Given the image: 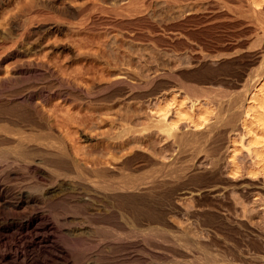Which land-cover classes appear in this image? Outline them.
I'll return each instance as SVG.
<instances>
[{
	"label": "bare ground",
	"instance_id": "obj_1",
	"mask_svg": "<svg viewBox=\"0 0 264 264\" xmlns=\"http://www.w3.org/2000/svg\"><path fill=\"white\" fill-rule=\"evenodd\" d=\"M18 0H0V17H2L1 19L2 20H0V37H2V38H5L6 36L8 37V32L9 33H11V31H13V33H14V31H18L19 30V28H21L22 29V26H24V29H25V27H26V29L22 32V33H24V32H26V34L24 35L25 36V39H24V41H19V42H16V43H14L13 44V41L15 42L16 40L14 39H11L10 41H12V42H10V43H12V44H10V46H8V45H6L5 46V44H6V40H8V38L6 37L5 39H4V42H3V45L1 46L0 45V74H1V72L3 71V70H5V68L3 67V65H2V63H3V61L5 60V59H10L11 57H12V55H15L14 54V51H13V49L14 50H17V49H15V48H19V49H22V50H19L21 53H19V56H21L22 58H20V59H14L15 61L12 63V66L11 67H9V69L11 68V70H12V73H13V77H11L10 76V78H8L9 77V74H7L8 75V77H5V76H0V176L2 175L5 179H6V181L7 182H10L11 184H9V185H6V181H5V186H3V185H1V183H0V207H1V205L2 206H5L6 208L8 207V209H9V211L10 212H13V213H15V214H17V215H19L20 217H19V219L17 220V221H14V222H8V223H4L3 221V224L2 223H0V244L1 243H3L4 244V242L6 241V240H8V242H9V239H12L13 240V243L10 245V249L9 250H12L13 252H12V255H10V257L11 258H13L14 259V261H12L14 264H16V263H18V262H16V260H20V262H21V260H22V262L21 263H23V264H25V263H29V264H37L38 262H37V260H36V257H37V253L38 252H40V251H46V253L48 254V256H49V260H50V262L51 263H55V262H59V263H61V264H67V263H72V264H97V262L95 263V262H92L93 260H94V258L92 259V261H86L87 260V258H86V260L85 261H83L84 259L83 258H85L84 257V255H86V252L87 251H93L92 249L93 248H95V247H98V246H100L101 244H103V242H105L106 244H107V246L108 247H110V248H116L117 246L119 247V246H121V247H124V246H128V245H130L131 243H133L132 241L135 239V238H142V240H144V239H149V238H153V239H160V240H164L165 241V239L167 240V238L170 236V234H168V231L166 230V228H164V227H166V225L168 226L169 224H168V222L167 221H165L164 220V216H162L163 218H160L159 216H157V215H155V212L157 213V211L159 210V208H157V207H155V209L157 208L158 210H156V211H153V209L150 207V201H152V200H150V198H151V196H152V194H151V189H152V187H154L156 184H155V182L157 181V179H153L152 177L154 176H157L158 175V173H156V175L155 174H153V176L151 177L152 178V180H154V181H152V182H154V184L155 185H153L152 186V183H151V185H148V186H145V184L143 185V189H141V190H143L144 191V193H143V191H141V193L140 192H138V191H140V188H141V185L143 184L142 183V181L144 180H141L140 182L142 183H140L139 181H137V179L135 180V178H136V173L135 172H133V173H135L134 175H136V176H134L135 178L134 179H132L133 177L131 176V175H129V173L128 174H125L124 173V171H123V169L125 170V168L123 167V169H122V167H120L119 165H116V166H113L112 165V163L115 161V159L113 158V162H111V165L113 166H109L108 164H107V162L109 163V160H111V158H108V160L107 159H105L104 161H106V163L103 161V159H100L99 158V156H98V154L97 153H95V155L97 154V159H99V160H102L106 165H108L109 167H111L110 169L112 170V171H109L108 170V168H104V167H98V166H93V167H91V165H87V163H89L90 161V159H89V156L92 154V149L90 150L91 151V154L89 153V156H87L88 157V161L89 162H86V160H84L85 162H86V165H84L85 163H84V161H83V163H79L80 161H79V159L77 160V158L70 152V150H69V147H68V145H67V143L64 141V139L63 138H61V136H60V134H59V131L57 130V128L55 127V125H56V122H57V117L59 116L58 114L60 113V112H58V116H56V113H55V111L54 110H44L43 109V106H42V104L41 103H46L49 99H51V98H53L56 94V97L59 95L57 92H60V95L62 96V97H66L65 95H70L71 94V92L73 91V86H74V83H73V85L70 83V81H68V79L70 78V79H72L73 80V78L72 77H69V78H67L68 77V75H64V76H67V77H63V74H62V77L63 78H66L67 79V81L66 80H64L65 82H61V80L59 79V76H57L56 74L58 73V71H57V73H55L54 72V68H52L53 67V65H54V63L56 62V60L57 59H55L54 61H53V57H55V56H52V58L50 59V60H48V59H45V58H43V55L42 56H39V54H38V51H40L39 49H45V53H46V55H51L52 53H54V51L56 50V49H58L59 47H61V46H59L60 45V43L61 44H63L64 42H60L61 40L62 41H65L66 39H62V38H60L61 40L58 42L56 39H57V37L55 36L54 37V40H55V42H58L59 43V45H58V43L56 44H54V41H53V43L52 42H50L49 40H48V37H50L51 35H55V34H60V33H62V31H63V36H65V34H64V30H71V29H77L78 31L77 32H80L79 30H81V29H93L92 31H94V29H96V30H101V28H102V26L106 23H108V26L107 27H110V25H111V27L114 25V27H115V25L117 26V25H121V26H123L122 24V22H119V20L117 21L116 20V18L117 17H119V15L121 16V15H123L122 17H126V15L127 16H130L131 18L132 17H137V19H138V17L139 16H144V15H146V10L147 9H149L148 7H149V4L151 5V2H153V1H147L146 3H142V1L141 0H128L129 2L128 3H130V4H128V8L127 9H125V11L123 10V8H121L122 10L120 11V10H116V9H114V8H112V9H114L113 11L111 10V8H110V10L112 11V13L114 14V15H118L117 17H114L115 18V21H117V22H114L113 20L111 21V18H112V16H111V18H110V20H106L105 21V19H104V21H105V23L102 21V18H98V16H97V18H98V20L100 19L102 22H99L98 20L96 21V19H94L93 20V18H91L92 19V21H88L89 20V18H88V20H87V18L85 19V21H83L81 18L82 17H84L85 15V13L83 14V16H81L82 15V13H81V15H79L78 16V14H76L77 16H75L74 18H76V17H78V19H79V17L81 16V18L79 19V21H78V19H77V21L76 22H72L70 19H72L73 18V10H71V9H69V8H63V9H58V7H57V11H58V13H59V15H57V16H53V15H51V14H49L48 13V10H47V8H46V10L47 11H42L43 9L42 8H40V9H42V10H37L39 7H38V5H40V6H42V5H44V4H46V2H44V0H34L35 2H36V5H37V9H34V7H30L29 6V8H33V10L31 9L30 11H33V12H29V15H27V17H26V21H22L21 23H19L18 22V18H20L19 16V12H20V8H18L19 7V5H18V7L17 8H12V6L13 5H16V2H17ZM21 1V0H20ZM33 0L31 1V3L32 2H34ZM55 1L56 0H51V2H54L55 3ZM62 1V0H61ZM65 1V0H64ZM63 1V2H64ZM68 1V3L70 2L69 0H67ZM72 1V0H71ZM81 1H83V0H81ZM94 2L96 1V0H93ZM103 1L104 0H102L101 1V3L100 4H102L103 3ZM109 1V0H108ZM121 1V0H120ZM124 1V0H123ZM125 1H127V0H125ZM155 1V0H154ZM159 1V0H158ZM166 2L167 1H169V0H165ZM171 1V0H170ZM183 1V0H182ZM182 1L180 2L181 4H183L184 3V1H183V3H182ZM193 2H197V0H192ZM198 1H200V0H198ZM239 1V3L241 2H246V4H247V12L248 11H252V13L254 12V13H256V11L258 10V9H260V7L264 4V0H238ZM238 1H232L231 0V2H233V3H238ZM30 2V1H29ZM34 2V3H35ZM60 2V1H59ZM80 2V1H79ZM85 2V1H84ZM90 2V1H89ZM88 2V4H90ZM94 2H92L93 4H91L93 7H95V4L97 5V4H99V2H96L95 4H94ZM119 2V1H118ZM116 3V6H118L117 4H119V3ZM145 2V1H144ZM17 3H19V1L17 2ZM30 3V5L31 6H34V4L32 5ZM58 3V2H57ZM67 3V2H66ZM72 3V5H73V3H74V7H75V2H71ZM81 3V2H80ZM87 3V2H86ZM106 3V5H107V2H105ZM112 3H113V1H112ZM111 3V6L113 5ZM115 3V2H114ZM124 3V2H123ZM126 3V2H125ZM124 3V4H125ZM160 3V2H159ZM178 3V2H177ZM179 3V4H180ZM186 3H188V2H186ZM201 3V2H200ZM217 3V2H216ZM232 3V4H233ZM13 4V5H12ZM65 4V3H64ZM77 4H79L78 2L76 3V5ZM83 4V3H82ZM82 4H79L78 5V8L75 10V11H77L78 9H79V7L80 8H82L81 6H82ZM104 4V3H103ZM109 4V3H108ZM158 4V3H157ZM202 4V3H201ZM218 4V3H217ZM221 4V3H220ZM229 4V3H228ZM12 5V6H11ZM16 5V6H17ZM36 5H35V7H36ZM47 6L48 5H50L52 8L54 7L53 6V3H48V4H46ZM59 5H60V3H59ZM69 5V4H68ZM67 5V6H68ZM84 5L85 6H87V4H85L84 3ZM83 5V6H84ZM154 5V4H153ZM239 5V4H238ZM50 6H49V9H50ZM55 6H57V5H55ZM63 6V5H62ZM64 6H66V5H64ZM70 6V5H69ZM92 6H90V9H89V11L91 12V11H95V13H96V11H99V10H93L94 8L92 7ZM110 6V5H109ZM109 6H107V10H105V11H108L109 12V9H108V7ZM110 6V7H111ZM115 6V5H114ZM114 6H112V7H114ZM121 5L119 4V7H120ZM125 6H126V4H125ZM162 6H163V4H162ZM173 6V5H172ZM171 6V7H172ZM177 6V5H176ZM182 6V8H180V9H183L184 7H187V5H185V3H184V7H183V5H181ZM202 5H200V7H201ZM205 6V5H204ZM230 6V5H229ZM233 6V5H232ZM241 6V5H240ZM21 7V6H20ZM46 7V6H45ZM45 7H44V9H45ZM72 7V6H71ZM77 7V6H76ZM93 9H92V8ZM97 7H101V6H97ZM96 7V8H97ZM156 7V5L153 7V8H155ZM158 7H160V5L158 6ZM158 7H156V8H158ZM168 7H170V6H168ZM174 7V6H173ZM189 7V6H188ZM187 7V8H188ZM223 7V6H222ZM237 7V8H236ZM22 8V7H21ZM95 8V9H96ZM102 8H104V7H102ZM100 9L101 11L100 12H105L103 9ZM118 8V7H117ZM126 8V7H125ZM205 8V7H204ZM234 8V7H233ZM235 8H236V11L238 12L239 10H240V8L241 7H238V6H236L235 5ZM239 8V10H237ZM74 9V8H73ZM83 9H85V8H83ZM92 9V10H91ZM172 9V8H171ZM177 9H178V7H177ZM180 9H178L179 11H181ZM186 9V8H185ZM185 9H184V11H185ZM223 9V8H222ZM241 9H243V8H241ZM52 10V9H51ZM51 10H49L50 12H52L53 10H54V8H53V10L51 11ZM87 10V12H88V9H86ZM103 10V11H102ZM156 10V9H155ZM160 9H157V11H159ZM161 10H163V8L161 9ZM177 10V11H178ZM189 9H187L186 11H187V13L186 14H188L189 15V11H188ZM199 10H201V8L199 9ZM203 10V9H202ZM246 10H245V13H246ZM55 11V10H54ZM82 11V9L80 10V12ZM84 11V10H83ZM82 11V12H83ZM110 11V12H111ZM169 11V10H168ZM176 11V10H175ZM183 11V12H184ZM205 11V10H204ZM224 11V10H223ZM241 11V13H244V12H242V10H240ZM244 11V10H243ZM259 11V10H258ZM100 12H98V13H100ZM107 12V13H108ZM109 12V13H110ZM126 13V14H124V13ZM146 12V13H145ZM149 12V11H148ZM152 12V11H151ZM156 12V11H155ZM173 12V11H172ZM191 12V11H190ZM196 12V11H195ZM201 12V11H200ZM236 12V13H237ZM260 12V11H259ZM54 13V12H53ZM52 13V14H53ZM78 13H79V10H78ZM92 13V12H91ZM90 13V14H91ZM95 13H93L94 15H95ZM108 13V14H109ZM157 13V12H156ZM161 13H162V11H161ZM175 13V12H174ZM173 13V14H174ZM182 13V12H181ZM231 13V12H230ZM230 13H228V14H230ZM249 13V12H248ZM251 13V14H252ZM55 14H57V13H55ZM54 14V15H55ZM90 14H89V12H88V14L86 13V16L88 17V15L90 16ZM93 14H92V16H93ZM104 15L103 13H100V15ZM113 14H111L110 13V15H113ZM150 14V13H149ZM157 14H159V13H157ZM164 14H167V13H164ZM169 14H171V12L169 13ZM178 14V13H177ZM176 14V15H177ZM184 14V13H183ZM190 14H192V13H190ZM196 14V13H195ZM204 14V13H203ZM257 14H260V13H257ZM3 15V16H2ZM113 15V16H114ZM148 15V14H147ZM151 15H153V13H151ZM160 15V14H159ZM176 15H174V17L176 16ZM182 15V14H181ZM181 15H180V18H183L184 19V16H185V14L181 17ZM194 15V14H193ZM197 15V14H196ZM248 15V14H247ZM246 15V16H247ZM85 16V17H86ZM105 16V15H104ZM106 16H108V15H106ZM156 16H158V15H156ZM172 16L173 15H171V18H172ZM249 16V15H248ZM257 16V15H256ZM91 17V16H90ZM95 17V16H94ZM108 17H110V16H108ZM121 17V18H122ZM152 17V16H151ZM150 16H148L147 18H151ZM155 17V16H154ZM158 17H160V16H158ZM161 17H162V15H161ZM160 17V18H161ZM189 17V16H188ZM120 18V19H121ZM130 18V19H131ZM144 19H147L146 18V16H144L143 17ZM153 18V17H152ZM170 18V19H171ZM176 18V17H175ZM178 18L179 17H177V20H178ZM217 18V17H216ZM215 18V19H216ZM247 18V17H246ZM256 18V17H255ZM21 19V18H20ZM24 19V18H23ZM23 19H21V20H23ZM107 19H109V18H107ZM124 19V18H123ZM128 19V18H127ZM136 19V20H137ZM144 19H143V22H144ZM154 20H155V18H153ZM153 19H151V21L153 20ZM167 19V18H166ZM186 19V18H185ZM188 19H190V18H188ZM214 19V18H213ZM214 19V20H215ZM250 19V18H249ZM257 19H259V16L257 17ZM263 19H264V14H263ZM25 20V19H24ZM80 20H82V21H80ZM89 22H87V21ZM129 20V19H128ZM132 20V19H131ZM148 20V19H147ZM168 21H169V18L167 19ZM172 20V19H171ZM176 20V21H177ZM204 20V19H203ZM207 20V19H206ZM205 20V22H207ZM212 20V19H211ZM217 20H219L218 18H217ZM217 20H215V21H217ZM221 20V19H220ZM228 20V19H227ZM231 20V19H230ZM244 20V19H243ZM108 21H110V22H108ZM141 21V20H140ZM157 21V20H156ZM175 21V19H173V23L174 22H176ZM186 21H187V19H186ZM222 21H223V19H222ZM225 21V20H224ZM229 21V20H228ZM247 21H249L248 19H247ZM253 21V20H252ZM260 21V20H259ZM264 21V20H263ZM146 22V21H145ZM144 22V23H145ZM155 22V21H154ZM171 22V21H170ZM169 22V23H170ZM178 22H179V20H178ZM212 22V21H211ZM211 22L209 21V22H207V23H210L211 24ZM218 22V21H217ZM221 22V21H220ZM220 22H218V23H220ZM234 22V21H233ZM244 22H246V21H244ZM250 22H251V20H250ZM255 22V21H254ZM122 23V24H121ZM149 23V22H148ZM147 23V24H148ZM153 23V22H152ZM152 23L150 22V24H148L149 26L150 25H152ZM180 23H182L181 21H180ZM184 23V22H183ZM213 23V22H212ZM216 23V22H215ZM214 23V24H215ZM227 23V22H226ZM229 23H231V22H229ZM229 23H227V24H229ZM235 23V22H234ZM247 23V22H246ZM257 23H258V20H257V22H256V25H257ZM259 23H261V22H259ZM21 24V25H20ZM106 24H105V28H106ZM110 24V25H109ZM142 24V23H141ZM156 24V23H155ZM179 24V23H178ZM185 24V23H184ZM202 24V23H201ZM200 24V25H201ZM203 24H205V23H203ZM202 24V25H203ZM232 24V23H231ZM263 24V23H262ZM262 24H260V25H262ZM154 25V24H153ZM157 25V24H156ZM168 25V24H167ZM177 25V24H176ZM201 25V26H202ZM209 25V24H208ZM219 25V24H218ZM255 25V27H257ZM119 26L118 27H116V29H118L119 28ZM134 26H135V24H134ZM148 26V27H149ZM173 26H174V24H173ZM204 26V25H203ZM205 26H207V25H205ZM221 27H222V24L220 25ZM219 26V27H220ZM226 26V25H225ZM245 26V25H244ZM111 27H110V29H111ZM159 26H157V28H158ZM209 27H211V26H209ZM213 27V26H212ZM230 27V25L227 27V28H229ZM232 27H233V25L230 27L231 29H232ZM254 27V25H253V28L254 29H256ZM261 27V26H260ZM104 28V27H103ZM147 28V27H146ZM152 28V27H151ZM154 28V27H153ZM155 28H156V26H155ZM193 28V27H192ZM195 28V27H194ZM207 28V27H206ZM205 28V29H206ZM216 28V27H215ZM258 28V27H257ZM112 29H113V27H112ZM111 29V30H112ZM148 29V28H147ZM146 29V30H147ZM175 29V28H174ZM174 29H172V30H174ZM184 29V28H183ZM201 29V28H200ZM204 28L202 29V30H205ZM209 29V28H208ZM211 29V28H210ZM223 29H225V28H223ZM23 30V29H22ZM99 30V31H100ZM105 30V29H104ZM107 30V29H106ZM134 30H135V28H134ZM149 30V29H148ZM154 30V29H153ZM152 30V31H153ZM156 30H159V29H156ZM172 30H171V32H172ZM177 30H180V29H178L177 28ZM187 30V29H186ZM192 30H194V29H192ZM227 30H229V29H227ZM234 30V29H233ZM236 30V29H235ZM259 30V31H258ZM258 33H257V39H254L255 41L256 40H258V42H257V45H256V43H254L253 45L252 44H250V45H252L253 47H251V46H249L250 47V49H254V48H256L257 46H258V43H260L261 45H259L258 46V48H260V46H261V49L258 51V49H257V51H253V53H251V57L249 56V54L247 55V54H244L243 53V49H246V47H245V45L243 44V43H241V44H239V45H237V46H239V48L238 47H235L234 49H235V51H232V52H229V51H231V48H230V45H229V47H227L226 48V52L224 51V52H222L221 54H217V55H215L217 52H215V54H210V53H208L207 52V54L206 55H201V54H198L199 53V51L197 50V52H195V51H193L192 49H194L195 47H193L191 50H192V52H191V59H192V62H194L195 64H199L201 61H203V60H207V59H209L210 60V58H213L214 60H215V56H221V57H223V58H230L231 60H233V61H235V60H241V59H243V58H245V57H247L246 59H248V57H250V58H252V60H254V61H258V60H261V61H259L260 62V64L259 65H261V66H258V68H254V69H256L255 70V78H254V81H256V83L253 85V86H251L250 87V89H248V90H245V86H239V84L237 85V83L235 82V80H229L231 83H229V84H225L224 82H223V80H226V78H231V77H227V75L225 76L226 78L224 79V78H222V77H219L220 75V72L222 71V68H223V65H222V67H221V71L220 70H218L219 71V74H218V71L216 72V69H214L215 68V66H213V69H211V67H210V69H209V67L207 68V67H204V68H202V70H199L198 71V75H202L201 77H200V80L201 81H205L204 82V84H206V86H202V84H203V82H202V84H199V85H201L200 87H202L201 88V90H200V95H201V98H193V99H195L194 101H191V103H190V105H187V103H185L188 107L186 108V107H184L183 108V104H182V102L180 101H178V102H176V98H175V96L173 95V92H172V90H170V88H168V89H166V87L164 86V85H166V84H161V87H162V89H164L163 87H165V89L166 90H164L163 92L161 91V92H158V94L159 95H155L156 97H155V99L157 100V103L156 104H154V107H153V109H151L149 106V108L151 109V112L153 111V113L155 114L154 116H156L157 115V117H158V119L160 118V121L159 122H161L162 124H159V125H157V126H161L162 128H163V130H165L166 132H169V131H171V130H174V128L176 127L177 129H178V127H177V124L178 123H182L183 124V122H186L188 125H189V127L191 126L193 129H202V130H204L205 131V135H206V133H207V139L209 140V142L208 143H210V141L213 143L214 141H216L215 143H217V139L218 138H221V137H223V139H224V141H226L225 140V137H227L228 136V149H229V151H228V154H227V159H225L224 158V160H226V161H228V163H229V165L228 164H226L227 165V168H228V166H229V170H227L226 168V170L232 175L233 174V176H235L236 175V173L240 170V165L238 164V162H237V160H236V158H239L240 159V157H236V152H238L239 150H242L243 151V153H245L246 155H248L249 156V158H251V159H249V160H251V161H249V162H251V164L249 165L248 164V167L245 169V175H247V176H249L250 178H251V180L253 179V178H256V179H258V181H259V178H257V177H253V176H256V175H260L261 177H262V180L264 181V25H262V27L259 29L258 28ZM20 31V30H19ZM84 31V30H83ZM82 31V32H83ZM86 31V30H85ZM84 31V32H85ZM91 31V30H90ZM91 31V32H92ZM102 31V30H101ZM110 30H107L106 32H109ZM118 31L120 32L121 31V28L120 29H118ZM176 31V30H175ZM175 31H173L174 33H176ZM183 31V30H182ZM210 31V30H209ZM208 31V32H209ZM216 33H217V31H216V29L214 30ZM214 31H213V29H212V32H213V34H212V32H211V34H212V36H210V37H213V35H214ZM221 31L223 32V30L221 29L220 30V33H221ZM232 30H229V32H231ZM249 31V30H248ZM255 31V30H254ZM89 32V31H88ZM90 32V33H91ZM97 32V31H96ZM114 32H115V30H114ZM150 32V31H149ZM154 32V31H153ZM157 32V31H156ZM185 32H187V31H185ZM201 32V31H200ZM204 32V31H203ZM208 32H206V33H208ZM239 32V31H238ZM12 33V34H13ZM20 35H21V37H22V34H21V31L20 32H18ZM72 33V32H71ZM76 33V32H75ZM86 33V32H85ZM84 33V34H85ZM94 33H95V31H94ZM103 33V32H102ZM121 33H123V32H121ZM144 33V32H143ZM147 33V32H146ZM177 33H179V32H177ZM191 33H192V31H191ZM193 33H194V31H193ZM197 33H199L198 31H197ZM205 33V34H206ZM225 33V32H224ZM236 33V32H235ZM234 33V35L236 36V34ZM245 33V32H244ZM68 34V33H67ZM79 34H81V33H79ZM78 33H76V35H79ZM87 34V33H86ZM99 34V33H98ZM98 34H95V35H98ZM105 34V33H104ZM110 34L112 35V33L110 32ZM114 34H116L115 36H117L118 37V35H117V33L115 32ZM131 34V33H130ZM145 34V33H144ZM148 34H151V33H147L146 35H148ZM158 34V33H157ZM172 34V33H171ZM190 33H188V35H189ZM201 34V33H200ZM204 34V33H203ZM210 34V35H211ZM218 34V33H217ZM217 34H215V35H217ZM231 34H233V32H231ZM241 34V33H240ZM14 35H15V33H14ZM16 35H17V37H18V34L16 33ZM107 35V34H106ZM109 35V34H108ZM111 35H110V37H111ZM153 35H155L156 36V34H153ZM152 35V36H153ZM175 35V34H174ZM181 35H182V33H181ZM183 35H184V33H183ZM196 34H194V36H195ZM208 35V34H207ZM206 35V37L208 38V36ZM221 35V34H220ZM223 36H224V34H222ZM238 35H239V33H238ZM10 37H9V39L12 37L11 35H9ZM69 35H67L66 37H68ZM80 36V35H79ZM81 36H82V34H81ZM83 36H85V35H83ZM83 36H82V38H79V39H81L80 41H82V39H83ZM91 36H92V34H91ZM113 36V35H112ZM125 36H127L126 34H125ZM142 36L144 37V35L142 34ZM141 36V37H142ZM149 36V35H148ZM152 36H151V38H152ZM186 36V35H185ZM193 36V37H194ZM199 35L197 34V37H198ZM225 36L227 37V35L225 34ZM229 36H231V35H229ZM233 37V38H236V37ZM240 36V35H239ZM243 36H245V35H243ZM14 37V36H13ZM60 37V36H59ZM90 37V36H89ZM89 37H88V39H89ZM98 37V36H97ZM109 37V36H108ZM105 38L106 39V41H107V39H109V38ZM117 37H115L116 39L115 40H117ZM123 37H124V35H123ZM131 37L133 38V35H131ZM130 37V38H131ZM142 37V38H143ZM146 37V36H145ZM150 37V36H149ZM149 37H147L148 39H149ZM161 37V36H160ZM167 37V36H166ZM175 37H177V36H175ZM175 37H174V39H175ZM178 37H180V34L178 35ZM184 37V36H183ZM190 37H192L191 35H190ZM205 37V38H206ZM215 37V36H214ZM213 37V38H214ZM216 37H218V36H216ZM222 36H220L219 38H221ZM232 37V36H231ZM230 37V38H231ZM16 38V37H15ZM56 38V39H55ZM71 38H72V36H71ZM86 37H84V39H85ZM91 38V37H90ZM119 38V37H118ZM136 38V36L134 37V39ZM146 38V39H147ZM150 38V39H151ZM156 38V37H155ZM186 38H187V36H186ZM196 38V37H195ZM201 38H204V37H201ZM223 38V37H222ZM228 38V37H227ZM249 38H251V37H249ZM248 38V39H249ZM1 39V38H0ZM18 39H20V36L18 37ZM49 39H51V38H49ZM52 39H53V37H52ZM52 39H51V41H52ZM69 39V38H68ZM67 39V40H68ZM72 39H75L74 37L72 38ZM72 39H69V40H71L70 42H72L73 40ZM88 39H86V43H87V41H89ZM113 39H114V36H113ZM120 39H122L121 38V36H120ZM144 39V38H143ZM150 39H149V41H150ZM183 39V38H182ZM188 39V38H187ZM199 39V38H198ZM241 39V38H240ZM245 39H247V36H246V38ZM253 39V38H252ZM3 40V39H2ZM22 40V39H21ZM78 40V39H77ZM96 40V39H95ZM94 40V41H95ZM110 40H112V38L110 39ZM131 40V39H130ZM139 40V39H138ZM176 40V39H175ZM191 40H192V38H191ZM189 41V43L190 42H192V41ZM204 40V39H203ZM210 40H211V38H210ZM209 40V41H210ZM212 40H215V38L214 39H212ZM220 40H222V39H220ZM230 41V39H227V43H229V41ZM236 40H239L238 39V36H237V38H236ZM9 41V40H8ZM76 41V40H75ZM80 41L78 40V42L80 43ZM91 41H93V39H91ZM97 41H99L98 40V38H97ZM103 41V40H102ZM109 41V40H108ZM132 41H133V39H132ZM131 41V42H132ZM136 41V40H135ZM140 41V40H139ZM148 41V40H147ZM153 41H155V40H152V42ZM184 41V40H183ZM194 41V40H193ZM202 41V40H201ZM200 41V39H199V43L198 44H200V43H202ZM206 41H207V39H206ZM219 41V40H218ZM241 41V40H240ZM70 42L68 43L69 45H71L70 44ZM85 42V41H84ZM90 42V41H89ZM88 42V44L90 45V43ZM100 42H101V40H100ZM115 41H112V43H114ZM123 42V41H122ZM178 42H180L181 43V41H179L178 40ZM195 42H197V39L195 40ZM211 42L212 41H210L209 43H210V45H211ZM213 42H215V41H213ZM212 42V43H213ZM231 42H233V44H234V40L232 41L231 40ZM254 42V41H253ZM75 43H77V42H75ZM99 43V42H98ZM102 44H97V42L95 43V42H92V46L91 47H93V48H95V50L93 49V52H92V50H91V47L89 46H84L85 48L87 47V48H89L90 50H91V53L89 52L90 50H88L87 51V53L86 54H88L90 57L92 56V57H96L98 60H102V58H107V56H106V54L105 53H103V48L105 49V47L107 46V44L105 45L104 44V42H101ZM136 43V42H135ZM138 43V42H137ZM136 43V44H137ZM189 43H188V45H189ZM194 43V42H193ZM192 43V44H193ZM203 43H205V41H203ZM209 43H207V44H209ZM216 43V42H215ZM214 43V44H215ZM222 43V42H221ZM223 43H224V40H223ZM252 43V42H251ZM27 44L29 45L28 47H27ZM82 44V43H81ZM87 44V45H88ZM109 44H111V43H109ZM109 44H108V46H107V49H108V47H109V49L111 48L110 46H109ZM121 44V43H120ZM138 44H140V43H138ZM142 44V43H141ZM140 44V45H141ZM187 43L185 42V45H186ZM197 44V45H198ZM220 44V43H219ZM232 44V43H231ZM64 45V44H63ZM67 45V44H66ZM76 44H74V46H75ZM85 45V44H84ZM117 45V44H116ZM178 45H179V43H178ZM180 45H184V42H183V44L181 43ZM201 45V44H200ZM199 45V46H200ZM204 45V44H203ZM202 45V47H200V48H203L204 46ZM216 45V44H215ZM218 45V44H217ZM225 45H227V44H225ZM256 45V46H255ZM79 46V45H78ZM111 46H113V44L111 45ZM122 46H124V44L122 45ZM139 46V45H138ZM142 46V45H141ZM140 46V48H142ZM192 46V45H191ZM191 46H189V47H191ZM196 46V45H195ZM198 46V47H199ZM212 46V45H211ZM235 46V45H234ZM12 48L11 49V51H7L8 49L7 48ZM65 47V46H64ZM67 47V46H66ZM73 47V45H71V48ZM76 47H77V45H76ZM81 47L83 48V45H81ZM115 46H113V48H114ZM125 47V46H124ZM185 47H187V46H185ZM188 47V49H190ZM198 47H197V49H198ZM205 47H206V45H205ZM213 47H215V46H213ZM220 47V46H219ZM225 47V46H224ZM4 48V49H3ZM71 48H70V50H71ZM74 48V47H73ZM72 48V49H73ZM79 47H77V49H78ZM117 48V47H116ZM182 48V47H181ZM180 48V49H181ZM183 48H184V46H183ZM183 48H182V50H183ZM199 48V49H200ZM218 48V47H217ZM216 48V49H217ZM237 48V49H236ZM61 49H63V48H61ZM60 49V50H61ZM69 49V48H68ZM108 49V50H109ZM115 49V48H114ZM205 48H203V50H204ZM207 49H209V47L207 48ZM214 49V48H213ZM213 49H211V51H213ZM219 49V48H218ZM222 49V48H221ZM250 49L248 48V50L250 51ZM252 49V50H253ZM74 50H75V48H74ZM73 50V51H74ZM82 49L80 48V51L78 52L79 53V55L81 54V53H85V52H82L81 51ZM87 50V49H86ZM112 50V49H111ZM111 50H109V52H108V58H109V53H110V51ZM116 50V49H115ZM153 50V49H152ZM151 50V51H152ZM165 50H166V48H165ZM185 50H187L186 48H185ZM195 50H196V48H195ZM220 50V49H219ZM233 50V49H232ZM251 50V51H252ZM6 51V52H5ZM72 51V52H73ZM76 51V50H75ZM74 51V52H75ZM83 51H84V49H83ZM106 51V50H105ZM138 51H139V54H140V51H142V50H140V49H138ZM146 51H147V49H146ZM155 51V50H154ZM153 51V52H154ZM157 51V50H156ZM159 51V50H158ZM158 51H157V53H158ZM161 51V50H160ZM159 51V52H160ZM167 51V50H166ZM209 51V50H208ZM215 51V50H214ZM213 51V52H214ZM217 51V50H216ZM250 51V52H251ZM18 52V51H17ZM58 52H59V50H58ZM61 52V51H60ZM63 52V51H62ZM71 52V51H70ZM73 52V53H74ZM81 52V53H80ZM115 52V51H114ZM114 52H113V54H114ZM137 52V51H136ZM144 52H145V50H144ZM168 52H169V50H168ZM201 52H202V50H201ZM219 52V51H218ZM249 52V53H250ZM37 53V54H36ZM76 53H77V51H76ZM78 53L76 54L77 56H78ZM107 53V52H106ZM112 53V52H111ZM141 53H143V51L141 52ZM146 53V52H145ZM152 53V52H151ZM156 53V52H155ZM154 53V54H155ZM156 53V54H157ZM163 53V52H162ZM167 52H165V54H166ZM248 53V52H247ZM34 54H36L37 55V57L36 58H34V57H32ZM68 54V53H67ZM83 54H81V55H83ZM85 54V55H86ZM104 54H105V56H104ZM112 54V61L113 60H117V58H119V57H117V58H113V56H115L116 57V55H113ZM116 54V53H115ZM139 54H137V55H139ZM144 54V53H143ZM153 54V55H154ZM171 54V53H170ZM170 54H168V55H170ZM203 54V53H202ZM66 55V54H65ZM80 55V56H81ZM85 55H84V57H85ZM123 55V54H122ZM152 55V54H151ZM164 55V54H163ZM187 55V54H186ZM57 56V55H56ZM62 56V55H61ZM63 56H64V54H63ZM72 56H73V54H72ZM71 56V58H72V60L74 59L73 57ZM75 57V58H78V57ZM79 56V57H80ZM132 56V55H131ZM142 56V55H141ZM160 56H162L161 55V53H160ZM65 57V56H64ZM66 57H67V55H66ZM69 57V56H68ZM68 57L66 58V59H68ZM82 57V56H81ZM80 57V58H81ZM91 57V58H92ZM110 57V58H111ZM136 57H138V56H136ZM145 57V56H144ZM144 57H142V58H144ZM156 57H159V56H156ZM56 58V57H55ZM58 58V57H57ZM70 58V59H71ZM93 58V59H94ZM100 58V59H99ZM107 58V59H108ZM109 58V59H110ZM135 58V57H134ZM139 59H141L140 57H138ZM137 58V59H138ZM172 58H173V56H172ZM63 59V58H62ZM61 59V60H62ZM69 59V60H70ZM82 59V58H81ZM88 59V58H87ZM90 59V58H89ZM145 59V58H144ZM212 59V60H213ZM76 60H78L79 61V59H76ZM91 60V59H90ZM106 60V59H105ZM142 60V59H141ZM141 60H138V61H141ZM217 60V59H216ZM220 60H222V59H220ZM224 60V59H223ZM222 60V61H223ZM229 60V59H228ZM227 60V61H228ZM231 60L229 61V62H231ZM244 60V59H243ZM251 60V59H250ZM75 61V60H74ZM95 61H96V59H95ZM102 61H104V60H102ZM102 61L100 62V64L102 63ZM108 61V60H107ZM111 60H109V62H110ZM112 61H111V63H112ZM118 61H123V60H118ZM117 61V62H118ZM125 61V60H124ZM132 61V60H131ZM137 61V60H136ZM218 61V60H217ZM216 61V63H220V62H217ZM221 61V62H222ZM232 61V62H233ZM247 61V60H246ZM249 61V60H248ZM6 62V61H5ZM62 62V61H61ZM61 62H60V64H61ZM63 62H64V60H63ZM62 62V63H63ZM66 62H68V60H66ZM89 62V61H88ZM99 62V61H98ZM119 62V63H120ZM129 63H130V61H128ZM127 62V63H128ZM133 62V61H132ZM208 62H210V61H208ZM225 62H226V60H225ZM225 62H223L224 64H225ZM59 63V62H58ZM125 64H127L126 62H124ZM128 63V64H129ZM140 63V62H139ZM142 63H145V60L142 62ZM141 63V64H142ZM146 63H147V61H146ZM153 63V62H152ZM151 63V64H152ZM216 63H215V65H216ZM237 63V62H236ZM241 63V62H240ZM254 63V62H253ZM252 63V64H253ZM256 63V62H255ZM5 64V63H4ZM67 64V63H66ZM75 64V63H74ZM86 64V63H85ZM89 64V63H88ZM87 64V65H88ZM102 64H106L105 62L104 63H102ZM116 64V63H115ZM121 64H123V62L121 63ZM125 64H123L124 66H125ZM127 64V65H128ZM133 64H135L136 66H137V64L136 63H133ZM156 63L154 62V65H155ZM176 64V63H175ZM183 64V63H182ZM181 64V65H182ZM205 64H207V63H205ZM214 64V63H213ZM212 64V65H213ZM222 64V63H221ZM229 64V63H228ZM8 65V64H7ZM56 65H57V63H56ZM55 65V66H56ZM103 65V66H104ZM110 65H112V64H110ZM109 65V63H108V66H110ZM117 65L118 64H116V66H114L113 65V67L115 68L114 70H117L118 71V69L116 68L117 67ZM122 65V66H123ZM139 65V64H138ZM145 65V64H144ZM171 65V64H170ZM173 65V64H172ZM201 65H202V63H201ZM200 65V66H201ZM204 65V64H203ZM209 65V64H208ZM254 65V64H253ZM9 66H10V63H9ZM60 66V65H59ZM59 66H57L58 67V69H59ZM65 66V65H64ZM71 66V65H70ZM83 66V65H82ZM85 66V65H84ZM93 66V65H92ZM105 66H107V65H105ZM119 66V65H118ZM136 66H134L135 68H137ZM152 66V65H151ZM174 66V65H173ZM173 66L171 67L170 66V69L171 68H173ZM225 66V69H227L228 67L226 66V64L224 65ZM230 66H232V65H230ZM229 66V67H230ZM238 66V65H237ZM236 66V67H237ZM239 66H241V67H243L244 66V64H243V66L242 65H240L239 64ZM247 66V65H246ZM249 67H250V63H249V65H248ZM252 66V65H251ZM7 67V66H6ZM62 67V66H61ZM65 67H67V66H65ZM65 67L63 68V71H64V69H65ZM76 67V66H75ZM87 67V66H86ZM102 67V66H101ZM101 67H98V69L99 68H101ZM111 67V66H110ZM126 67V66H125ZM125 67H124V69H125ZM128 67H131V64H130V66H128ZM128 67H127V70H128ZM133 67V68H134ZM144 67H148V66H144ZM177 67V66H176ZM178 67H180V66H178ZM181 67H186V66H181ZM195 67V66H194ZM198 67V66H197ZM196 67V68H197ZM203 67V66H202ZM218 67V66H217ZM227 67V68H226ZM245 67V66H244ZM61 68V69H62ZM70 68V67H69ZM71 68H72V66H71ZM71 68L69 69V71H70V73L72 74V72H71ZM79 68V67H78ZM78 68H77V70H78ZM97 68V67H96ZM118 68H120V66L118 67ZM122 68V67H121ZM132 68V67H131ZM131 68H129V70H131V72H132V69ZM140 68H143V65L142 66H140ZM154 69H155V67H153ZM175 68V67H174ZM199 68V67H198ZM246 68V67H245ZM251 68V67H250ZM249 68V69H250ZM8 69V70H9ZM55 69H56V67H55ZM58 69H56V70H58ZM60 69V70H61ZM74 69V68H73ZM72 69V70H73ZM80 69V68H79ZM84 69V68H83ZM82 69V70H83ZM94 69H95V67H94ZM102 69V68H101ZM106 69H107V67H106ZM109 69V68H108ZM123 69V70H124ZM157 69H158V67H157ZM163 69V70H162ZM162 69H160V71H158V70H156V72H155V78H159V79H155L156 81H158V80H160L161 78V81H163V79L166 77H168L166 80L167 81H171L172 80V82H173V77H174V75H173V77L171 76V74L169 73V71H167V70H164L165 68H163L162 67ZM181 69V68H180ZM187 69V68H186ZM232 68H229L228 70H231ZM235 69V68H234ZM244 69V68H243ZM7 70V69H6ZM81 70V69H80ZM111 70V69H110ZM109 70V71H110ZM121 70V73H122V69H120ZM137 70H139L138 68H137ZM143 70V69H142ZM145 70V69H144ZM179 70V69H178ZM183 70L185 71V69L183 68ZM195 70V69H194ZM227 70V71H228ZM237 70L239 71V69L237 68ZM237 70H235V71H237ZM35 71L37 72H39L40 71V74L41 75H43L42 73H44L45 75H43V76H45V80H46V83H44V82H42V83H37V84H35V86L33 85V88H30V89H28V90H25V91H20V92H5L6 91V89H7V91H8V88H9V86H10V84H11V81L13 80V79H15V78H18V79H26V78H29L30 76H33L34 74L35 75H37L36 73H35ZM62 71V70H61ZM63 71L61 72V73H63ZM66 71H67V69H66ZM106 71V70H105ZM108 71V72H109ZM117 71H115V73H117ZM180 71V70H179ZM190 71V70H189ZM232 71V70H231ZM234 71V72H235ZM9 73H10V71H8ZM7 72V73H8ZM42 72V73H41ZM84 72V71H83ZM103 72V71H102ZM107 72V73H108ZM111 72V71H110ZM119 72V71H118ZM144 72V71H143ZM142 72V73H143ZM146 72H147V70H146ZM146 72H144V75H145V73ZM154 72V71H153ZM188 71H186V73H187ZM223 72H224V70H223ZM226 72V71H225ZM233 72V71H232ZM231 72V73H232ZM240 72H243V73H245L244 71H240ZM247 72V71H246ZM60 73V72H59ZM70 73H69V75H70ZM99 73V72H98ZM97 73V74H98ZM104 73V72H103ZM128 73H130L129 71H128ZM128 73H126V74H128ZM133 73H136V72H133ZM132 73V74H133ZM139 73V72H138ZM142 73H140L141 75H142ZM184 73V72H183ZM185 73V74H186ZM190 73V72H189ZM193 73H195L194 71H193ZM230 73V72H229ZM229 73H227L226 72V74H229ZM11 74V73H10ZM65 74V73H64ZM114 74V73H113ZM120 74V73H119ZM118 74V75H119ZM125 74V73H124ZM140 74H138V75H140ZM154 74V73H153ZM197 74V73H196ZM233 74H235V73H233ZM232 74V76H234ZM237 74H238V72H237ZM253 74V73H252ZM251 74V76H253ZM59 75V74H58ZM98 75H100V74H98ZM118 75H116V76H118ZM121 75V74H120ZM123 75V74H122ZM129 75V74H128ZM136 75H137V73H136ZM135 75V76H136ZM170 75V76H169ZM195 75V74H194ZM197 75V76H198ZM223 75V74H222ZM236 75V74H235ZM242 75V74H241ZM244 75H247V74H244ZM40 76V75H39ZM94 76V75H93ZM92 76V78H94ZM106 76H108L109 77V74L108 75H106ZM105 76V77H106ZM113 76V75H112ZM112 76H110L111 78H113ZM115 76V77H116ZM126 76V75H125ZM148 76V75H147ZM188 76V75H187ZM196 76V75H195ZM224 76V75H223ZM36 77V76H35ZM62 77H60V78H62ZM74 77V76H73ZM87 77V76H86ZM97 77V76H96ZM95 77V78H96ZM101 77V76H100ZM105 77H104V79H105ZM107 77V78H108ZM109 77V78H110ZM114 77V78H115ZM129 77H133V75L132 76H130L129 75ZM128 77V78H129ZM151 77H152V74H151ZM169 77H172L171 78V80H169ZM177 78H178V76H176ZM175 77V78H176ZM238 77V76H237ZM236 77V78H237ZM242 78H243V76H241ZM245 77V76H244ZM248 77V76H247ZM34 78V77H33ZM43 78V77H42ZM75 78V77H74ZM98 78H99V76H98ZM101 78H103V76L101 77ZM101 78H99V79H101ZM105 79L104 81H106V80H109V79ZM111 78H110V82H111ZM120 79H122L123 77H119ZM118 78V80L117 79H112V81L114 80L115 82L114 83H120V86H121V80ZM124 78H127V77H124ZM139 78V77H138ZM142 78V77H141ZM149 78V77H148ZM180 78H181V76H180ZM195 78V77H194ZM233 78V77H232ZM234 78H235V76H234ZM239 78H240V76H239ZM238 78V79H239ZM40 79H41V77H40ZM40 79H37L38 81L40 80ZM44 79V78H43ZM69 79V80H70ZM97 80V81H100V80ZM133 79H136V78H133ZM185 79H187V78H184V79H182V83H183V80H185ZM197 79V78H196ZM199 79V78H198ZM42 80V79H41ZM41 80L39 81V82H41ZM75 80V79H74ZM73 80V81H74ZM126 81H127V79H125ZM124 79L122 80L123 82L125 81ZM131 80V79H130ZM138 79H136V81H137ZM142 80H143V78H142ZM141 79L139 80L140 82L142 81ZM193 80V79H192ZM227 80V81H228ZM253 80V79H252ZM251 80V83L253 82ZM22 81H26V80H19V83H23ZM75 81H77L78 82V79L77 80H75ZM83 81V80H82ZM94 81H96V80H94ZM103 80L102 81H100L101 83L102 82H104ZM126 81H125V83H126ZM133 81H135V80H133ZM160 81V82H161ZM166 81V82H167ZM174 81H176V84H178L177 82L178 81H180V79L177 81V80H175L174 79ZM191 81V80H190ZM193 81H195V80H193ZM192 81V82H193ZM197 81V80H196ZM200 81V82H201ZM228 81V82H229ZM239 81H240V79H239ZM238 81V83H240ZM244 81V80H243ZM17 82H18V80H17ZM37 82V81H36ZM35 82V83H36ZM77 82H75L76 84H77ZM80 82V81H79ZM89 82V81H88ZM100 82H98V83H100ZM123 82H122V84H123ZM130 82V81H129ZM138 82V81H137ZM147 82V81H146ZM159 82V81H158ZM166 82H164V83H166ZM186 82V81H185ZM189 82V81H188ZM187 82V83H188ZM200 82H198V83H200ZM219 83V85H215V86H218V87H215L213 84H215V83ZM226 82V81H225ZM245 82V81H244ZM31 83H33V81L31 82ZM30 83V84H31ZM107 83V82H106ZM113 83V82H112ZM111 83V84H112ZM113 83V84H114ZM125 83H124V85H125ZM141 83H144L145 84V82H141ZM140 83V84H141ZM169 83H171V82H169ZM191 82H189V84H190ZM196 83V82H195ZM197 83V84H198ZM246 83H248V81L246 82ZM245 83V84H246ZM21 84H18L19 86H20V88L25 84H22V86H21ZM80 84H82V83H79L78 85V87H77V90H78V88L81 86L82 87V85H80ZM87 84V83H86ZM130 84V83H129ZM134 84V83H133ZM133 84H130L128 87L129 88H127L128 90L130 89V87H131V85H133ZM135 84H136V82H135ZM137 84H139V83H137ZM136 84V85H137ZM143 84V85H144ZM156 84V83H155ZM159 84V83H158ZM174 83H172V85H173ZM180 84V83H179ZM186 83H184V85H185ZM188 84V85H189ZM17 85V84H16ZM17 85V86H18ZM98 85V84H97ZM108 85H110V83H108ZM127 85H128V82H127ZM126 85V86H127ZM135 85V86H136ZM142 85V86H143ZM146 86L148 85V83L147 84H145ZM163 85V86H162ZM183 85V84H182ZM193 85H196V84H194L193 83ZM198 85V86H199ZM18 86V87H19ZM106 86V85H105ZM111 86V85H110ZM113 86V85H112ZM114 86H116V87H118L119 86V84H118V86L116 85V84H114ZM113 86V87H114ZM135 86L133 87V89H136V88H138V89H141V86H139V85H137V86H139V87H137L136 86V88H135ZM154 87H156V86H159L160 87V85H157L156 84V86L155 85H153ZM168 86V85H167ZM176 86V85H175ZM178 86V85H177ZM180 86V85H179ZM187 86V85H186ZM190 86H192V84L190 85ZM189 86V87H190ZM230 86V87H229ZM26 87V86H25ZM80 87V88H81ZM86 87V86H85ZM109 87V86H108ZM108 87H104L103 86V88L102 87H100L99 89H96V90H102L103 91V89H104V91L107 89V91L109 90L110 91V89H108ZM122 87V86H121ZM148 87H150L149 85H148ZM170 87V86H169ZM195 87V86H194ZM200 87H198V88H200ZM24 88V87H23ZM87 88V87H86ZM86 88L84 89V87H83V90L85 91L86 90ZM119 88V87H118ZM125 88V87H124ZM132 88V87H131ZM144 87H142V89H143ZM157 88V87H156ZM248 88V87H247ZM144 89H147V87H145ZM152 89V88H151ZM161 88H159V90H160ZM184 89V88H183ZM186 89V88H185ZM184 89V90H185ZM121 90V89H120ZM119 90V91H120ZM123 90V89H122ZM131 90V89H130ZM129 90V91H130ZM158 90V91H159ZM176 90V89H175ZM174 90V91H175ZM187 90V89H186ZM185 90V91H186ZM191 90H192V88H191ZM194 90V89H193ZM193 90H192V92H193ZM197 90V89H196ZM195 90V91H196ZM74 91H76V90H74ZM81 91H82V89H81ZM102 91H101V95L103 94L102 93ZM117 91V90H116ZM145 91V90H144ZM150 91V90H149ZM155 91H157V89L155 90ZM155 91H153V92H155ZM86 92V91H85ZM112 92V91H111ZM115 92V91H114ZM124 92V91H123ZM128 92V91H127ZM140 92V91H139ZM151 92H152V90H151ZM179 92V91H178ZM181 92V91H180ZM191 92V91H190ZM189 92V93H190ZM78 93V92H77ZM81 93H83V92H81ZM81 93H79L80 95H82ZM98 93V92H97ZM107 93V92H106ZM120 93V92H119ZM134 93V92H133ZM142 93V92H141ZM150 93V92H149ZM188 93V94H189ZM196 93V92H195ZM198 94L197 95H199V91L197 92ZM74 94H76V93H74ZM89 93L87 92V93H85V95H88ZM99 95H100V93H98ZM114 94H116V92L114 93ZM121 94V93H120ZM138 94V93H137ZM137 94H135V96L137 95ZM150 94H153V93H150ZM154 94H156V93H154ZM153 94V95H154ZM181 94V93H180ZM187 94V95H188ZM190 94H192V93H190ZM189 94V95H190ZM194 94V93H193ZM59 95V96H60ZM73 95V94H72ZM77 95V94H76ZM84 95V96H85ZM97 95V94H96ZM112 95V94H111ZM111 95H110V98H111ZM117 95V94H116ZM140 95H147V94H140ZM140 95L138 96V97H140ZM175 95H176V93H175ZM179 95V94H178ZM183 95V94H182ZM186 95V94H185ZM118 96V95H117ZM116 96V97H117ZM120 96V95H119ZM122 96V95H121ZM126 96V95H125ZM123 97V98H126V97ZM128 96V95H127ZM130 96V95H129ZM132 97H133V95H131ZM150 96V95H149ZM152 96V95H151ZM150 96V97H151ZM192 96H194V95H192ZM68 97V96H67ZM66 97V98H67ZM70 97V96H69ZM72 98H73V96H71ZM75 97V96H74ZM77 97H79V96H77ZM81 97V96H80ZM89 97V96H88ZM103 97H105V98H107L105 95L103 96ZM108 97H109V95H108ZM131 97V98H132ZM138 97H136L137 99H138ZM184 97V96H183ZM195 97V96H194ZM58 98H60V97H58ZM115 98V97H114ZM113 98V99H114ZM128 98H130V97H128ZM146 98V97H145ZM147 98H148V96H147ZM180 98V97H179ZM77 99V98H76ZM81 99H82V97H81ZM100 99V98H99ZM99 99H97V101L99 100ZM112 99V98H111ZM135 99V97H133V99H131L132 100V102H133V100ZM137 99H135V100H137ZM140 99V98H139ZM138 99V100H139ZM144 99V98H143ZM149 99V98H148ZM150 99H152V98H150ZM188 99V98H187ZM187 99H186V101H187ZM51 100H53V99H51ZM50 100V101H51ZM61 100H62V98H61ZM68 100V99H67ZM74 100V99H73ZM78 100V101H77ZM76 101L77 102H75V103H78V102H80L79 100L80 99H77ZM84 100V99H83ZM81 101L82 103L84 102V101ZM86 100V99H85ZM92 100V99H91ZM105 100V99H104ZM107 101H108V98L106 99ZM110 100V99H109ZM115 100V99H114ZM113 100V101H114ZM122 100V99H121ZM120 100V101H121ZM127 100H129V99H127ZM126 100V101H127ZM146 100V99H145ZM178 100V99H177ZM183 100V99H182ZM190 100V99H189ZM57 101V100H56ZM59 101V100H58ZM87 101V100H86ZM93 101V100H92ZM91 101V102H92ZM95 101H96V99H95ZM95 101H93V102H95ZM99 101H101V99L99 100ZM98 101V102H99ZM119 101V102H120ZM140 101H141V99H140ZM140 101H137V104H138V102H140ZM143 101V100H142ZM153 101L155 102V100L153 99ZM49 102V101H48ZM60 102V101H59ZM72 102V101H71ZM70 102V103H71ZM92 102V103H93ZM102 102V101H101ZM101 102H99V103H101ZM104 102V101H103ZM109 102V101H108ZM115 102V101H114ZM128 103H130L129 101H127ZM135 102V101H134ZM149 102V101H148ZM148 102L146 103V105L148 104ZM52 103H54V101L52 102ZM56 103V105H57V102H55ZM63 103V102H62ZM65 103V102H64ZM89 103V102H88ZM97 103V102H96ZM110 103H111V101H110ZM118 103V102H117ZM122 103V102H121ZM126 103V102H125ZM149 103H151V102H149ZM184 103V102H183ZM189 103V102H188ZM51 104V103H50ZM73 103H71V104H69L70 106L72 105ZM86 104V103H85ZM85 104H84V106H85ZM89 104H91V103H89ZM106 104H107V102H106ZM105 104V105H106ZM134 104H136V103H134ZM143 104V103H142ZM153 104V103H152ZM152 104H151V107H152ZM48 105V104H47ZM55 105V106H56ZM60 105H62V104H60ZM74 105V104H73ZM94 105V104H93ZM100 105V104H99ZM98 105V106H99ZM111 105V104H110ZM126 106H127V103L125 104ZM131 105H132V103H131ZM144 105V104H143ZM146 105H144V106H146ZM148 105H150V104H148ZM46 106V105H45ZM44 106V107H45ZM49 106V105H48ZM47 106V107H48ZM69 106V107H70ZM78 106V105H77ZM86 106H87V104H86ZM85 106V107H86ZM90 106V105H89ZM97 106V107H98ZM101 106H103V105H101ZM101 106H99L100 108H101ZM107 106V105H106ZM115 106H117V105H115ZM121 106V105H120ZM130 106V105H129ZM135 106V105H134ZM137 106V105H136ZM142 106V105H141ZM140 106V107H141ZM144 106H142V107H144ZM53 107V106H52ZM68 107V106H67ZM66 107V108H67ZM81 107H82V105H81ZM84 107V108H85ZM95 107V106H94ZM99 107H98V109H99ZM114 108V105L113 106H111V108ZM141 107V108H142ZM49 108H51V106L49 107ZM58 108H59V106H58ZM64 108V107H63ZM65 108V109H66ZM72 107H70V109H71ZM74 108V107H73ZM80 107H78V109H79ZM91 108H93V106L91 107ZM103 108H105L104 106H103ZM106 108H108V107H106ZM116 108V107H115ZM121 108V107H120ZM123 109L125 108L126 109V107L124 106V107H122ZM135 108V107H134ZM138 108V107H137ZM170 108H171V110H173V116H170V117H173V118H169V120L167 119V115H168V112H169V110H170ZM52 109V108H51ZM60 109V108H59ZM77 109V110H78ZM82 109V108H81ZM89 109V108H88ZM87 109V110H88ZM95 109V108H94ZM102 109V108H101ZM128 109V108H127ZM126 109V110H127ZM136 109V108H135ZM149 109V110H150ZM72 110V109H71ZM85 110V109H84ZM91 111H92V109H90ZM105 110V109H104ZM103 110V111H104ZM120 110V109H119ZM148 110V111H149ZM62 111V110H61ZM74 110H72V112H73ZM79 111V110H78ZM81 111V110H80ZM79 111V112H80ZM86 111V110H85ZM97 111V110H96ZM102 111V110H101ZM109 111V110H108ZM111 111V110H110ZM113 111V110H112ZM111 111V112H112ZM117 111H118V109H117ZM123 111V110H122ZM136 112L135 113H137L138 112V109L137 110H135ZM139 111H140V109H139ZM142 111H144V110H142ZM69 112V111H68ZM71 112V111H70ZM78 112V113H79ZM93 112H95V110H93ZM119 112V111H118ZM128 112H131V111H128ZM132 112H133V110H132ZM147 112V111H146ZM74 113V115H75V113L76 112H73ZM82 113H83V111H82ZM100 113H102V112H100ZM100 113H98V114H100ZM106 113H109L110 114V112H107V110H106ZM112 113H114V111L112 112ZM122 113V112H121ZM125 113V112H124ZM134 113V114H135ZM139 113V112H138ZM143 113V112H142ZM64 114L66 115H68L69 113H65V111H64ZM77 114V113H76ZM80 114V113H79ZM79 114H77V115H79ZM84 114H86V113H84ZM92 114L93 115H95L94 113H91V116H92ZM97 114V113H96ZM102 114H104V113H102ZM102 114H100L99 116H101ZM125 114H127V112L125 113ZM129 114V113H128ZM134 114H133V116L131 117V116H129L128 118H126V116H125V118L126 119H130V121L132 120V118L134 117ZM73 115V116H74ZM77 115H75L76 116V118H77ZM82 115V114H81ZM81 115H79V116H81ZM90 115V114H89ZM112 115V114H111ZM115 117H113V119L114 118H116V116L117 115H119L118 113L115 115V114H113ZM122 115L123 114H121V117H122ZM137 115V114H136ZM135 115V116H136ZM142 115V114H141ZM143 115H144V113H143ZM146 115V114H145ZM169 115H170V113H169ZM70 116V115H69ZM74 116V117H75ZM105 115H103V117H104ZM107 116H110V115H106L105 117H107ZM151 116V115H150ZM152 116H153V114H152ZM151 116V117H152ZM154 116H153V118H154ZM61 117V116H60ZM63 117V116H62ZM61 117V118H62ZM72 117V116H71ZM73 117V118H74ZM86 117H87V115H86ZM89 117V116H88ZM94 117H96V116H94ZM112 117V116H111ZM110 117V118H111ZM138 117H139V115H138ZM135 118L136 120H138L139 118L141 119V116L139 117V118ZM145 117V116H144ZM147 118H149L148 116H146ZM80 117H78V119H79ZM91 118V117H90ZM89 118V119H90ZM97 118V117H96ZM96 118H95V120H96ZM100 118H102V117H100ZM119 119H120V117H118ZM118 118H116V119H118ZM123 118V117H122ZM153 118H151V119H153ZM66 119H68V116H66ZM69 119H70V117H69ZM68 119V120H69ZM105 119V118H104ZM106 119H109L108 117L106 118ZM113 119H112V121H113ZM65 120V119H64ZM71 120H73L72 118H71ZM71 120H69V122L71 123ZM75 120V119H74ZM81 120V119H80ZM83 120V119H82ZM90 120H92V118L90 119ZM98 120H99V118H98ZM98 120H96V121H98ZM101 121H102V119H100ZM136 120H135V122H136ZM143 120H144V118H143ZM149 120H150V118H149ZM96 121H93V122H90V121H88V122H90L89 123V126H90V124L91 123H94V122H96ZM104 121H106V120H104ZM108 121V120H107ZM106 121V122H107ZM114 121L116 122V120L114 119ZM119 121V120H118ZM120 121H125V120H120ZM134 121V120H133ZM145 121H146V118H145ZM68 122V123H69ZM74 122V121H73ZM73 122L71 123V124H73ZM75 122H76V120H75ZM74 122V123H75ZM82 121H80V123H81ZM111 122V121H110ZM109 122V123H110ZM122 122H120V123H122ZM125 122H127V120L125 121ZM139 122V121H138ZM138 122H137V124H138ZM152 122V121H151ZM236 122H238V123H236ZM58 123H60V121L58 122ZM69 123V124H70ZM77 123V122H76ZM83 123H86V122H84L83 121ZM82 123V124H83ZM124 123V122H123ZM122 123V124H123ZM141 123H144L143 121L141 122ZM146 123V122H145ZM144 123V124H145ZM148 123V122H147ZM180 123V124H181ZM69 124H68V126H69ZM70 124V125H71ZM78 124V123H77ZM88 124V123H87ZM94 124H96V123H94ZM93 124V125H94ZM97 124H98V122H97ZM96 124V125H97ZM101 124H102V122H101ZM100 123H99V128H100V125H101ZM128 124V126L130 125V127L132 126V123H127ZM126 124V125H127ZM136 124V123H135ZM149 124H151V123H149ZM152 124H154V123H152ZM156 124H157V122H156ZM156 124H155V126H156ZM181 124V125H182ZM92 125V124H91ZM94 126V127H97V126ZM113 125L115 126V124L113 123ZM118 125H120V124H116V127H119ZM134 125V124H133ZM143 124H139V126H142ZM67 126V125H66ZM72 126H74V125H72ZM75 126H77V125H75ZM80 126V125H79ZM78 126V127H79ZM88 125L87 126H85V125H83V127H84V129H87L86 127H89ZM102 126V125H101ZM105 126H106V124H105ZM108 126V125H107ZM110 126H112L111 124H110ZM113 126V127H114ZM123 126H125L124 124H123ZM127 126V127H128ZM138 126V127H139ZM154 126V125H153ZM153 126H151V127H153ZM183 126H186V128L188 127L187 125H185V124H183L182 125V127ZM63 127V126H62ZM70 127V126H69ZM68 127V128H69ZM81 127V126H80ZM83 127H81V128H83ZM98 127H97V129H98ZM112 127V128H113ZM121 125H120V127H119V132H121V134H123L122 132L123 131H129V130H121ZM130 127H129V129H130ZM134 127H136V126H134ZM134 127H132V129L134 128ZM148 127H150V126H148L147 125V128L146 129H148L149 130V128ZM181 127V126H180ZM72 128H74V127H72ZM109 128V127H108ZM107 128V129H108ZM126 128V127H125ZM139 128H141V127H139ZM143 128H145V125H144V127ZM155 128V127H154ZM156 128H160V127H156ZM162 128H161V130H162ZM101 129V131H103L104 130V128H103V130H102V127L100 128ZM100 129L98 130V131H100ZM107 129L105 128V133H104V135L108 132L109 134L112 132L111 130V132H109V130L107 131ZM136 129V128H135ZM182 129V128H181ZM185 129V128H184ZM189 129V128H188ZM69 130H71V129H68V131ZM77 129H75V132H77L76 131ZM88 130H89V128H88ZM93 130H95V129H93ZM113 130V129H112ZM118 130V129H117ZM121 130V131H120ZM143 130V129H142ZM180 130V129H179ZM178 130V131H179ZM183 130V129H182ZM187 130V129H186ZM185 130V131H186ZM189 130H191V129H189ZM201 130V131H202ZM67 131V132H68ZM90 131V130H89ZM88 131V132H89ZM115 131V130H114ZM132 131V130H131ZM130 131V132H131ZM135 131V130H134ZM136 131H137V129H136ZM135 131V132H136ZM140 131V134H141V129L139 130ZM144 131V130H143ZM156 131V130H155ZM158 131V130H157ZM204 131H202V132H204ZM237 131H239L240 132V136H239V138H237V139H235V138H232V137H230V134H233V133H237ZM72 132V131H71ZM84 132V131H83ZM88 132H86V133H88ZM94 133V135L95 136H97L96 134L97 133H99V132H97L96 134H95V132H96V130L95 131H92V128H91V131H90V133ZM118 132V133H119ZM135 132L133 133V135L135 134ZM138 132V131H137ZM150 132H151V130H150ZM150 132L148 131V133L150 134ZM152 132H153V130H152ZM190 131H187V132H181V133H184V134H182V135H180V134H178V140H179V142L180 143H187V144H189V142H193L194 140H193V138H195L194 136H196L197 137V135H192L193 133H189ZM192 132H193V130H192ZM238 132V133H239ZM85 133V132H84ZM85 133V134H86ZM89 133V134H90ZM92 133H91V135H92ZM103 133V132H102ZM101 133V134H102ZM114 133H117V131L116 132H114ZM145 133V132H144ZM159 133V132H158ZM165 133V132H164ZM175 133H177V132H173L172 134H174L175 135ZM190 135H189V134ZM194 133H195V130H194ZM201 133V132H200ZM68 134V133H67ZM69 134L71 135V133L69 132ZM66 135V136H70V135ZM100 134V135H101ZM111 134H113V132L111 133ZM120 134V133H119ZM118 134V135H119ZM124 134H126V132H124ZM130 134V133H129ZM151 134H153V133H151ZM197 134H199L198 132H197ZM203 133H201V135H202ZM78 135H80V134H78ZM82 135V134H81ZM88 135V134H87ZM93 135V136H94ZM103 135V136H104ZM116 134H114L113 135V137L115 136ZM126 135H128V134H126ZM130 135H132V132H131V134ZM129 135V136H130ZM143 135V134H142ZM144 135H146V134H144ZM143 135V136H144ZM148 135V134H147ZM156 135V134H155ZM159 135H161V131H160V134ZM159 135H156V136H159ZM164 135V134H163ZM163 135H161V137L163 136ZM168 135V134H167ZM166 135V136H167ZM86 136V135H85ZM102 136V135H101ZM101 136H99V137H101ZM107 136V135H106ZM121 136V135H120ZM136 136V135H135ZM138 136V135H137ZM141 136V135H140ZM139 136V137H140ZM142 136V137H143ZM169 136V135H168ZM171 136V135H170ZM70 137H72V136H70ZM81 137V136H80ZM87 137V136H86ZM85 137V138H86ZM91 137V136H90ZM105 137V136H104ZM103 137V138H104ZM107 137H110L109 135L107 136ZM107 137H106V140H104V139H102L101 138V142H102V140H104V141H107L108 139H107ZM112 137V136H111ZM110 137V138H111ZM131 137V136H130ZM130 137H129V139L128 140H130ZM134 137V136H133ZM149 137H150V135H149ZM151 137H152V135H151ZM151 137H150V139H151ZM164 137V136H163ZM200 136L198 135V138H199ZM203 138L205 137V136H202ZM238 137V136H237ZM68 138V137H67ZM73 138V137H72ZM92 138V137H91ZM93 138H95V137H93ZM93 138H92V140H93ZM96 138H98V137H96ZM116 138H118V136L116 137ZM120 138H122V137H119V139ZM143 138H145V137H143ZM155 138V137H154ZM157 138V137H156ZM155 138V139H156ZM167 138V137H166ZM170 138V137H169ZM177 138V135H176V137H175V139ZM197 138V139H198ZM201 138V137H200ZM200 138L198 139V142H199V140H200ZM203 138L201 139V140H203ZM211 140H210V139ZM66 139V138H65ZM71 140V138H68V140ZM80 139V138H79ZM86 139H88V138H86ZM99 139V138H98ZM123 139V138H122ZM122 139H120L119 141H121ZM132 139H134V138H132ZM135 139H136V137H135ZM138 139V138H137ZM148 139V138H147ZM159 139H161L160 137H159ZM173 139H174V137H173ZM67 140V139H66ZM74 140H77V139H74ZM81 140V139H80ZM97 140V139H96ZM95 140V141H96ZM114 140H115V137H114ZM117 140V139H116ZM127 140V139H126ZM140 140V139H139ZM142 140V139H141ZM172 140V139H171ZM193 140V141H192ZM200 140V141H201ZM206 139L204 138V144H205V142H207V141H205ZM81 141H83V139L81 140ZM109 141V140H108ZM131 141V140H130ZM156 141V140H155ZM155 141H153V142H151V143H154ZM165 141V140H164ZM169 141V140H168ZM168 141L167 142H165L166 143V145H167V143H168ZM174 141H176L175 143H177V139L176 140H174ZM196 141V140H195ZM194 141V142H195ZM219 141V140H218ZM221 141V140H220ZM223 141V140H222ZM222 141L221 142H219V143H222ZM68 142V141H67ZM70 143H71V141H69ZM72 142H73V140H72ZM75 142V141H74ZM74 142L72 143V145L70 144V143H68V144H70L71 146H75L77 143H75V145H73L74 144ZM78 142V141H77ZM90 142H91V140H90ZM97 143H98V141H96ZM101 142H100V144H101ZM121 142H124V139H123V141H121ZM120 142V143H121ZM158 141H156L155 142V145H156V143H157ZM161 142H162V140H161ZM171 142V141H170ZM169 142V143H170ZM172 142H173V140H172ZM178 142V143H179ZM194 142L192 143V144H194ZM202 142V141H201ZM104 143V142H103ZM103 143H102V145H103ZM115 143H116V141H115ZM117 143H118V141H117ZM125 143V142H124ZM123 143V144H124ZM127 143V142H126ZM125 143V144H126ZM137 143V142H136ZM136 143H134V144H136ZM147 143V145H148V143L149 142H146ZM159 143V142H158ZM163 143V142H162ZM161 143V144H162ZM175 143L173 144V147H174V145H175ZM177 143V144H178ZM200 143V142H199ZM203 143V142H202ZM225 143V142H224ZM82 144H84V143H82ZM87 144H89V143H87L86 142V145ZM95 144V143H94ZM99 144V145H100ZM106 144H108L107 142H106ZM122 144V145H123ZM130 144V143H129ZM129 144H128V146H129ZM132 144V143H131ZM130 144V145H131ZM134 144H133V146H134ZM144 144V143H143ZM160 144V143H159ZM172 143H170V144H168V146L169 145H171ZM97 145V144H96ZM146 145V146H147ZM153 145V144H152ZM164 145V144H163ZM181 146H183L182 144H180ZM180 145L178 146V147H180ZM191 145V144H190ZM201 144H199L198 146H200ZM203 145V144H202ZM209 145H211V144H209ZM223 145V144H222ZM221 145V146H222ZM79 146V144L77 145V147ZM83 146V145H82ZM104 146V145H103ZM116 146V145H115ZM118 146L119 147H121V144L119 145L118 144ZM117 146V147H118ZM127 146V145H126ZM127 146V147H128ZM132 146V145H131ZM130 146V147H131ZM141 146V144L139 145V147ZM157 146V145H156ZM165 146V145H164ZM176 146V145H175ZM187 146V145H186ZM185 146V147H186ZM195 147H197L196 146V142H195V145H194ZM194 146H192L191 145V147H189V145H188V149L190 148V151L193 149H198V148H192V147H194ZM225 146V145H224ZM76 147V148H77ZM80 147V146H79ZM84 147H85V145H84ZM83 147V148H84ZM112 147V146H111ZM125 147V146H124ZM123 147V148H124ZM126 147V148H127ZM130 147H128V148H130ZM149 147H152L150 144H149ZM158 147V146H157ZM157 147H156V149H157ZM172 147V146H171ZM172 147V148H173ZM206 147V149H207V146H205ZM210 147V146H209ZM208 147V148H209ZM219 147H220V145L218 144V150L220 151V149H219ZM70 148H72V147H70ZM82 148V147H81ZM80 148V149H81ZM87 148V147H86ZM90 148V147H89ZM89 148H87V150L89 149ZM91 148H93V147H91ZM128 148H127V150H128ZM132 148V147H131ZM130 148V149H131ZM133 148H135V147H133ZM132 148V149H133ZM153 148H155V147H153ZM161 148V147H160ZM164 148V147H163ZM167 148H169V147H167ZM167 148H165L167 151H169L170 153H172L173 154V152L171 151V150H169V149H167ZM222 148V147H221ZM100 149V148H99ZM99 149H97V152H98V150ZM103 149V154H105V156H106V153L105 152H107L106 150H105V152H104V147L102 148ZM111 149V148H110ZM114 148L112 147V150H113ZM120 149H122V148H120ZM131 149V150H132ZM146 149H147V147H146ZM174 149V148H173ZM177 149V148H176ZM183 149H187V148H183ZM205 149V148H204ZM209 149H211L210 151L208 150V152H211L213 149L212 148H209ZM216 149V151L217 152H219L218 150H217V148H215ZM214 149V150H215ZM107 150H109V149H107ZM114 150H116V148L114 149ZM113 150V151H114ZM119 150V149H118ZM124 151H126L127 152V150H125V149H123ZM122 150V151H123ZM131 150H130V152H131ZM153 149H151V151H152ZM158 150V149H157ZM160 150V149H159ZM165 150V151H166ZM177 150H180V149H177ZM201 150V149H200ZM213 150V151H214ZM222 150V149H221ZM223 150H225V149H223ZM227 150V149H226ZM83 151H84V149H83ZM82 151V152H83ZM99 151H101V149L99 150ZM111 151V150H110ZM144 150H142L141 152H143ZM164 151V152H165ZM174 151V150H173ZM181 151H182V149H181ZM181 151H179L180 153H181ZM89 152V151H88ZM87 152V153H88ZM112 152V151H111ZM117 152H121L120 150L119 151H117ZM129 152V151H128ZM154 152V151H153ZM163 152V151H162ZM163 152V153H164ZM183 153H185L184 152V150L182 151ZM194 152L196 153L197 151H195L194 150ZM193 151H192V153H194ZM199 152V151H198ZM201 152V151H200ZM203 152V151H202ZM205 152V151H204ZM204 152H203V154H204ZM86 153V151H85V154H87ZM109 153V152H108ZM115 153V152H114ZM114 153L112 154H110V155H112V156H115V157H117L116 156V153H115V155H114ZM124 153V152H123ZM132 153V152H131ZM136 153V152H135ZM138 153V152H137ZM140 153V152H139ZM144 153H145V151H144ZM143 153V154H144ZM163 153L161 154V157H162V155H163ZM178 153V152H177ZM176 154V156L177 155H181V154ZM192 153H190V158L193 156L192 155ZM206 154H207V152H205ZM212 154L214 153V152H211ZM222 153H223V151H222ZM225 153V152H224ZM242 152H241V154H243ZM84 154V153H83ZM103 154H101V155H103ZM125 154V153H124ZM123 154V155H124ZM130 154V153H129ZM133 154H134V152H133ZM133 154H132V156H133ZM142 154V153H141ZM141 154H139L140 156H141ZM142 154V155H143ZM166 154V153H165ZM189 154V153H188ZM187 154V155H188ZM199 154V153H198ZM210 154V153H209ZM208 154V155H209ZM212 154H210V155H212ZM217 154H221V151L219 152V153H217ZM81 155V153L79 154V155H77V156H80ZM95 155H93L94 156V159L96 158L95 157ZM109 155V156H110ZM120 155V154H119ZM122 155V156H123ZM126 155H128V154H126ZM131 155V154H130ZM147 155V154H146ZM150 154H148V156H149ZM152 155V154H151ZM156 155H158V154H156ZM167 155H169L168 156V158L170 157V154L168 153ZM174 155H175V153H174ZM184 155V154H183ZM186 155V154H185ZM184 155V156H185ZM186 155V156H187ZM197 155V154H196ZM202 155V154H201ZM201 155H200V157H201ZM111 156V157H112ZM121 156V155H120ZM119 156V157H120ZM131 156V157H132ZM134 156H136V154L134 155ZM153 156V155H152ZM171 156H173V155H171ZM176 156H175V158H176ZM182 156V155H181ZM181 156H180V159H182L181 158ZM189 156H187L188 158H189ZM199 156V155H198ZM204 156V155H203ZM207 156V155H206ZM213 156V155H212ZM218 156V155H217ZM222 155H220V156H218L216 159H213L212 160V162H210V164H209V167L207 168V167H205V168H203L202 166L200 167V165L201 164H193L194 163V161L193 160H195V159H193L192 161H193V163H192V161H190L192 164H188L189 166H186L187 165V163H188V158L184 161V162H186L187 161V163L186 164H184L183 162V164L186 166V167H182V165L183 164H181V162L179 163V166H180V164H181V167L183 168H181V171H183V173H187V172H191V173H195V172H197L198 173V171H200V173L199 174H203L204 175V172L206 171L207 173H208V176L210 175L211 177H214V180H216L215 178H217V177H219L221 174L219 173V171H220V169L218 170V168L219 167H221V166H219L220 164H219V162H221L222 161V157H221ZM239 156V155H238ZM245 156V155H244ZM247 156V157H248ZM91 157V156H90ZM104 156H102V158H103ZM126 157V156H125ZM124 157V158H125ZM128 157V158H127ZM126 158H127V160H129V155L127 156ZM141 157H145L144 155L143 156H141ZM159 157H160V154H159ZM165 157H167V156H165ZM205 157V156H204ZM211 157V156H210ZM225 157V156H224ZM243 157V156H242ZM246 157V156H245ZM246 157V158H247ZM105 158V157H104ZM121 158V157H120ZM119 158V159H120ZM123 158V157H122ZM139 158V157H138ZM146 158H147V156H146ZM150 157H148V159H149ZM154 158H158V157H155L154 156ZM153 158V159H154ZM174 158V159H175ZM184 158V157H183ZM193 158V157H192ZM203 158V157H202ZM213 158V157H212ZM211 158V159H212ZM246 158H244L243 157V159H246ZM93 159V158H92ZM97 159H95L94 160V163L93 164H98V163H100L101 164V161H99V160H97ZM117 159H118V157H117ZM118 159V160H119ZM133 159H137V158H135V157H133ZM140 159V158H139ZM139 159H137V160H139ZM145 159V158H144ZM147 159V160H148ZM159 159V158H158ZM157 159V161H158V163L161 161V160H158ZM178 160L176 161V163H177V165H178V161L180 160L179 158H177ZM206 159V158H205ZM205 159H203V160H205ZM97 160V161H96ZM122 160V159H121ZM127 160H126V162H127ZM151 160V159H150ZM163 160V159H162ZM221 160V161H220ZM242 160V159H241ZM79 161V162H78ZM92 161V160H91ZM96 161V162H95ZM112 161V160H111ZM122 161H125V160H122ZM121 161V165H123V162ZM141 161V160H140ZM144 161V160H143ZM149 161V160H148ZM156 161V162H157ZM181 161V160H180ZM183 161V160H182ZM200 161V160H199ZM202 161V160H201ZM211 161V160H210ZM238 161H240V160H238ZM243 161V160H242ZM115 162H117V160L115 161ZM125 162V163H126ZM129 162H131L130 160H129ZM133 162H135V160L133 161ZM152 162H154L153 160H151V162H148V164H150V163H152ZM163 162V161H162ZM160 163V165L161 164H163V163ZM166 162V159H165V161H164V163ZM169 162H171V161H169ZM197 162V161H196ZM209 162V161H208ZM225 162V161H224ZM244 162V161H243ZM242 162V163H243ZM92 163V162H91ZM120 163V162H119ZM140 163V162H139ZM172 163V162H171ZM171 163H168L169 165H168V168H166V169H169V167H172V166H174V165H171L170 166V164ZM176 163H172V164H176ZM203 163V162H202ZM240 163V162H239ZM92 164V165H93ZM114 164H116V163H114ZM127 164V163H126ZM129 164V163H128ZM131 164V163H130ZM135 164H136V162H135ZM138 164V163H137ZM142 165H143V163H141ZM153 164V163H152ZM166 164V163H165ZM219 164V165H218ZM222 164V163H221ZM244 164V163H243ZM246 164V163H245ZM104 164L102 163V166H103ZM154 165V164H153ZM159 165V166H160ZM176 165V166H177ZM204 165V164H203ZM225 165V164H224ZM223 165V166H224ZM126 166V165H125ZM130 166V165H129ZM128 166V167H129ZM132 166H133V164H132ZM131 166V168H133ZM135 166V165H134ZM144 166H145V164H144ZM147 166V165H146ZM145 166V167H146ZM149 166V165H148ZM156 166V165H155ZM176 166H174L173 168H178V167H176ZM205 166H207L206 165V163H205ZM217 166H219V167H217ZM241 166H243V165H241ZM96 167V168H95ZM107 167V166H106ZM145 167H144V169H145ZM150 167V166H149ZM153 167V166H152ZM158 167V166H157ZM166 167H167V165H166ZM130 168V169H131ZM136 168V167H135ZM138 168L139 167H137V170H138ZM140 168H142V167H140ZM148 168V167H147ZM154 168V167H153ZM153 168L151 169V171L153 170ZM156 168V167H155ZM155 168H154V170L153 171H155ZM160 168V167H159ZM173 168H170V170H166L165 168L163 169V168H161L160 170H162L163 169V171H165V173L168 171L169 172V174L172 172L171 171V169L173 170ZM243 168V167H242ZM126 169H127V166H126ZM129 169V168H128ZM128 169L127 170H125V172H128ZM158 169V168H157ZM157 169H156V171H157ZM244 169V168H243ZM132 170H134V169H131V171ZM136 170V169H135ZM145 170H147V169H145ZM148 170H149V168H148ZM159 170V171H160ZM179 170V169H178ZM185 170V171H184ZM222 170H224V168H222ZM130 171V170H129ZM142 171H144V170H142ZM142 171H140V172H142ZM175 171H177V169L176 170H174L173 172H175ZM187 171V172H186ZM18 172L20 173V172H25V173H28V175L30 174L31 175V177L33 178V179H31V180H33V181H35V182H33L32 183V181L30 180V182H31V184L33 185L34 183V185L33 186H31V187H29V188H24V187H21V186H19V184H18V177H20V176H18ZM52 173V174H54V178H56L55 177V175H57V177L58 178H62V180H61V182L64 180V182L66 181V180H69V181H71L72 182V186H74V188H76V190H78V192H79V197L81 196L80 195V193H82V198H79V200L76 202V201H73V202H75V204H68V203H65V202H62V200H61V196H58V198H57V200L56 199H54V197H56L55 195H54V197L53 198H51L52 197V195L53 194H51V193H53L55 190H48L47 188H49L50 186H51V184H53V183H51L49 186L47 185L48 183L46 182V180H45V182L47 183H45L46 185V187L45 186H40L43 182H44V180H43V182L41 183V184H39L38 183V181L43 177V175L45 174V173ZM158 172V171H157ZM172 172V173H173ZM178 172V171H177ZM177 172H175V173H177ZM221 172V171H220ZM222 172H225L223 175L225 176V174L227 173L226 171H222ZM221 172V173H222ZM240 173H241V171H239ZM50 173V174H51ZM149 173H150V170H149ZM147 174L146 172H145V174H146V176H148V175H152V173L153 172H151V174ZM160 173V172H159ZM162 173H164V172H162ZM197 173H195L196 175H197ZM207 173H205V174H207ZM228 173V174H229ZM22 174V173H21ZM21 174H19V175H21ZM130 174H132V172L130 173ZM139 174V173H138ZM141 174H143V173H141ZM141 174H139L140 176H144L145 174H143V175H141ZM179 174H181V172H178V174L176 175V174H173V175H175V176H172L171 174H170V177L172 176V178L171 179H168L169 181H167V183H168V185H169V183L171 182H173L172 184H174V180L176 181L178 178H179ZM185 174H184V176H185ZM220 174V175H219ZM235 174V175H234ZM23 175V174H22ZM160 175H161V177H160ZM158 177H160V178H162V175H164L163 177L164 178H166L167 177V175H165V174H160ZM187 175V174H186ZM189 175H191V174H189ZM193 175V174H192ZM196 175H194V176H196ZM227 175V174H226ZM230 175V176H231ZM238 175H239V173H238ZM24 176V175H23ZM22 176V177H23ZM27 176V175H26ZM46 176H47V174H46ZM50 176V175H49ZM132 178H131V177ZM146 176H144V178L146 177ZM188 176V175H187ZM202 176V175H201ZM209 176V179L208 180H210V177ZM222 176V175H221ZM220 176V177H221ZM228 176V175H227ZM244 175H242V176H240V177H243ZM180 177H182V176H180ZM188 177H190V176H188ZM192 177V176H191ZM190 177V178H191ZM205 177H206V175H205ZM229 177V176H228ZM245 177V176H244ZM26 178V177H25ZM24 178V179H25ZM44 178V177H43ZM50 178H51V176H50ZM143 178V177H142ZM157 178V177H156ZM167 178H169V177H167ZM166 178V179H167ZM175 178H177V179H175ZM183 178V177H182ZM187 178V177H186ZM192 178H194V177H192ZM191 178V179H192ZM198 178V177H197ZM201 178H203V179H205L206 180V178H204V176L203 177H200V175H199V179H201ZM208 178V177H207ZM222 178V177H221ZM230 178V177H229ZM232 178H234V177H232ZM238 177H236V179H237ZM249 178V179H250ZM23 179V178H22ZM22 179H20V181L22 180ZM45 179V178H44ZM181 179V178H180ZM228 179V178H227ZM226 179V180H227ZM238 179H240V178H238ZM28 180H29V178H28ZM51 180V179H50ZM149 180V179H148ZM161 180V185H162V183H166V181H164V182H162V180H164L163 178L162 179H160ZM186 180V179H185ZM188 180H189V178H188ZM188 180L186 181V182H188ZM193 180V179H192ZM191 180V181H192ZM195 180H196V178H195ZM198 180V179H197ZM202 180V179H201ZM200 180V181H201ZM205 180H203V181H205ZM212 180H213V178H212ZM213 180V181H214ZM219 180V179H218ZM221 180V179H220ZM241 180H244V183H245V180L246 179H242L241 178ZM261 180V181H262ZM24 181V180H23ZM41 181V180H40ZM48 181H49V179H48ZM51 181H53L54 182V180H51ZM59 181V180H58ZM136 181H137V183L139 182V184H141V185H137L136 184ZM146 181V180H145ZM144 181V183H146ZM151 181V180H150ZM150 181H149V183H150ZM158 181H159V179H158ZM182 181V180H181ZM184 181V180H183ZM183 181H182V183H183ZM191 181H189L190 183H192ZM203 181H201V184L203 183ZM223 181V180H222ZM225 181V180H224ZM228 181V180H227ZM237 181V180H236ZM246 181H249V180H246ZM258 181L256 182V183H258ZM262 181V182H263ZM0 182H1V180H0ZM26 183H27V180L25 181ZM56 182V181H55ZM54 182V183H55ZM176 182H179V181H176ZM195 182H197V181H195ZM218 182V181H217ZM230 182V181H229ZM233 182H234V180H233ZM243 182V181H242ZM241 182V183H242ZM250 182V181H249ZM254 182H255V180H254ZM260 182V181H259ZM25 183V184H26ZM50 183V182H49ZM67 183H68V181H67ZM67 183H65V184H67ZM159 183V184H160ZM164 183V184H165ZM182 183L180 184V183H176V185L177 184H179L180 186L182 185ZM184 183H185V181H184ZM200 183V182H199ZM205 183V182H204ZM210 183V182H209ZM211 183H212V181H211ZM220 183H221V181H220ZM219 183V184H220ZM238 183H240V182H238ZM241 183L239 184V185H241ZM248 183V182H247ZM251 183V182H250ZM250 183H248L247 185H245L244 187L246 188V190H247V187H249V186H251L250 185ZM20 184H21V182H20ZM23 184V183H22ZM21 184V185H22ZM59 184V183H58ZM62 183H60V186H62L61 185ZM69 184V183H68ZM67 184V185H68ZM148 184V182L146 183V185ZM158 184V183H157ZM200 184V186H202ZM230 184H232V183H230ZM235 183H233V186H235V187H237L236 185H234ZM237 184V183H236ZM30 185V184H29ZM43 185V184H42ZM176 185H174V186H176ZM178 185V186H179ZM186 185V184H185ZM185 185H183L184 187H185ZM195 185V183H193V186ZM196 185H198L199 186V184H196ZM208 185V184H207ZM207 185L205 186V187H207ZM216 185H217V183H216ZM221 185H223V184H221ZM225 185H227V184H225ZM220 186V185H217V186H219V187H222V188H224V187H226V186ZM238 185V186H239ZM243 185V184H242ZM254 185V184H253ZM256 185V184H255ZM262 185V184H261ZM260 185V186H261ZM264 185V184H263ZM24 186H26V185H24ZM55 186H57V185H55ZM59 185H58V187H60ZM140 188H139V187ZM145 186V187H144ZM157 186V185H156ZM155 186V187H156ZM162 186H164V185H162ZM167 186V185H166ZM172 186V185H171ZM170 185L169 186H167V188H168V190H167V192L171 189L170 187H171ZM191 186V185H190ZM208 186H210V185H208ZM231 186V185H230ZM229 186V187H230ZM68 187V186H67ZM71 187V186H70ZM165 187V186H164ZM177 187V186H176ZM204 187V188H205ZM216 187V186H215ZM214 187V188H215ZM234 187V188H235ZM252 187V186H251ZM254 187V186H253ZM256 187V186H255ZM258 187V186H257ZM263 187V186H262ZM54 188V187H53ZM63 188V187H62ZM62 188H61V190H62ZM69 188V187H68ZM158 188V187H157ZM157 188H155L154 190H156ZM162 188V187H161ZM170 188V189H169ZM174 187L172 186V189H173ZM188 188V187H187ZM202 188V187H201ZM203 188V189H204ZM212 188V187H211ZM218 188V187H217ZM216 188V189H217ZM233 188V187H232ZM238 188V187H237ZM264 188V187H263ZM60 189V188H59ZM164 189V188H163ZM180 189H182V186L180 187ZM178 190V189H176L175 191H177L178 190V192L180 193V192H182L181 190ZM193 189H195L194 187H193ZM192 189V190H193ZM198 189V188H197ZM200 189V188H199ZM236 189V188H235ZM235 189H233V190H235ZM242 189V188H241ZM241 189H240V191L238 192V196H240L241 195V197H239V199L241 198V200H239L238 199V201H237V203L238 202H240V201H242V194H239V193H242V191H241ZM260 189H261V187H260ZM153 190V189H152ZM158 191L160 190V189H157ZM162 190V189H161ZM189 190H190V188H189ZM188 190V191H189ZM232 190V189H231ZM232 190V191H233ZM245 190V191H246ZM252 190V189H251ZM254 190V189H253ZM263 190V189H262ZM59 191V190H58ZM57 191V192H58ZM65 191V190H64ZM63 190H62V192H64ZM67 191H68V189H67ZM69 191H71V189L69 190ZM68 191V192H69ZM73 191L74 192H76L75 191V189H73ZM71 192L72 194L74 193V192ZM200 191V190H199ZM198 191V192H199ZM204 192H206V193H208L209 194V196L211 197V198H214V199H218V198H220V196H221V194H222V192H219L220 191V189H219V191H218V189H217V191H215V189L214 190H212V189H207V190H203ZM222 191H224L225 192V188L222 190ZM228 191V190H227ZM237 191V190H236ZM236 191H234V192H236ZM244 191V190H243ZM257 191V190H256ZM62 192H61V194H62ZM67 192V193H68ZM78 192H76V193H78ZM165 192H166V189H165ZM172 192V191H171ZM174 192V191H173ZM172 192V194H174ZM184 193L186 192V190L185 191H183ZM183 192H182V194H183ZM189 192H191V191H189ZM193 192V191H192ZM197 192V191H196ZM197 192V193H198ZM229 192H231L230 190H229ZM247 192V191H246ZM245 192V193H246ZM260 192V191H259ZM264 192V191H263ZM262 192V193H263ZM56 193V192H55ZM65 193V192H64ZM70 193V192H69ZM75 193V194H76ZM137 193H140V194H142V197H144V199H145V202H144V200H143V198H141V200L139 199L138 200V194ZM156 193V192H155ZM154 192H153V194H155ZM158 193V192H157ZM156 193V194H157ZM177 193V192H176ZM228 193V192H227ZM244 193V194H245ZM252 193H253V191H252ZM255 193V192H254ZM257 193H258V191H257ZM261 193V194H262ZM58 194V193H57ZM59 194H60V192H59ZM159 194H160V192H159ZM163 194V193H162ZM182 194H180V195H182ZM191 194V193H190ZM194 194V193H193ZM192 194V195H193ZM199 194V193H198ZM201 194V193H200ZM199 194V195H200ZM205 194V193H204ZM225 194V193H224ZM228 194H230V193H228ZM228 194H227V196H228ZM236 193H234V195H235ZM161 195V194H160ZM159 195V196H160ZM164 195V194H163ZM169 195V194H168ZM175 195V194H174ZM179 195V196H180ZM185 195H187L186 193H185ZM185 195H183V196H185ZM198 195V196H199ZM202 196H203V194H201ZM230 195H233V192H231V194ZM237 195V194H236ZM235 195V196H236ZM247 195H249V194H247ZM256 195V194H255ZM264 195V194H263ZM64 196V195H63ZM66 196H69V194H66ZM70 196H71V194H70ZM138 198H137V197ZM140 196V195H139ZM159 196H155V197H159ZM162 196V195H161ZM173 196V195H172ZM178 195L176 196V198L177 197H179ZM188 197H189V195H187ZM187 196H185L184 198H186ZM194 196V195H193ZM197 196V195H196ZM197 196V197H198ZM202 196H201V198H202ZM205 196H207L206 194H205ZM222 196H225V195H222ZM221 196V197H222ZM238 196H236V197H238ZM245 196V195H244ZM260 196V195H259ZM258 196V198H259V200H257L258 202L259 201H261L262 199L264 200V198H262L261 196V198L262 199H260V197ZM65 197V196H64ZM74 197H75V195H74ZM76 197H77V194H76ZM150 197V198H149ZM155 197H152V198H154V199H156ZM164 197V196H163ZM165 197H167V195L165 196ZM195 198L196 200L198 199V198ZM228 197H231V196H228ZM235 197V198H236ZM246 197V196H245ZM250 197V196H249ZM253 197V196H252ZM65 198H67V197H65ZM68 198H70V197H68ZM151 198V199H152ZM173 198V197H172ZM175 198V197H174ZM175 198V199H176ZM181 198H182V196H181ZM200 198V197H199ZM200 198V199H201ZM227 198V197H226ZM233 198V197H232ZM231 198V199H232ZM235 198H233V199H235ZM244 198V197H243ZM248 198V197H247ZM77 199V198H76ZM153 199V200H154ZM160 199L162 200L163 198H161L160 197ZM171 198H169V200H170ZM174 199V200H175ZM190 199H193V198H191L190 197ZM203 199V201H204V198H202ZM230 199V200H231ZM233 199H232V201H233ZM253 199H255V197L253 198ZM256 199H257V197H256ZM71 200V199H70ZM74 200V199H73ZM150 200V201H149ZM168 200V198L166 199V201ZM181 200V199H180ZM211 200V199H210ZM209 200V201H210ZM224 201L226 200V199H223ZM229 200V199H228ZM229 200V201H230ZM246 200V199H245ZM249 200V199H248ZM252 200V199H251ZM157 201H159V200H157ZM165 201V202H166ZM187 201V200H186ZM188 201H189V198H188ZM194 201V200H193ZM192 201V202H193ZM198 201V200H197ZM197 201H195V202H197ZM212 201H214L215 202V200H213L212 199ZM211 201V202H212ZM227 201V200H226ZM244 201V200H243ZM254 201V200H253ZM256 201V200H255ZM256 201V202H257ZM69 203H70V201H68ZM154 202H156V201H154ZM164 202V201H163ZM171 202H172V200H171ZM174 202V201H173ZM173 202L172 203H169L168 201H167V203L166 204H172V205H174L173 204ZM181 202V201H180ZM190 202H191V200H190ZM193 203V204H196V203ZM199 202H201V201H199ZM199 202H198V204H199ZM206 202H207V200H206ZM206 202H204V203H206ZM214 202H212V203H214ZM218 202V201H217ZM221 203H222V201H220ZM220 202H218V203H220ZM234 202V201H233ZM246 202H248L247 200H246ZM250 202V201H249ZM255 202V203H256ZM71 203H72V201H71ZM157 203V202H156ZM158 203H162V201L161 202H158ZM179 203V202H178ZM182 203V202H181ZM181 203L179 204L180 205V207L182 208V207H184V206H187V205H185V204H183L182 203V205H184V206H182L181 205ZM208 203H210V202H208ZM208 203H207V205L205 204V206H208ZM212 203H211V205H212ZM224 203V202H223ZM222 203V204H223ZM236 202H235V204H237ZM241 203V202H240ZM239 203V204H240ZM250 203H252V202H250ZM262 203V202H261ZM260 203V204H261ZM152 205H153V202L151 203ZM176 204V203H175ZM188 204H190V207L192 206L191 205V203H188ZM197 204V205H198ZM200 204H202V203H200ZM221 204V205H222ZM229 204V203H228ZM231 204H232V202H231ZM242 204V203H241ZM245 204H247V203H245ZM244 204V205H245ZM264 204V203H263ZM55 205H57V206H60L62 209L64 208V211L62 212V213H64L65 212V208L68 210V212H70V213H72V214H69V215H77V216H79L80 218H81V220L82 221H80V223L78 224H76V222H74V221H77L76 219L75 220H73V218H68V217H70V216H66L65 214H58V213H56V211H53L52 209H53V206ZM156 205V204H155ZM155 205H153V206H155ZM160 205V204H159ZM163 205H165V203L163 204ZM170 205H168L169 207H170V210H169V213H170V211H171V206ZM214 205V204H213ZM219 205V204H218ZM225 205H227V204H225ZM244 205H242L243 206V209H244ZM248 205H250L249 203H248ZM36 207V208H38L40 211L39 212H35V213H33V212H27L26 210L27 209H32V208H30V207ZM55 206H54V210H55ZM56 206V207H57ZM156 206H158V205H156ZM175 206V205H174ZM174 206H172V208H174ZM177 206V205H176ZM200 206V205H199ZM199 206H197L198 207V209H200L199 208ZM201 206H203V205H201ZM228 206V205H227ZM233 206H234V204H233ZM232 206V207H233ZM251 206V205H250ZM59 207V208H60ZM162 207V206H161ZM163 207H166V206H163ZM189 207V205H188V208H190ZM193 207V206H192ZM204 207V206H203ZM211 207H213V206H210L209 205V207L208 208H211ZM223 207H225L224 206V204H223ZM230 207V206H229ZM236 208H237V205L235 206ZM239 207H241V206H239ZM247 207V205H245V209H247L246 208ZM259 207V205L257 206V207H255V208H258ZM262 207V206H261ZM58 208V207H57ZM103 208H105L106 210L108 209H117L119 212H120V214H119V216L118 217H111V218H109L110 220H111V222L110 223H108L110 220H108V222H106V219H104L105 220V222H104V220L102 221V220H100V219H98V215H100V214H106L105 213V211L103 210V212L104 213H100L101 212V210L103 209ZM168 208V207H167ZM167 208L165 209V211L167 210ZM188 208L186 209V207L184 208V210L185 211H187L188 210ZM194 208V207H193ZM192 208V209H193ZM206 208V207H205ZM215 207H213V209H214ZM219 208H222V207H220L219 206ZM231 208V207H230ZM229 208V209H230ZM242 208V207H241ZM249 208V207H248ZM254 208V209H255ZM260 208V207H259ZM258 208V209H259ZM3 209V208H2ZM111 209V210H112ZM161 209V208H160ZM175 209H176V207H175ZM183 209V208H182ZM182 209H178V210H181L182 212H184ZM191 209V208H190ZM192 209L190 210L191 212H192ZM195 210V208H194V210L196 211V213L197 212H199L200 210ZM207 209V208H206ZM212 209V210H213ZM217 209V207L214 209V210H216ZM223 209V208H222ZM225 209V208H224ZM227 210H228V208H226ZM235 209V208H234ZM234 209H230L231 210V212L234 210ZM238 209V208H237ZM236 209V210H237ZM244 209V212L246 211ZM252 209V208H251ZM251 209L249 210L248 209V211L249 212H251ZM252 209L253 211H258L257 209ZM262 209V208H261ZM177 210V209H176ZM204 210V209H203ZM207 210H211V209H207ZM206 210V211H207ZM227 210H225V211H227ZM38 211V210H37ZM60 211H62L61 209H60ZM60 211H58V212H60ZM161 211V210H160ZM164 211V209H163V211H161V212H165ZM175 211V210H174ZM180 211V212H181ZM217 211V210H216ZM219 212H220V210H218ZM235 211V210H234ZM240 211H241V209H239V212L238 211H236V212H238L237 214H239L240 213ZM262 211V210H261ZM260 211V212H261ZM68 212H67V214H68ZM110 212H113V211H110ZM117 212V211H116ZM168 212V211H167ZM167 212H165L166 214H165V217H166V215L168 216V214H167ZM172 212V211H171ZM177 212V211H176ZM189 212V211H188ZM201 212H204V211H202V209H201ZM210 212V211H209ZM215 212V211H214ZM222 212H223V210H222ZM229 212V211H228ZM231 212H230V214H231ZM242 213H243V210L241 211ZM249 212H247L248 214H247V216L248 215H250L249 214ZM259 212V213H260ZM263 212H264V210H263ZM66 213V212H65ZM109 213V212H108ZM114 213H115V211H114ZM113 213V214H114ZM196 213L193 211V214H195V217H197L196 216ZM200 213V212H199ZM198 213V214H199ZM227 213V212H226ZM110 214V213H109ZM112 214V213H111ZM118 214V213H117ZM116 213L114 214V215H117ZM158 215H159V213H157ZM172 214H174V212L172 213ZM176 214V213H175ZM178 214V213H177ZM180 214L181 213H179V215H177V217L178 216H180ZM183 214V213H182ZM192 214V217L194 216ZM205 214H208V213H206L205 212ZM211 214H213V213H211ZM217 214H219L218 212L216 213V215ZM234 214V213H233ZM244 214V213H243ZM242 214V215H243ZM253 214H257V212H254V213H252V216H253ZM264 214V213H263ZM263 214H261V215H263ZM114 215H112V216H114ZM164 215V214H163ZM187 215V214H186ZM188 215H190V214H188ZM202 215V214H201ZM200 215V217H198L199 219L202 217ZM204 215V214H203ZM224 215H226L225 213H224ZM223 215V216H224ZM236 214H234V216H235ZM239 215H241V213L239 214ZM241 215V216H242ZM4 216V215H3ZM102 216H104L105 217V215H102ZM108 217H109V215H107ZM174 216V215H173ZM185 216V215H184ZM211 217L210 218H212V217H214L213 215H210ZM230 216V215H229ZM233 216V215H232ZM239 217L240 218V220H241V218H244V217ZM251 216V217H252ZM257 216H259V215H257ZM103 217V218H104ZM108 217H106V218H108ZM168 217H170V216H168ZM183 217V216H182ZM204 217H207V215H204ZM208 217H209V215H208ZM208 217L207 218H203L206 222H207V220L206 219H208ZM219 217H220V215H219ZM222 217V216H221ZM220 217V218H221ZM237 217V216H236ZM236 217L234 218L235 220H236ZM250 216H249V218L248 219H250L251 218ZM260 217V216H259ZM167 218V217H166ZM171 219H173L172 217H170ZM175 218V217H174ZM187 218V217H186ZM194 218V217H193ZM192 218V219H193ZM214 218H217V216L216 217H214ZM228 218V217H227ZM230 219H231V217H229ZM229 218H228V220H229ZM252 218H254V217H252ZM251 218V219H252ZM258 218V217H257ZM168 219V218H167ZM166 219V220H167ZM177 219H179V218H177ZM187 219H189V218H187ZM196 219V218H195ZM222 219V218H221ZM234 219H232V220H234ZM237 219H238V217H237ZM247 219V217L245 218V220ZM247 219V220H248ZM251 219H250V222L249 223H251V225H252V222L255 220V221H257V219L255 218L254 220L252 219V221H251ZM259 219V218H258ZM260 219H262V217L260 218ZM259 219V220H260ZM64 220V221H63ZM80 220V219H79ZM174 220H176V219H174ZM173 220V221H174ZM189 220H191V219H189ZM197 220V219H196ZM216 220H219L218 218L216 219ZM223 220V219H222ZM222 220H221V223H222ZM225 220H226V218H225ZM224 220V221H225ZM227 220V221H228ZM232 220H229V223H230V221H232ZM234 220V221H235ZM258 220V222H260V221H262V220H260L259 221ZM7 221V220H6ZM172 221V220H171ZM172 221V222H173ZM183 221V220H182ZM184 221H186V220H184ZM201 221V220H200ZM204 221V222H205ZM226 221V222H227ZM234 221H232L231 223H233ZM238 221V220H237ZM243 221V220H242ZM242 221H241V223H242ZM249 221V220H248ZM248 221H247V223H248ZM62 222V223H61ZM74 222V223H73ZM175 222V221H174ZM179 223H183V222H180V219H179V221H178ZM177 222V220H176V222H175V224L176 223H178ZM190 222V221H189ZM191 222H192V220H191ZM191 222L189 223V224H191ZM198 222V221H197ZM202 222H203V220H202ZM209 222V221H208ZM207 222V223H208ZM216 222H219V221H216ZM225 222V223H226ZM177 224V225H175V226H180L181 224ZM195 223V222H194ZM199 223V222H198ZM197 223V224H198ZM210 223V222H209ZM215 223V222H214ZM213 223V224H214ZM220 223V224H221ZM237 223V222H236ZM235 223V224H236ZM263 225H264V222L262 221L261 222ZM261 223H259V224H261ZM87 224H89V225H91V224H96V225H98V226H95V228L97 227V229H99L100 230V228H101V226L102 227H104V228H106V227H109V228H106V229H103V231H102V229L100 230V232L102 231V234L103 233H105L106 231V234H104V235H99L98 233V231H97V234H98V236H101V240H99L98 238H96V236H95V238L96 239H94V240H97L98 239V241H96V242H94V240H93V242L95 243L94 245H92V244H86V240H85V243L83 244L82 242V240H84L83 238H85L86 239V236H83L82 238H81V235H79L80 234V232H81V230L83 229V227H85ZM100 224H102L101 226H100ZM171 224H173V223H171ZM187 224V223H186ZM185 223H184V225H186ZM193 224V223H192ZM200 224H201V222H200ZM217 224V223H216ZM215 224V225H216ZM220 224H218V227H219V225ZM227 224V223H226ZM234 224V223H233ZM239 224V226H241L240 225V223H237V225ZM261 224V226L264 228V226ZM105 225V226H104ZM107 225H109V226H107ZM202 225V224H201ZM206 225V223L205 224H203V226H205ZM222 225V224H221ZM224 225V224H223ZM237 225H235V227L237 226ZM247 224H246V222H245V224H244V227H246V229H248L249 227H250V225H249V227L248 226H246ZM253 225H255V224H253ZM253 225H252V227H253ZM258 224L256 223V225L255 226H257ZM173 226V225H172ZM174 226V227H175ZM183 226V225H182ZM187 226H189V225H187ZM186 226V227H187ZM197 227V225H194V227ZM207 226H208V224H207ZM210 226V225H209ZM217 226V225H216ZM227 226V225H226ZM225 226V227H226ZM230 226V225H229ZM231 226H232V228H233V225L231 224ZM238 226V227H239ZM61 227H65V229L64 230H62V228ZM87 227V226H86ZM170 227H171V225H170ZM186 227H184V228H186ZM191 227H193V226H191L190 225V227L189 228H191ZM194 227L192 228V229H190V230H193L194 229ZM210 227H212V225L210 226ZM215 227V226H214ZM234 227V228H235ZM244 227H239V228H243V230H244ZM169 228V227H168ZM173 228V227H172ZM171 228V229H172ZM177 228V227H176ZM181 228V227H180ZM183 228V227H182ZM182 228H181V230H182ZM188 228V227H187ZM224 227H222V229H223ZM229 227H226V231H227V229H228ZM233 228V229H234ZM256 228V227H255ZM259 228V227H258ZM258 228H257V230H258ZM262 228V229H263ZM84 229H86V228H84ZM89 229V228H88ZM91 229V228H90ZM108 229V230H107ZM170 229V228H169ZM178 229V228H177ZM202 228H200V230H201ZM206 229H208V228H205L204 230H206ZM214 229V228H213ZM217 229V228H216ZM230 229V228H229ZM228 229V232L230 231ZM232 229V231H234ZM241 229H237V230H241ZM245 229V230H246ZM250 229H252V228H250ZM249 229V230H250ZM104 230H105V232H104ZM180 230V231H181ZM187 230V229H186ZM195 230H196V228H195ZM203 230V231H204ZM209 230H212V228L211 229H209ZM215 230V229H214ZM213 230V231H214ZM221 230V229H220ZM86 231V230H85ZM89 231V230H88ZM93 231H94V229H93ZM173 231V230H172ZM172 231H170V233H172ZM194 231V230H193ZM212 231V232H213ZM225 231V230H224ZM223 231V232H224ZM231 231V232H232ZM262 231V230H261ZM264 231V230H263ZM83 232V231H82ZM94 232H96V231H94ZM179 232V231H178ZM182 232H183V230H182ZM190 233H191V231H189ZM206 232V231H205ZM215 232H217V231H215ZM244 232V231H243ZM86 233V232H85ZM83 234V235H86V234H92L91 233V231L90 232H88V233H86V234ZM185 233H187V232H185ZM201 233H203L202 231H201ZM207 233V232H206ZM210 232L208 231V234H209ZM214 233V232H213ZM218 233V232H217ZM216 233V234H217ZM226 232H224V234H225ZM236 232L234 231V236L235 235H237V233H239V232H237L236 234H235ZM245 233V232H244ZM247 234H248V231L246 232ZM250 233V232H249ZM261 233V232H260ZM259 233V234H260ZM88 234V235H89ZM101 234V233H100ZM176 234H177V232H176ZM189 234V233H188ZM187 234V235H188ZM192 234H194V233H191V235ZM196 234H198V233H196ZM196 234H194V236H193V238L195 237V235ZM215 234V233H214ZM214 234H212V236L214 235ZM221 234V233H220ZM223 234V235H224ZM230 234V233H229ZM239 234H242V231L239 233ZM254 234V233H253ZM256 234H258V233H256ZM256 234H254V235H256ZM80 236V240L82 241L81 243L80 242H78L79 241V239H77L78 237L77 236ZM87 235V236H88ZM93 235V234H92ZM179 235H180V232H179ZM178 235V236H179ZM183 235H185V234H183ZM191 235H190V237H191ZM199 235H201V234H199ZM203 235V234H202ZM201 235V236H202ZM206 235V237H207V234H205ZM223 235H221V236H223ZM228 235V234H227ZM231 235H232V233H231ZM250 236H251V234H249ZM263 235V234H262ZM261 235V236H262ZM90 236V238H92L91 237V235H89ZM97 236V237H98ZM173 236V235H172ZM174 237L172 240H171V238H170V241L171 242H174V243H176V242H178V243H176L178 246H181L182 248H184L185 250H193V249H195V250H198V251H202L203 253H205L204 254V256L205 255H207L206 253H209L208 255H210V251H211V245L209 246V244L212 242H210L208 245L206 244V243H200V242H198V240L194 243H190V241H189V239L187 238V237H183L184 239H186L187 238V240H188V242L186 241L185 242V240H184V242H181L183 239L181 238V237ZM198 236V235H197ZM204 236V235H203ZM203 236L201 237V241H202V238H203ZM218 236H219V234H218ZM221 236H220V238H221ZM225 237H226V234L224 235ZM229 236V235H228ZM237 236H239V235H237ZM236 236V237H237ZM240 236H242V235H240ZM245 236H248V235H246L245 234ZM200 237V236H199ZM198 237V238H199ZM206 237H204V238H206ZM208 237H210V235L208 236ZM243 237V236H242ZM242 237H240V239L242 238ZM257 237V236H256ZM258 237H260V236H258ZM88 238V237H87ZM214 239H215V237H213ZM212 238V239H213ZM224 238V237H223ZM226 238H228V237H226ZM230 238V237H229ZM228 238V239H229ZM232 238H233V236H232ZM232 238H231V240H232ZM239 238V237H238ZM248 238V237H247ZM246 238V239H247ZM251 238V237H250ZM255 238V237H254ZM153 239H150V240H153ZM169 239V238H168ZM182 239V240H181ZM195 239V238H194ZM193 239V240H194ZM209 239V238H208ZM222 239V238H221ZM238 240V241H242V240H244L243 238H242V240ZM252 239V238H251ZM250 239V240H251ZM257 239V238H256ZM255 239V240H256ZM259 239H261V238H259ZM263 239H264V236H263ZM149 240V244L151 245V241ZM207 240V239H206ZM211 240V239H210ZM216 240V239H215ZM220 240V239H219ZM230 240V239H229ZM233 240H235V239H233ZM253 241H254V239H252ZM251 240V242L253 243V241ZM258 240V239H257ZM91 241V240H90ZM135 241H136V239H135ZM138 241V243H139V240H137ZM136 241V242H137ZM141 241V240H140ZM236 242H237V240H235ZM246 241V240H245ZM16 242H18L19 244H20V246H18L17 244H16ZM143 242H145V241H143ZM156 242H157V240H156ZM169 241H167L166 243H168ZM205 242H208V241H205ZM216 242V241H215ZM221 242H223L222 240H221ZM220 242V243H221ZM225 242V241H224ZM231 242V241H230ZM230 242H228L229 244H230ZM235 242V243H236ZM244 242V241H243ZM247 243H249L248 242V240L246 241ZM257 242V241H256ZM137 243V244H138ZM152 243H154V240L152 241ZM160 243V242H159ZM163 243V242H162ZM213 243H214V240H213ZM217 243H218V241H217ZM220 243H218V244H220ZM233 243V245H234V242H232ZM239 243H241V242H239ZM261 243V242H260ZM263 243V242H262ZM14 244V245H13ZM137 244H136V246L135 247H138L139 248V246H137ZM142 243H140V246H142L141 245ZM144 244H147V242L146 243H144ZM156 244V243H155ZM173 244V243H172ZM206 244V245H205ZM225 244H226V242H225ZM229 244H227L228 245V247H229ZM242 244V243H241ZM245 244V243H244ZM5 245V244H4ZM3 245V246H4ZM13 245V246H12ZM104 245V244H103ZM158 246L159 245H161V243L160 244H157ZM165 245V243H163V246ZM213 245V244H212ZM215 245V244H214ZM223 245V244H222ZM232 245V246H233ZM240 245V244H239ZM243 245V244H242ZM252 246H253V244H251ZM250 244H249V246H251ZM254 245H255V242H254ZM257 245H259V244H257ZM256 245V246H257ZM133 246H134V244H133ZM145 246V245H144ZM152 246V245H151ZM167 246V245H166ZM208 246L210 247V250H208L209 248H208ZM218 246V245H217ZM224 246V245H223ZM226 246V245H225ZM224 246V247H225ZM230 246H231V244H230ZM231 246V247H232ZM235 246H237V244L235 245ZM244 246V245H243ZM248 246V245H247ZM247 246H244L243 247V249L246 247L247 249H248V247ZM252 246H251V248H252ZM261 246H262V244H261ZM264 246V245H263ZM104 247V246H103ZM102 247V248H103ZM117 247V248H118ZM131 247H132V245H131ZM134 247V248H135ZM153 247H155V245H153ZM168 247V246H167ZM167 247H160V248H165V250L164 251H166L165 253H168V249L166 250V248ZM170 247H173V245L172 246H170ZM170 247H169V249H170ZM177 247V246H176ZM222 247V246H221ZM227 247V248H228ZM100 248H101V246H100ZM105 248V247H104ZM103 248V249H104ZM116 248V249H117ZM124 248H126V247H124ZM128 248V247H127ZM133 248V247H132ZM133 248V249H134ZM137 248V250H139V252H140V250L141 249H138ZM143 248V247H142ZM149 248V247H148ZM159 248V249H160ZM174 248V247H173ZM178 248H180V247H178ZM177 248V249H178ZM193 248V249H192ZM208 248V249H207ZM214 248V247H213ZM215 248H216V246H215ZM218 248V247H217ZM234 248V247H233ZM236 248V247H235ZM238 248V247H237ZM239 248H242V246L240 247L239 246ZM238 248V249H239ZM250 248V249H251ZM255 248V247H254ZM258 248H259V246H258ZM98 249H99V247H98ZM107 249V248H106ZM123 249V248H122ZM129 249H130V247H129ZM144 249V248H143ZM156 249V251H157V247L156 248H152V250H155ZM218 249H221V248H218ZM218 249H217V251H218ZM224 249V248H223ZM256 249V248H255ZM260 250H261V248H259ZM95 250V249H94ZM101 250V249H100ZM100 250H97L98 252H101ZM113 250V249H112ZM112 250H110V252L109 253H111V251ZM120 250V251H119ZM118 251H116V253H118V252H121V248L119 249ZM132 250V249H131ZM135 250V249H134ZM149 250V249H148ZM147 250V251H148ZM152 250H150V251H152ZM161 250V249H160ZM212 250H214V249H212ZM225 251H226V249H224ZM224 250H222V252H225ZM227 250H229V248L227 249ZM237 250V249H236ZM236 250H235V252H236ZM240 250V249H239ZM242 250V249H241ZM258 250V249H257ZM103 251V250H102ZM105 251V250H104ZM103 251V252H104ZM109 251V250H108ZM122 251H124L125 253H127L128 251L126 250L125 251V249H123ZM159 251V250H158ZM174 251V250H173ZM176 251H180V250H176ZM175 251V252H176ZM182 251H183V249H182ZM215 251V250H214ZM214 251H213V253L212 254H215V255H221L222 253H217L216 251H215V253H214ZM221 251V250H220ZM230 252H232L231 250H229ZM249 251V249L247 250V252H246V250H245V252H246V255H247V253L249 254L250 253V251ZM262 251H264L263 249H262ZM33 252H37L36 254H33V255H30V254H32ZM113 252H114V250H113ZM112 252V253H113ZM149 252V251H148ZM162 252H163V250H162ZM170 252H171V250H170ZM174 252V253H175ZM185 252V251H184ZM186 252H188V251H186ZM186 252L184 253L185 254V256H187L186 255ZM193 252V251H192ZM201 252V253H202ZM229 252V254H231ZM234 252V253H235ZM238 252V251H237ZM236 252V253H237ZM244 251H242L241 252V254L243 253ZM244 252V253H245ZM252 252H253V250H252ZM256 252H261V251H255L254 252V254H256ZM95 255H96V250H95ZM93 253V254H94ZM102 253V252H101ZM100 253V254H101ZM106 253V252H105ZM108 253V255H110ZM124 253V254H125ZM135 253V252H134ZM136 253H137V251H136ZM142 253H144V252H141V254ZM152 253V252H151ZM153 253H156V252H154L153 251ZM164 253V252H163ZM162 253V258H167V256H166V254H163ZM177 253V252H176ZM196 253V252H195ZM194 253V254H195ZM198 253V252H197ZM196 253V254H197ZM201 253H200V255H201ZM203 253H202V256H200L199 254H197L198 256H200V258L201 257H203ZM217 253V254H216ZM226 254H227V251L225 252ZM233 253V252H232ZM235 253V254H236ZM243 253V254H244ZM263 253V252H262ZM41 254V253H40ZM90 254V253H89ZM97 254H99V253H97ZM99 254V255H100ZM129 254H132V253H130V250H129ZM129 254H125V255H128L129 256ZM158 254H159V252H158ZM160 254H161V252H160ZM178 255H179V253H177ZM182 254H183V252H182ZM181 254V256L179 257V258H181L182 256H184V255H182ZM189 254V253H188ZM212 254H211V257H212ZM225 254V256H228V255H226ZM238 254V253H237ZM240 254V255H241ZM253 253H251V255H252ZM258 254V253H257ZM257 254H256V256H253V257H249V261L247 260V262L245 263V259H241L242 261H244L243 262V264H264V257H260V256H257ZM1 255V254H0ZM98 255V256H99ZM106 255V254H105ZM115 255V254H114ZM138 254H136V258H138V256H137ZM140 255V254H139ZM145 255V254H144ZM143 255V256H144ZM151 255V254H150ZM155 255V254H154ZM163 255H165L164 257H163ZM170 255V254H169ZM174 255V254H173ZM176 255V254H175ZM193 256L194 257V255L193 254H191L190 253V256ZM196 255V256H197ZM223 255V254H222ZM233 255V254H232ZM245 255V254H244ZM40 256V255H39ZM89 256V255H88ZM91 256H92V252H91ZM94 256V255H93ZM111 256H113V255H111ZM116 257H117V255H115ZM119 256H120V258H121V255L119 254ZM127 256V257H128ZM153 256V255H152ZM156 256V255H155ZM154 256V258H157V256L155 257ZM171 256H172V254H171ZM234 256H238V255H234ZM248 256V255H247ZM246 256V257H247ZM261 256H264V255H261ZM47 257V256H46ZM86 257H87V255H86ZM94 257H96V256H94ZM114 257V256H113ZM113 257H111L110 259H111V261H112V258ZM113 258V259H118V257L117 258ZM123 257H125V256H123ZM144 257H146V256H144ZM151 257V256H150ZM160 257V256H159ZM169 257V256H168ZM174 257H176V256H174ZM188 257H189V255H188ZM210 256L208 257L209 259L211 258ZM215 256H213V258H214ZM220 257H223V256H220ZM228 257H230V255L228 256ZM240 257V256H239ZM2 258L5 260V259H7V257H3L2 256ZM42 258V257H41ZM89 258V257H88ZM92 258V257H91ZM91 258H89L90 260H91ZM98 258V257H97ZM97 258H96V260H97ZM99 258H100V256H99ZM105 258H107V257H105ZM108 258H109V256H108ZM129 258V257H128ZM130 258H132V257H130ZM136 258H134V259H136ZM140 258H142V259H144L143 257H140ZM153 258V257H152ZM153 258V259H154ZM161 258V259H162ZM199 258V257H198ZM204 258H206L207 259V257H204ZM215 258H217V256L215 257ZM215 258H214V261H216L215 260ZM234 258H236V257H234ZM241 258H243V256L241 257ZM245 258V257H244ZM248 258V257H247ZM44 259V258H43ZM101 259V261L103 260V258H100ZM122 259V262L124 261L123 260V258H121ZM125 259V258H124ZM133 259V260H134ZM147 259V258H146ZM145 259V260H146ZM151 258H149V260H150ZM158 260L160 259V258H157ZM169 259V258H168ZM173 259V258H172ZM171 259V260H172ZM205 259V260H206ZM209 259H207V260H209ZM212 259V258H211ZM218 259V258H217ZM220 259V258H219ZM229 259V258H228ZM228 259H227V261H228ZM233 259V258H232ZM10 260V259H9ZM42 260V259H41ZM99 260V259H98ZM105 260H107V259H104V261ZM131 260V259H130ZM129 260V261H130ZM137 260H139V258L137 259ZM137 260L136 261H133V263L134 262H137ZM148 260V259H147ZM156 260V259H155ZM154 260V261H155ZM166 260V259H165ZM165 260L163 261L164 262V264L166 263L167 264V262H165ZM174 260V259H173ZM194 260V259H193ZM213 260V259H212ZM220 260H222V258L220 259ZM225 260H226V257H225ZM240 260V259H239ZM240 260V261H241ZM2 261V260H1ZM1 261H0V263H1ZM7 261V260H6ZM5 261V262H6ZM110 261V260H109ZM115 262H116V260H114ZM127 261V260H126ZM140 261H141V259H140ZM160 261V260H159ZM195 261V260H194ZM193 261V262H194ZM200 261V260H199ZM204 261V260H203ZM226 261V262H227ZM232 262V260H230L229 259V262ZM233 261H234V259H233ZM235 261H237V258H236V260ZM234 261V263H236ZM239 261V262H240ZM241 261V262H242ZM19 262V263H20ZM99 262V261H98ZM103 262V261H102ZM114 262V263H115ZM117 262H119V261H117ZM120 262H121V260H120ZM131 262V261H130ZM139 262V261H138ZM138 262H137V264H138ZM150 262V261H149ZM187 261L186 260H184V259H181V260H174V264H185ZM196 262V261H195ZM211 262V261H210ZM238 262V263H239ZM8 263V262H7ZM100 263V262H99ZM109 263V262H108ZM111 264H114L113 262H110ZM109 263V264H110ZM124 263H126V262H124ZM142 263V262H141ZM146 263H147V261H146ZM151 263H153V262H151ZM150 263V264H151ZM155 263V262H154ZM170 263H172V262H170ZM214 263V262H213ZM220 263V262H219ZM218 262H217V264H219ZM2 264H6V263H2ZM8 264H10V263H8ZM43 264V263H42ZM44 264H46V262L44 263ZM102 264V263H101ZM105 264H106V262H105ZM117 264H119V263H117ZM120 264H122V263H120ZM127 264V263H126ZM132 264V263H131ZM145 264V263H144ZM163 264V263H162ZM189 264V263H188ZM191 264V263H190ZM194 264H196V263H194ZM199 264V263H198ZM204 264V263H203ZM206 264V263H205ZM224 264V263H223Z\"/></svg>",
	"mask_w": 264,
	"mask_h": 264
},
{
	"label": "rangeland",
	"instance_id": "obj_2",
	"mask_svg": "<svg viewBox=\"0 0 264 264\" xmlns=\"http://www.w3.org/2000/svg\"><path fill=\"white\" fill-rule=\"evenodd\" d=\"M18 1H19V3H17ZM18 1L16 2V5H17V4H18V5L20 4L19 7H18V5L16 6V5H13V4H12L13 6H12V5H11V6H12V8H17V7L20 8V12H19V13H20V14H19L20 16H19V17H20L21 19L24 18L25 20H24V19L21 20L20 18H18V22H19V23H21L22 21H23V22L26 21V17H27V15H29V12L31 13V12L34 11L33 8H29V6H30V7H34V9H37V8L39 7L37 10H42V9H43L42 11H44V12L48 10V13L51 14V15H53V16H57V15H59V13H58V11H57V7H58V9H59V8H60V9H63L64 7H65V8L67 7V8H69V9L73 10V13H74V14H73V18L70 19L72 22H76V21H77L78 17H76L77 19L74 18L75 16H77L76 14H78V16H79V15H81V13H82L81 16H83V14H84L85 12H86L87 14H88V12H89V14L92 12V13L90 14L91 17H90L89 15H88V17H87V16H86V13H85L84 15H85L86 17L84 16V17L81 18V16H80L79 19L81 18V19L83 20L84 18H85V19L87 18V20H88V18H89L88 21L90 22V21H92L91 18H93V20H94V19H96L97 16H98V18H99V17L102 18V21L105 23V21H106V20H110V18H111V16H112L111 21L113 20L114 22H117V21L119 20V22H122V23H123V24L121 23L123 26H121V25H120V26H119V25L116 26V25H115V27H114V25H113V26H112L113 29H112L111 25L109 24L112 30L110 29V27H107V26H108V23H107V24L105 23V24H106V28H105V24H104V25L102 26V28H101L102 31H101L100 29H99L100 31L94 29L95 33H94V31H92L93 29H88V30H87V29H81V30H79L80 32H77V31H78L77 29H71V30H68V31H67V30H64V34H65V36H63V31H62V33H60V34H55V35H51L50 37H48V40H49L50 42H52V43H53V41H54V44H55V43L57 44V43L61 40L60 38H62V39H63V38H64V39H66V38H67V39H68V38H69V39H72L73 37L75 38V39H72V40H73L72 42H70L71 40H69V39H68V40L66 39L65 41H62V40H61L60 42H64V43H63L64 45L61 44V43L59 42L60 45H59V43H58V45L61 46V47H59L58 49H56V50L54 51V53H52L51 55H46V53H45V49H42V50L39 49L40 51H38V54H39V56H42V55H43V58L46 57L45 59H48V60H50V59L52 58V56H55V57H56V58L53 57V61H54L55 59H57V60H56V62L54 61L55 63H54V65H53L52 68H54L53 70H54L55 73H57V71H58V73H57L56 75L59 76V79H60V80L62 79L61 82H65L64 80L67 81L66 78H63V77H67V76H64V75H68L67 78L72 77L73 80H74V79H75V80L78 79V82L75 81V80L73 81V80L70 79V78H69L70 80L68 79V81H70V83H71L72 85H73V83H74V86H73L74 89H73V91L71 92L70 95H65L66 97L68 96L67 98H66V97H65V98L62 97V96L60 95V92H57L60 96L58 95V96L56 97V95H57V94H56L53 98H51V99H53V100L49 99V100H48L49 102L47 101L46 103H41V104H42L44 110H54L55 113H56V116L59 115V116L57 117L58 120H57V122H56L55 127H56L57 130L59 131V134H60L61 138H63L64 141L67 143L68 147H69V146L72 147V148L69 147L70 152H71V153L77 158V160H78V159H79V161L81 160L80 162L78 161L79 163H83V161L86 160V162H89V161H90L89 163H87V165L89 164V165H91V167H93V166L104 167V166H105L104 168H108L109 171H112V170H111L112 168L109 167V166L111 165V162L114 161L113 158H114V159L116 158L115 161L117 160V162L114 161V162L112 163L113 166H116V165H119V164H120L119 166H120V167L123 166V167L125 168V170H127V169L129 168V169H128V172H125V170H124L123 167H122L124 173H125V174H128V173H129V175H131V176L133 177V178H132V177L130 176L132 179H134V178H135L134 176L137 175L136 178H135V180L137 179V181H139V182H140L141 180L144 179V180L142 181L143 184L140 182L142 185L139 184V182L137 183V181H136V184H137V185H141V188L138 186V187L140 188V191H138V192L141 193V191H143V190H141V189H143V185H144V184H145V186L151 185V183H152V186L155 185V184L157 185V186L155 185L156 187H155V186L152 187L153 190L151 189V194H152L151 198H152V197H155V196H159L160 194H161L162 196L160 195L158 198L155 197L156 199H154V198L151 199V198L149 197L150 200H152V201L149 200V201H150V207L153 209V211H156V210H158L157 208H159V210L157 211V213H159V215H158L156 212H155V215L159 216L160 218H163L162 216H164V220L167 221L168 224H169L168 226L166 225V227H164V228H166V230L168 231V234H170V236L168 237L169 239L167 238V240L165 239V241H164V240L162 241V240H160V239H159V240H158V239H153V238H149V239L147 238V239H144V240H142V238H135L136 241L139 240V243H138V241L136 242L135 239H134V240L132 241L133 243H131V244L128 245V246H124V247H126V248L121 247V246H119V247L117 246V247H118V248L116 247L117 249H116V248H113V247L110 248V247L107 246V244H106L105 242H103L104 245L101 244V245H100L101 248H100V246H98L99 249H98V247H95V248L92 249L93 251H90V250L87 251V252H86L87 257H86V255H84L85 258H83V259H84L83 261H85L86 258H87L86 261H88V260H89V261H92V259L94 258V260H93L92 262H95V263L97 262V264H101V263H102V264H105V262H106V264H109L110 262H113V263H114V262H115L114 260H116V262H115L114 264H117V263H119V264H120V263H122V264H126V263H127V264H131V263H132V264H137L138 261H139L138 264H144V263H145V264H150L151 262H153V263H151V264H162V263L164 264L163 261L166 259L165 262H167V264H174V260H175V259H176V260L184 259V260L187 261L185 264H188V263H189V264H190V263H191V264H194V263H196V264H198V263H199V264H203V263H204V264H205V263H206V264H217V262H218V263L220 262L219 264H223V263H224V264H243L244 261H245V263L247 262V260L249 261V257L256 256L257 253H258L257 256L264 257V256H261V255H264V251H262V249L264 250V246H263V245H264V239H263V236H264V231H263V230H264V228L261 226V224H262L261 222H262V221L264 222V214H263V213H264V212H263V210H264V204H263V203H264V200L262 199V198H264V195H263V194H264V192H263V191H264V188H263V187H264V185H263V184H264V181L262 180V177H261L260 175H259V176H258V175L253 176V177H257V178H259V181H260V182H259L258 179H256V178H253V179L251 180L252 177L250 178L249 176L245 175V173H246V172H245V169L248 167V164H249V165L251 164V162H249V161H251V160H249V159H251V158H249L248 155H246L245 153H243L242 150H239L238 152H236V154H237L236 157H240V156H241L240 159H239V158H236V160H237V159L240 160V161L237 160V162H238V164H239L240 167H241L240 170H239V171H241V173L238 171V172L236 173V175L234 174L235 176H233V174L231 175V174L227 171V170H229V169H228L229 166H228V168H227V165H226V164L229 165L228 161L224 160V158L227 159L226 156H227L228 151H229L228 146H227V145H228V136L225 137V140H226V141H224L223 137H221V138H218V139H217V143H215L216 141H214L213 143L210 141V143H208L209 140L207 139V136H206L207 133H206V135H205V131H204V130H202V129H193L191 126L189 127V125H188L186 122H183V124L187 125V126H188L187 128H186V126H183V127H182L183 124L180 122L182 125H181L180 123H178V124H177L178 129L175 127L174 130H171V131H169V132H166L165 130H163V128H162L161 126H157V125H159V124H162L161 122H159V121H160V118L158 119L157 115L154 116L155 114L153 113V111L151 112V109H153L154 104L157 103V100L155 99V97H156L157 95L160 94V93L158 94V92H161V91L163 92L164 90H166V89H168V88H170V90H172L173 95H174L175 98H176V102H178V101H179V102H180V101L182 102V104H183V105H182L183 108H184V107L187 108V107H188L187 105H190L191 101H194V100H195V99H193V98H201V95H200L201 92H200V90H201L202 87H200L201 85H199V84H202V82H203L202 86H206V84H204L205 81H201V80H200V77H201L202 75H198V74H199L198 71H199V70H202V68H204V67H207V68L209 67V69H210V67H211V69H213V66H215L214 69H216V72H217L218 70L221 69V67H222V65H223L222 71L220 70V71H221L220 74H219V71H218V74L220 75L219 77H222V78H224V79L226 78V77H225L226 75H227V77H231V78H226V80H223V82H224L225 84H229V83H231L229 80H230V79H231V80L233 79V80H235V82L237 83V85L239 84V86H245V85H246V86H245V87H246L245 90L250 89V87L253 86V85L256 83V81H254V78H255L254 75H255V70H256V69H254V68H255V67L258 68V66H261L262 64L259 65V64H260L259 61H261V60L254 61V60H252V58H250V57H251V53H253L254 50L257 51V49H258V51H259V50L261 49V46H260V48H258V46L261 45V44L258 43V46H257L256 48H254V49L252 48L253 50L250 49L249 46L253 47L252 45H253L254 43H256V45H257L258 40H256V41H257V42H256L254 39H257V33H258V31H259L258 28L260 29V28L262 27V25H264V21H263V20H264V19H263V14H264V4L260 7V9H258L260 12L257 10L256 13H254V12L252 13V11H251V12L248 11V12H249V13H248L247 10H246V9H247V7H246L247 4H246V2H242V3L240 2V3H239L238 0H234L235 2L238 1V3H233V2H231V0H200V1L197 0V2H193L192 0H183L184 3H185V5H187V7L189 6L188 8H187V7H184V3H183L182 0H171V1L169 0V1H167V2H166L165 0H159V1H158V0H155V1H154V0H149L150 2H151V1H153V2H151V5L149 4V7H148L149 9L146 10L147 13L145 12L146 15H144V16H146V18H147L148 16H150V17L152 16L153 18H155V20H154L152 17H151V18H147V19H148V20H147V19H144V18H143L144 16H142V17L139 16L138 19H137V17H132V18H131L130 16H127V15H126V17H122L123 15H121V16L119 15V17H117L118 15H114V14L112 13V11H113L114 9H116L117 11H118V10L121 11V10H122L121 8H123V7H124L123 10L125 11V9L128 8V7H127L128 4H130V3H128L130 0H129V1H128V0H127V1H125V0H124V1H123V0H121V1H120V0H109V1H108V0H104V1H103L104 4H103V3L100 4L102 0H96L95 2H94L93 0H83V1H81V0H72V1L69 0V1H70L69 3H68L67 0H65V1H64V0H62V1H61V0H56L55 3H54V2H51V0H44V2H46V4H48V3H53V6H54L53 8H54L55 11L53 10V8H52L50 5L47 6L46 4H44V5H42V6L38 5V7H37L36 2H35L36 0H35V1L33 0L35 3L32 2V3L34 4V6H31V5H30V3H31L32 0H21V1L18 0ZM29 1H30V2H29ZM59 1H60V2H59ZM63 1H64V2H63ZM79 1H80L81 3H80ZM84 1H85V2H84ZM89 1H90V2H89ZM112 1H113V3H112ZM118 1H119V2H118ZM141 1H142V3H146L148 0H141ZM144 1H145V2H144ZM149 1H148V2H149ZM181 1H182L183 4L180 3ZM232 1H233V0H232ZM57 2H58V3H57ZM66 2H67V3H66ZM71 2H75V7L73 6L74 3H73V5H72ZM77 2H78L79 4H82V3H83L82 6H81L82 8L79 7V9H78V10H79V13H78V10L75 11V10L78 8V5H79V4L76 5ZM86 2H87V3H86ZM88 2H89L90 4H88ZM92 2H94V4H95L96 2H99V4H97V5L95 4V7H93V6L91 5V4H93ZM105 2H107V5H106ZM114 2H115V3H114ZM117 2L121 5L120 7H119V4H117L118 6H116V3H117ZM123 2H124V3L126 2V3H125L126 6H125V4H124ZM150 2H149V3H150ZM159 2H160V3H159ZM177 2H178V3H177ZM186 2H188V3H186ZM200 2H201L202 4H201ZM216 2H217L218 4H217ZM32 3H31V4H32ZM59 3H60V5H59ZM64 3H65V4H64ZM84 3L87 4V6H85ZM108 3H109V4H108ZM111 3L113 4L112 6H114V5H115V6L112 7V6H111ZM157 3H158V4H157ZM179 3H180V4H179ZM220 3H221V4H220ZM228 3H229V4H228ZM232 3H233V4H232ZM33 4H32V5H33ZM68 4H69L70 6H69ZM153 4H154V5H153ZM162 4H163V6H162ZM238 4H239V5H238ZM35 5H36V7H35ZM55 5H57V6H55ZM62 5H63V6H62ZM64 5H66V6H64ZM67 5H68V6H67ZM83 5H84V6H83ZM109 5H110L111 7H110ZM123 5H124V6H123ZM155 5H156V7H158V6L160 5V7H158V8H156V7L153 8ZM172 5H173L174 7H173ZM176 5H177V6H176ZM181 5H183V7H184L183 9H180V8H182ZM200 5H202V6L200 7ZM204 5H205V6H204ZM229 5H230V6H229ZM232 5H233V6H232ZM235 5L238 6V7L243 8V9L240 8V10H242V12H244V13H241V11L239 10V8L237 9V10H239V11L237 12V11H236V8H237V7L235 8ZM240 5H241V6H240ZM20 6H21L22 8H21ZM45 6H46V7H45ZM49 6H50V9H49ZM71 6H72V7H71ZM76 6H77V7H76ZM79 6H80V5H79ZM90 6H92V7L94 8V9H93V8L91 7L93 10H99V11H96V13H95V11H91V12H90V11H89ZM97 6H101V7H97ZM107 6H109V7H108L109 12L112 10L110 13L113 14L114 16H113V15H110V13H109L108 11H105V10H107V9H106ZM122 6H123V7H122ZM168 6H170V7H168ZM171 6H172V7H171ZM222 6H223V7H222ZM44 7H45V9H44ZM47 7H48V8H47ZM62 7H63V8H62ZM96 7H97V8H96ZM102 7H104V8H102ZM117 7H118V8H117ZM125 7H126V8H125ZM177 7H178V9H180L181 11H179V10L177 9ZM204 7H205V8H204ZM233 7H234V8H233ZM40 8H42V9H40ZM46 8H47V10H46ZM65 8H64V9H65ZM73 8H74V9H73ZM83 8H85V9H83ZM95 8H96V9H95ZM101 8H102L103 10L105 9V10H104L105 12H100V11H101V10H100ZM110 8H111V10H110ZM112 8H114V9H112ZM162 8H163V10H161ZM171 8H172V9H171ZM185 8H186V9H185ZM200 8H201V10H199ZM222 8H223V9H222ZM31 9H32L33 11H30ZM51 9H52L53 11H52ZM81 9H82V11H83V10H84V11H83V12H82V11L80 12ZM86 9H88V12H87ZM92 9H91V10H92ZM155 9H156V10H155ZM157 9H160V10L157 11ZM184 9H185V11H184ZM187 9H189V10H188V11H189V12H188L189 15L186 14V13H187V11H186ZM202 9H203V10H202ZM49 10H51L52 12H50ZM103 10H102V11H103ZM168 10H169V11H168ZM175 10H176V11H175ZM177 10H178V11H177ZM204 10H205V11H204ZM223 10H224V11H223ZM243 10H244V11H243ZM245 10H246V13H245ZM148 11H149V12H148ZM151 11H152V12H151ZM155 11H156L157 13H159L160 15L157 14ZM161 11H162V13H161ZM172 11H173V12H172ZM183 11H184V12H183ZM190 11H191V12H190ZM195 11H196V12H195ZM200 11H201V12H200ZM53 12H54V13H53ZM98 12L103 13V14L105 13V14H104L105 16L102 15V14L100 15V13H98ZM107 12H108L109 14H108ZM170 12H171V14H169ZM174 12H175V13H174ZM181 12H182V13H181ZM230 12H231V13H230ZM236 12H237V13H236ZM52 13H53V14H52ZM55 13H57V14H55ZM93 13H95V15H94ZM123 13H124V12H123ZM149 13H150V14H149ZM151 13H153V15H151ZM164 13H167V14H164ZM173 13H174V14H173ZM177 13H178V14H177ZM183 13L185 14L184 19H183V18H180V15H181V14H182L181 17L184 15ZM190 13H192V14H190ZM195 13H196L197 15H196ZM203 13H204V14H203ZM228 13H230V14H228ZM251 13H252V14H251ZM257 13H260V14H257ZM54 14H55V15H54ZM92 14H93V16H92ZM124 14H126V13H124ZM147 14H148V15H147ZM176 14H177V15H176ZM193 14H194V15H193ZM247 14H248L249 16H248ZM74 15H75V16H74ZM106 15H108V16H110V17H108V16H106ZM156 15H158V16H160V17H161V15H162V17L160 18V17H158V16H156ZM171 15H173L172 18H171ZM174 15H176V16H175L176 18L174 17ZM246 15H247V16H246ZM256 15H257V16H256ZM0 16H1V15H0ZM2 16H3V15H2ZM94 16H95V17H94ZM154 16H155V17H154ZM188 16H189V17H188ZM258 16H259V19H257ZM114 17H117V18H116L117 21H115V18H114ZM121 17H122V18H121ZM177 17H179V18H178L179 22H178V20H177ZM216 17H217L219 20H217ZM246 17H247V18H246ZM255 17H256V18H255ZM1 18H2V17H0V20H2ZM98 18L96 19V21L98 20ZM105 18H106V19H105ZM107 18H109V19H107ZM120 18H121V19H120ZM123 18H124V19H123ZM127 18H128L129 20H128ZM130 18H131L132 20H131ZM166 18H167V19L169 18V21H168ZM170 18H171L172 20H171ZM185 18L187 19V21H186ZM188 18H190V19H188ZM213 18H214V19L216 18L215 20H217L218 22H220V21H221V22L218 23V22L215 21ZM249 18H250V19H249ZM79 19H78V21H79ZM85 19H84L83 21H85ZM104 19H105V21H104ZM136 19H137V20H136ZM143 19H144V22L146 21L145 23L143 22ZM151 19H153V20L151 21ZM173 19H175V21H176V20H177V21L173 23ZM203 19H204V20H203ZM206 19H207V20H206ZM211 19H212V20H211ZM220 19H221V20H220ZM222 19H223V21H222ZM227 19H228L229 21H228ZM230 19H231V20H230ZM243 19H244V20H243ZM247 19H248L249 21H247ZM75 20H76V21H75ZM82 20H80V21H82ZM87 20H86V21H87ZM140 20H141V21H140ZM156 20H157V21H156ZM205 20H206L207 22H209V21L211 22V21H212L213 23H212V22H211V24H210V23H207V22H205ZM224 20H225V21H224ZM250 20H251V22H250ZM252 20H253V21H252ZM257 20H258V23H257L258 26L256 25ZM259 20H260V21H259ZM88 21H87V22H88ZM98 21H99V22H102L100 19H99ZM154 21H155V22H154ZM170 21H171V22H170ZM180 21H181L182 23H180ZM233 21H234L235 23H234ZM244 21H246L247 23L244 22ZM254 21H255V22H254ZM23 22H22V23H23ZM89 22H88V23H89ZM108 22H110V21H108ZM148 22H149V23H148ZM150 22H151V23L153 22V23H152V25L149 26L148 24H150ZM169 22H170V23H169ZM183 22H184L185 24H184ZM215 22H216V23H215ZM226 22H227V23L231 22L232 24H231V23L227 24ZM259 22H261V23H259ZM22 23H21V24H22ZM141 23H142V24H141ZM147 23H148V24H147ZM155 23H156L157 25H156ZM178 23H179V24H178ZM201 23H202V24L205 23V24H203L204 26H203ZM214 23H215V24H214ZM262 23H263V24H262ZM21 24H20V25H21ZM134 24H135V26H134ZM153 24H154V25H153ZM167 24H168V25H167ZM173 24H174V26H173ZM176 24H177V25H176ZM200 24H201L202 26H201ZM208 24H209V25H208ZM218 24H219V25H218ZM221 24H222V27L220 26ZM260 24H262V25H260ZM205 25H207V26H205ZM225 25H226V26H225ZM229 25H230V27L233 25L232 29H231L230 27L227 28ZM244 25H245V26H244ZM253 25H254V27H255V25H256L258 28L255 27L256 29H254V28H253ZM118 26H119L118 29L121 28V31H120V32L118 31V29H116V27H118ZM148 26H149V27H148ZM155 26H156V28H155ZM157 26H159V27L157 28ZM209 26H211V27H209ZM212 26H213V27H212ZM219 26H220V27H219ZM260 26H261V27H260ZM103 27H104V28H103ZM146 27H147L149 30H148ZM151 27H152V28H151ZM153 27H154V28H153ZM192 27H193V28H192ZM194 27H195V28H194ZM206 27H207V28H206ZM215 27H216V28H215ZM134 28H135V30H134ZM174 28H175V29H174ZM177 28L180 29V30H177ZM183 28H184V29H183ZM200 28H201V29H200ZM203 28H204V29L206 28V29H205V30H202ZM208 28H209V29H208ZM210 28H211V29H210ZM223 28H225V29H223ZM22 29H23V30H22ZM22 29L19 28V30L21 31L22 37H21V35L18 33V32H20L19 30H18V31H14L15 35H14L13 31H11V33L8 32V37H7V36H6V37L8 38L9 41L6 40V44H5V46H6V45L10 46V44H12V43H10V42H12L14 39H15L16 41H15V42L13 41V44L16 43V42H19V41H21V42L24 41V39H25V36H24V35L26 34V32H24L25 34L22 33V32L26 29V27H25V29H24V26H22ZM104 29H105V30H104ZM106 29H107V30H110V31H109V32H106V31H107ZM146 29H147V30H146ZM153 29H154V30H153ZM156 29H159V30H156ZM172 29H174V30H172ZM186 29H187V30H186ZM192 29H194V30H192ZM212 29H213V31L216 29V31H217V33H218V34H217V33L214 31V35H213V37L215 36V37H214L215 40H212V39H214V38H213V37H210V36H212V34H213ZM221 29L223 30V32L221 31V33H220V30H221ZM227 29L232 30L231 32H233V34H231V32H229V30H227ZM233 29H234V30H233ZM235 29H236V30H235ZM83 30H84V31L86 30L85 32H86L87 34H86ZM90 30H91L92 32H91ZM114 30H115V32L117 33V35L119 34V35H118L119 38H118L117 36H115L116 34H114V33H115ZM152 30H153L154 32H153ZM171 30H172V32H171ZM175 30H176L177 32H179V33H177ZM182 30H183V31H182ZM209 30H210V31H209ZM248 30H249V31H248ZM254 30H255V31H254ZM257 30H258V31H257ZM82 31H83V32H82ZM88 31H89V32H88ZM96 31H97V32H96ZM149 31H150V32H149ZM156 31H157V32H156ZM173 31H175L176 33H174ZM185 31H187V32H185ZM191 31H192V33H191ZM193 31H194V33H193ZM197 31H198L199 33H197ZM200 31H201V32H200ZM203 31H204V32H203ZM208 31H209V32H208ZM238 31H239V32H238ZM71 32H72V33H71ZM75 32L78 33V34L81 33L82 36L85 35V36H83L82 41H80L81 39H79V38H82L81 34H79V35H80V36H79V35H76ZM90 32H91V33H90ZM102 32H103V33H102ZM110 32H111L112 35L114 36V39H113V36L110 34ZM121 32H123V33H121ZM143 32H144L145 34H144ZM146 32H147V33H151V34H148L150 37H149L148 35H146V34H147ZM206 32H208V33H206ZM211 32H212V34H211ZM224 32H225V33H224ZM235 32H236V33H235ZM244 32H245V33H244ZM12 33H13V34H12ZM16 33L18 34V37L20 36V39H18ZM67 33H68V34H67ZM84 33H85V34H84ZM98 33H99V34H98ZM104 33H105V34H104ZM130 33H131V34H130ZM157 33H158V34H157ZM171 33H172V34H171ZM181 33H182V35H181ZM183 33H184V35H183ZM188 33H190V34L188 35ZM200 33H201V34H200ZM203 33H204V34H203ZM205 33H206V34H205ZM234 33L236 34V36L234 35ZM238 33H239L240 36L238 35ZM240 33H241V34H240ZM91 34H92V36H91ZM95 34H98V35H95ZM106 34H107V35H106ZM108 34H109V35H108ZM125 34H126L127 36H125ZM142 34L144 35V37L142 36ZM153 34H156V36L153 35ZM174 34H175V35H174ZM179 34H180V37H178ZM194 34H196V35L194 36ZM197 34L199 35L198 37H197ZM207 34H208L209 36H208ZM210 34H211V35H210ZM215 34H217V35H215ZM220 34H221V35H220ZM222 34H224V36H223ZM225 34L227 35L228 38L225 36ZM9 35L12 36L10 39H9V37H10ZM67 35H69V36L66 37ZM110 35H111V37H110ZM123 35H124V37H123ZM131 35H133V38L131 37ZM152 35H153V36H152ZM185 35L187 36L188 39L186 38ZM190 35H191L192 37H190ZM206 35L208 36V38L206 37ZM229 35H231L232 37L229 36ZM243 35H245V36H243ZM13 36H14V37H13ZM55 36L57 37V39H56V38H55V39H56L58 42H55V40H54V37H55ZM59 36H60V37H59ZM71 36H72V38H71ZM89 36H90L91 38H90ZM97 36H98V37H97ZM108 36H109L110 38H109ZM120 36H121L122 39H120ZM135 36H136V38L134 39ZM141 36H142L144 39H143ZM145 36H146V37H145ZM151 36H152V38H151ZM160 36H161V37H160ZM166 36H167V37H166ZM175 36H177V37H175ZM183 36H184V37H183ZM193 36H194V37H193ZM216 36H218V37H216ZM220 36H222L223 38H222V37L219 38ZM234 36H235L236 38H237V36H238V39H239V40H236V38H233ZM246 36H247V39H245ZM6 37H5V38H6ZM15 37H16V38H15ZM52 37H53V39H52ZM78 37H79V38H78ZM84 37H86V38L84 39ZM88 37H89L90 40L88 39ZM107 37H108L109 39H107V41H106L105 38H107ZM115 37H117V40H115V39H116ZM130 37H131V38H130ZM147 37H149V39L151 38L150 41H149V39H148ZM155 37H156V38H155ZM174 37H175L176 40L174 39ZM195 37H196V38H195ZM201 37H204V38H201ZM205 37H206V38H205ZM230 37H231V38H230ZM249 37H251V38H249ZM0 38H1V39H0V43H1L2 41L4 42V39H5V38H2V37H0ZM49 38H51L52 41H51V39H49ZM97 38H98L99 41H97ZM111 38H112V40H110ZM146 38H147V39H146ZM182 38H183V39H182ZM191 38H192V40H191ZM198 38L200 39V41L202 40V41H201L202 43H200L201 45L198 44V43H199V39H198ZM210 38H211V40H210ZM240 38H241V39H240ZM248 38H249V39H248ZM252 38H253V39H252ZM2 39H3V40H2ZM11 39H13V40L10 41ZM21 39H22V40H21ZM64 39H63V40H64ZM77 39L80 41V43L78 42ZM86 39H88L90 42L87 41V43H86ZM91 39H93V41H91ZM95 39H96V40H95ZM130 39H131V40H130ZM132 39H133V41H132ZM138 39H139L140 41H139ZM196 39H197V42H195ZM203 39H204V40H203ZM206 39H207V41H206ZM220 39H222V40H220ZM227 39H230V41L228 40L229 43H227ZM75 40H76V41H75ZM94 40H95V41H94ZM100 40H101V42H104L105 45H106L107 43H108V44L111 43V44H109V46H110L111 48L109 49V47H108L109 50L112 49V50L110 51L109 54L112 56L113 52L115 51L113 55H116V57L113 56V58H117V57H119V58H117V60H113V61H112V57H111L110 55H109V58H110V57H111V58H110V59L108 58V52H109V50L107 49L108 44H107V46L105 47V49L103 48V53H105L106 56H107V58H108V59H107L106 57H105V58H102V60H104V61H102V60H98L96 57L94 58V57H92V56H91V57H92V58H91L88 54H86L87 51L90 50V49L87 48V47L85 48L84 46H88V47H89L90 45L92 46V42H95V43L97 42V44H102V43L100 42ZM102 40H103V41H102ZM108 40H109V41H108ZM135 40H136V41H135ZM147 40H148V41H147ZM152 40H155V41L152 42ZM178 40L181 41L182 44H183V42H184V45H183L184 48H183L182 45H180L181 43L178 42ZM183 40H184V41H183ZM188 40H189V41L191 40L192 42L189 43ZM193 40H194V41H193ZM209 40L212 41V42L215 41L216 43H215V42H213V43L211 42V45H212V46H211L210 43H209V42H210ZM218 40H219V41H218ZM223 40H224V43H223ZM231 40H232V41L234 40V44H233V42H231ZM240 40H241V41H240ZM84 41H85V42H84ZM112 41H115V42L112 43ZM122 41H123V42H122ZM131 41H132V42H131ZM203 41H205V43H203ZM253 41H254V42H253ZM3 42L1 43L2 45H3ZM69 42H70V44L72 43L71 45H73V47L75 48V50L77 51V53L80 51V48L82 49V50H81L82 52H85L84 54L80 52L81 54H83V55L80 54L82 57L79 55V53H78V56L76 55V54H77L76 51L74 50L73 47H72L73 49L71 48V45L68 44ZM75 42H77V43H75ZM88 42L90 43V45L88 44ZM98 42H99V43H98ZM135 42H136V43L138 42V43H140V44L142 43V44H141L142 46H141L140 44H138V43L136 44ZM185 42L187 43L186 45H185ZM193 42H194V43H193ZM221 42H222V43H221ZM251 42H252V43H251ZM81 43H82V44H81ZM120 43H121V44H120ZM178 43H179V45H178ZM188 43H189V45H188ZM192 43H193V44H192ZM207 43H209V44H207ZM214 43H215L216 45H215ZM219 43H220V44H219ZM231 43H232V44H231ZM241 43H243V44L245 45V47H246V49H243V53H244V54H247V55L249 54V56H250V57H248V59H246L247 57H245V58H243L244 60H243V59H241V60L239 59L238 61H237V60L233 61V60H231L230 58H223V57H221V56H220V57H219V56H215V60L213 59V58H214V57H213V58H210V60H209V59H207V60H203V61H201L199 64H198V63L195 64L194 62H192L191 55H190L191 52H192V50L195 51V52H197V50H198V51H199L198 54H201V55H206L207 52L210 53V54H215V52H217V53L215 54V55H217V54H221V53L224 52V51L226 52V48L229 47V45H230V48H231V51H229V52L235 51L234 48H235V47H238V48H239V46H237V45H239V44H241ZM1 44H0V45H1ZM66 44H67V45H66ZM74 44H76L77 47H79V48L77 49L76 45L74 46ZM84 44H85V45H84ZM87 44H88V45H87ZM112 44H113V46H115L114 48H115L116 50L113 48V46H111ZM116 44H117V45H116ZM123 44H124L125 47L122 46ZM197 44H198V45H197ZM203 44H204V45H203ZM217 44H218V45H217ZM225 44H227V45H225ZM228 44H229V45H228ZM250 44H252V45H250ZM2 45H1V46H2ZM78 45H79V46H78ZM81 45H83V48L81 47ZM138 45H139V46H138ZM191 45H192V46H191ZM195 45H196V46H195ZM199 45H200V46H199ZM202 45L204 46L203 48H205L204 50H203V48H200V47H202ZM205 45H206V47H205ZM234 45H235V46H234ZM256 45H255V46H256ZM28 46H29V45L27 44V47H28ZM64 46H65V47H64ZM66 46H67V47H66ZM91 46H90V47H91ZM140 46H141L142 48H140ZM185 46H187V47H185ZM189 46H191V47H189ZM198 46H199V47H198ZM213 46H215V47H213ZM219 46H220V47H219ZM224 46H225V47H224ZM116 47H117V48H116ZM181 47L183 48V50H182ZM188 47H189L190 49H188ZM193 47H195L196 50H195V48L192 49ZM197 47H198V49H197ZM208 47H209V49H207ZM217 47H218L220 50H219ZM61 48H63V49H61ZM68 48H69V49H68ZM70 48H71V50H70ZM165 48H166L167 51L165 50ZM180 48H181V49H180ZM185 48H186L187 50H185ZM199 48H200V49H199ZM213 48H214V49H213ZM216 48H217V49H216ZM221 48H222V49H221ZM248 48L250 49V51H251V50H252V51L250 52V51L248 50ZM3 49H4V48H3ZM7 49H8L7 51H11L12 48L10 47V48H7ZM15 49H17V50H14V49H13L15 55H12V57H11L10 59L8 58V59H5V60L3 61L2 65H3V67L5 68V70H3V71L1 72L0 76L3 75V76H5V77H8L7 74H9V77H8V78H10V76L13 77V76H12V75H13L12 70H11V68L9 69V67L12 66V63H13L17 58H18V59L22 58L21 56H19V53H21L19 50H22V49H19V48H15ZM60 49H61V50H60ZM83 49H84V51H83ZM86 49H87V50H86ZM93 49L95 50V48L91 47L92 52H93ZM138 49L142 50L144 54L141 53L142 51H140V54H139ZM146 49H147V51H146ZM152 49H153V50H152ZM191 49H192V50H191ZM211 49H213V51H214V50H215V51L213 52V51H211ZM232 49H233V50H232ZM236 49H237V48H236ZM58 50H59V52H58ZM73 50H74L75 52H74ZM91 50L89 51L90 53H91ZM105 50H106V51H105ZM144 50H145L146 53L144 52ZM151 50H152V51H151ZM154 50H155V51H154ZM156 50H157V51H158V50H159V51L161 50V51H160V52L158 51V53H157ZM168 50H169V52H168ZM201 50H202V52H201ZM208 50H209V51H208ZM216 50H217V51H216ZM17 51H18V52H17ZM60 51H61V52H60ZM62 51H63V52H62ZM70 51H71V52H70ZM72 51H73L74 53H73ZM136 51H137V52H136ZM153 51H154V52H153ZM218 51H219V52H218ZM5 52H6V51H5ZM106 52H107V53H106ZM111 52H112V53H111ZM151 52H152V53H151ZM155 52H156L157 54H156ZM162 52H163V53H162ZM165 52H167V53L165 54ZM247 52H248V53H247ZM249 52H250V53H249ZM67 53H68V54H67ZM115 53H116V54H115ZM154 53H155V54H154ZM160 53H161L162 56H160ZM170 53H171V54H170ZM202 53H203V54H202ZM36 54H37V53H36ZM36 54H34L32 57L36 58V57H37ZM63 54H64L65 57L63 56ZM65 54L67 55V57L69 56L68 59H66L67 57H66ZM72 54H73L74 57L72 56ZM85 54H86V55H85ZM105 54H104V56H105ZM122 54H123V55H122ZM137 54H139V55H137ZM151 54H152V55H151ZM153 54H154V55H153ZM163 54H164V55H163ZM168 54H170V55H168ZM186 54H187V55H186ZM56 55H57V56H56ZM61 55H62V56H61ZM84 55H85V57H84ZM131 55H132V56H131ZM141 55H142V56H141ZM71 56L74 58L73 60H72ZM76 56H77L78 58H75ZM79 56H80L82 59H81ZM136 56L140 57L142 60L139 59V58L136 57ZM144 56H145V57H144ZM156 56H159V57H156ZM172 56H173V58H172ZM19 57H20V58H19ZM50 57H51V58H50ZM57 57H58V58H57ZM134 57H135V58H134ZM142 57H144L145 59L142 58ZM15 58H16V59H15ZM62 58H63V59H62ZM70 58H71V59H70ZM87 58H88V59H87ZM89 58H90L91 60H90ZM93 58H94V59H93ZM137 58H138V59H137ZM14 59H15V60H14ZM18 59H17V60H18ZM61 59H62V60H61ZM69 59H70V60H69ZM76 59H79V61L76 60ZM95 59H96V61H95ZM99 59H100V58H99ZM105 59H106V60H105ZM212 59H213V60H212ZM216 59H217L218 61H217ZM220 59H222V60L224 59V60L222 61V60H220ZM228 59H229V60H228ZM250 59H251V60H250ZM63 60H64V62H63ZM66 60H68V62H66ZM74 60H75V61H74ZM107 60H108V61H107ZM109 60H111L112 63H111V61L109 62ZM118 60H123V61L120 62V61H118ZM124 60H125V61H124ZM131 60H132L133 62H132ZM136 60H137V61H136ZM138 60H141V61H138ZM144 60H145V63H142ZM225 60H226V62H225ZM227 60H228V61H227ZM230 60H231V62H229ZM246 60H247V61H246ZM248 60H249V61H248ZM5 61H6V62H5ZM61 61H62L63 63H62ZM88 61H89V62H88ZM98 61H99V62H98ZM101 61H102V63L105 62V63H106L105 65H107V66H105V65L102 64V63L100 64ZM117 61H118V62H117ZM128 61H130V63H129ZM146 61H147V63H146ZM208 61H210V62H208ZM216 61H217V62H220V63H216ZM221 61H222V62H221ZM232 61H233V62H232ZM11 62H12V63H11ZM58 62H59V63H58ZM60 62H61V64H60ZM119 62H120V63H119ZM122 62H123V64H125L124 62H126V63L128 62L129 64H128V63H127L128 65L125 64V66H126V67H125L123 64H121ZM139 62H140V63H139ZM152 62H153V63H152ZM154 62L156 63L155 65H154ZM223 62H225L226 66L228 67V68L226 67L227 69H225V66H224L225 64H224ZM236 62H237V63H236ZM240 62H241V63H240ZM253 62H254V63H253ZM255 62H256V63H255ZM4 63H5V64H4ZM9 63H10V66H9ZM56 63H57V65H56ZM66 63H67V64H66ZM74 63H75V64H74ZM85 63H86V64H85ZM88 63H89V64H88ZM108 63H109V65L112 64V65H110L111 67L108 66ZM115 63L118 64V65L120 66V68H118V67H119L118 65H117V67H116V68L118 69L119 72H118L117 70H114L115 68L113 67V65L116 66ZM133 63H136L137 66H136L135 64H133ZM141 63H142V64H141ZM151 63H152V64H151ZM175 63H176V64H175ZM182 63H183V64H182ZM201 63H202V65H201ZM205 63H207V64H205ZM213 63H214V64H213ZM215 63H216V65H215ZM221 63H222V64H221ZM228 63H229V64H228ZM249 63H250V67H251V68L248 66ZM252 63H253L254 65H253ZM258 63H259V64H258ZM7 64H8V65H7ZM87 64H88V65H87ZM130 64H131V67H132V68H131V67H128V66H130ZM138 64H139V65H138ZM144 64H145V65H144ZM170 64H171V65H170ZM172 64H173L174 66H173ZM181 64H182V65H181ZM203 64H204V65H203ZM208 64H209V65H208ZM212 64H213V65H212ZM239 64L242 65V66H243V64H244V66H245L246 68H245L244 66H243V67L239 66ZM55 65H56V66H55ZM59 65H60V66H59ZM64 65L67 66V67H65ZM70 65L72 66V68H71ZM82 65H83V66H82ZM84 65H85V66H84ZM92 65H93V66H92ZM103 65H104V66H103ZM122 65H123V66H122ZM142 65H143V68H140V66H142ZM151 65H152V66H151ZM200 65H201V66H200ZM230 65H232V66H230ZM237 65H238V66H237ZM246 65H247V66H246ZM251 65H252V66H251ZM6 66H7V67H6ZM57 66H59V69H58ZM61 66H62L63 68L65 67L64 71H63V68H62ZM75 66H76V67H75ZM86 66H87V67H86ZM101 66H102V67H101ZM134 66H136L139 70H137V68H135ZM144 66H148V67H144ZM170 66H171V67L173 66V68L170 69ZM176 66H177V67H176ZM178 66H180V67H178ZM181 66H186V67H181ZM194 66H195V67H194ZM197 66H198L199 68H198ZM202 66H203V67H202ZM217 66H218V67H217ZM220 66H221V67H220ZM229 66H230V67H229ZM236 66H237V67H236ZM55 67H56V69H58V70H56ZM69 67L71 68V72L73 71L72 74H71L70 71H69V69H70ZM78 67H79L81 70H80ZM94 67H95V69H94ZM96 67H97V68H96ZM98 67H101L102 69H101V68L98 69ZM106 67H107V69H106ZM121 67H122V68H121ZM124 67H125V69H124ZM127 67H128V70H127ZM133 67H134V68H133ZM153 67H155V69H154ZM157 67H158V69H157ZM162 67L165 68L164 70L169 71V73L171 74L172 77H173V75H174L173 78H174L175 80L178 81V80L180 79V81L177 82L178 84H176V81H174V79H173V82H172V80H171L172 77H169V80H171V81H167V80H166L168 77H167V78L165 77V78L163 79V81H161L162 78H161L160 80H158L159 82L156 81V80L159 79V78H155V77H154V76H155V72H156V70L160 71V69H162ZM174 67H175V68H174ZM196 67H197V68H196ZM61 68H62V69H61ZM73 68H74V69H73ZM77 68H78V70H77ZM83 68H84V69H83ZM108 68H109V69H108ZM129 68L132 69V72H131V70H129ZM180 68H181V69H180ZM183 68L185 69V71L183 70ZM186 68H187V69H186ZM229 68H232L231 70H232L233 72H232L231 70H228ZM234 68H235V69H234ZM237 68L239 69V71L237 70ZM243 68H244V69H243ZM249 68H250V69H249ZM6 69H7V70H6ZM8 69H9V70H8ZM60 69L63 71V73H61L62 71H61ZM66 69H67V71H66ZM72 69H73V70H72ZM82 69H83V70H82ZM110 69H111V70H110ZM120 69H122V73H121V70H120ZM123 69H124V70H123ZM142 69H143V70H142ZM144 69H145V70H144ZM178 69H179L180 71H179ZM194 69H195V70H194ZM105 70H106V71H105ZM109 70H110L111 72H110ZM146 70H147V72H146ZM162 70H163V69H162ZM189 70H190V71H189ZM223 70H224V72H223ZM227 70H228V71H227ZM235 70H237V71H235ZM8 71H10L11 74H10ZM83 71H84V72H83ZM102 71H103L104 73H103ZM108 71H109V72H108ZM115 71H117V73H115ZM128 71H129L130 73H128ZM143 71L146 72L145 75H144V72H143ZM153 71H154V72H153ZM186 71H188V72L186 73ZM193 71H194L195 73H193ZM225 71H226L227 73H229V72H230V73H229V74H226ZM234 71H235V72H234ZM240 71H244L245 73L240 72ZM246 71H247V72H246ZM7 72H8V73H7ZM59 72H60V73H59ZM98 72H99V73H98ZM107 72H108V73H107ZM133 72H136L137 75H136V73H133ZM138 72H139V73H138ZM142 72H143V73H142ZM183 72H184V73H183ZM189 72H190V73H189ZM231 72H232V73H231ZM237 72H238V74H237ZM35 73H36L37 75L34 74L33 76H30L29 78H26V79H18V78L13 79V80L11 81V84H10L9 88H8V91H7V89H6L5 92H20V91H25V90H28V89H30V88H33V85L35 86V84H37V83H42V82H44V81H45L44 83H46V80H45L46 78H45V76H43V75H45L44 73L41 72L43 75L40 74V71H39V72H38V71H37V72L35 71ZM64 73H65V74H64ZM69 73H70V75H69ZM97 73L100 74V75H98ZM113 73H114V74H113ZM119 73H120L121 75H120ZM124 73H125V74H124ZM126 73H128L130 76L133 75V77H129V75L126 74ZM132 73H133V74H132ZM140 73H142V75H141ZM153 73H154V74H153ZM185 73H186V74H185ZM196 73H197V74H196ZM233 73H235L236 75L233 74ZM252 73H253V74H252ZM58 74H59V75H58ZM62 74H63V77H62ZM108 74H109V77L113 75V76H112L113 78L110 77V78H111V82H110V78H109L108 76H106V75H108ZM118 74H119V75H118ZM122 74H123V75H122ZM138 74H140V75H138ZM151 74H152V77H151ZM194 74H195L196 76H195ZM222 74H223L224 76H223ZM232 74L235 76V78H234V76H232ZM241 74H242V75H241ZM244 74H247V75H244ZM251 74H252L253 76H251ZM39 75H40V76H39ZM93 75H94V76H93ZM116 75H118V76H116ZM125 75H126V76H125ZM135 75H136V76H135ZM147 75H148V76H147ZM187 75H188V76H187ZM197 75H198V76H197ZM35 76H36V77H35ZM73 76H74L75 78H74ZM86 76H87V77H86ZM92 76H93L94 78H92ZM96 76H97V77H96ZM98 76H99V78H101V77L103 76V78L99 79ZM100 76H101V77H100ZM105 76H106V77H105ZM115 76H116V77H115ZM120 76L123 77V78L120 79V78H119ZM169 76H170V75H169ZM176 76H178V78H177ZM180 76H181V78H180ZM237 76H238V77H237ZM239 76H240V78H239ZM241 76H243V78H242ZM244 76H245V77H244ZM247 76H248V77H247ZM33 77H34V78H33ZM40 77H41L42 80L40 79ZM42 77H43L44 79H43ZM60 77H62V78H60ZM95 77H96V78H95ZM104 77H105V79L108 77L107 79H109V80L104 81V80H105ZM114 77H115V78H114ZM124 77H127V78H124ZM128 77H129V78H128ZM138 77H139V78H138ZM141 77L143 78V80H142ZM148 77H149V78H148ZM175 77H176V78H175ZM194 77H195V78H194ZM232 77H233V78H232ZM236 77H237V78H236ZM118 78L121 80V86H122V87L120 86V83H118V84H119V86H118L117 83H114V82H115L114 80L112 81V79H117V80H118ZM133 78L138 79V80H137L138 82L136 81V79H133ZM184 78H187V79L183 80V83H182V79H184ZM196 78H197V79H196ZM198 78H199V79H198ZM238 78L240 79V81H239ZM37 79H40L41 82H39L40 80L38 81ZM98 79H99L100 81L103 80L104 82L101 83L100 81H97ZM123 79H124V80L127 79V81L125 80L126 83H125V81H124V82L122 81ZM130 79H131V80H130ZM140 79L142 80L141 82H145V84L148 83V85H149L150 87H148V85L146 86L144 83H141V82L139 81ZM155 79H156V80H155ZM192 79L195 80V81H193ZM228 79H229V80H228ZM252 79H253V80H252ZM17 80H18V82H17ZM19 80H20V81H21V80H26L25 82L22 81V82H23L22 84H24V83H25V84L22 86V84L19 83ZM43 80H44V81H43ZM82 80H83V81H82ZM94 80H96V81H94ZM133 80H135V81H133ZM190 80H191V81H190ZM196 80H197V81H196ZM227 80H228L229 82H228ZM243 80H244L245 82H244ZM251 80L253 81L252 83H251ZM32 81H33V83H31ZM36 81H37V82H36ZM79 81H80V82H79ZM88 81H89V82H88ZM129 81H130V82H129ZM146 81H147V82H146ZM160 81H161V82H160ZM166 81H167V82H166ZM185 81H186V82H185ZM188 81L191 82V83L189 84ZM192 81H193V82H192ZM200 81H201V82H200ZM225 81H226V82H225ZM238 81H239L240 83H238ZM247 81H248V83H246ZM35 82H36V83H35ZM75 82H77V84H76ZM98 82H100V83H98ZM106 82H107V83H106ZM112 82H113L114 84H116L119 88L116 87V86H114V84H113ZM122 82H123V84H122ZM127 82H128V85H127ZM135 82H136V84L139 83V84H137V85L141 86V89L136 88L137 85L135 84ZM164 82H166V83H164ZM169 82H171V83H169ZM187 82H188V83H187ZM195 82H196V83H195ZM198 82H200V83H198ZM30 83H31V84H30ZM79 83H82V84H80V85H82V87L80 86L81 88L79 87L78 90H77V87L79 86V85H78ZM86 83H87V84H86ZM108 83H110L111 86L108 85ZM111 83H112V84H111ZM124 83H125V85H124ZM129 83H130V84H133V83H134L133 85H131L132 88L130 87V89H131V90L129 89L130 91L127 89V88H129V87H128V86L130 85ZM140 83H141V84H140ZM155 83H156L157 85H160V87H159V86H156ZM158 83H159V84H158ZM162 83H163V84H166V85H164V86L166 87V89H165V87H163L164 89H162V87H161V84H162ZM172 83H174V84L172 85ZM179 83H180V84H179ZM184 83H186V84L184 85ZM193 83L196 84V85H193ZM197 83H198V84H197ZM245 83H246V84H245ZM16 84H17V85H18V84H21L22 87L20 88V86L18 85V86H19V87H18ZM97 84H98V85H97ZM143 84H144V85H143ZM182 84H183V85H182ZM188 84H189V85H188ZM191 84H192V86H190ZM105 85H106V86H105ZM112 85H113L114 87H113ZM126 85H127V86H126ZM135 85H136V86H135ZM142 85H143V86H142ZM153 85H155L157 88L154 87ZM167 85H168V86H167ZM175 85H176V86H175ZM177 85H178V86H177ZM179 85H180V86H179ZM186 85H187V86H186ZM198 85H199V86H198ZM213 85H214V86H215V85H219V83L217 82V83H215V84H213ZM25 86H26V87H25ZM85 86H86L87 88H86ZM103 86H104V87H108V86H109L108 89H110V91H109V90L107 91V89H106L105 91H104V89H103V91H102V90H99V91L96 90V89H99L100 87L103 88ZM134 86H135L136 89H133ZM139 86H137V87H139ZM162 86H163V85H162ZM169 86H170V87H169ZM189 86H190V87H189ZM194 86H195V87H194ZM23 87H24V88H23ZM83 87H84V89L86 88V90H85L86 92L83 90ZM124 87H125V88H124ZM142 87H144V88L147 87V89H144V88L142 89ZM198 87H200V88H198ZM215 87H218V86H215ZM229 87H230V86H229ZM247 87H248V88H247ZM151 88H152V89H151ZM159 88H161V89L159 90ZM183 88H184V89L186 88L187 90L185 89V90H186V91H185ZM191 88H192V90L194 89L193 92H192ZM81 89H82V91H81ZM120 89H121V90H120ZM122 89H123V90H122ZM156 89H157V91H155ZM175 89H176V90H175ZM196 89H197V90H196ZM74 90H76V91H74ZM116 90H117V91H116ZM119 90H120V91H119ZM144 90H145V91H144ZM149 90H150V91H149ZM151 90H152V92H151ZM158 90H159V91H158ZM174 90H175V91H174ZM195 90H196V91H195ZM101 91H102V93H103L102 95H101ZM111 91H112V92H111ZM114 91L116 92V94H117L118 96H117L116 94H114V93H115ZM123 91H124V92H123ZM127 91H128V92H127ZM139 91H140V92H139ZM153 91H155V92H153ZM178 91H179V92H178ZM180 91H181V92H180ZM190 91H191V92H190ZM198 91H199V95H197V94H198V93H197ZM77 92H78V93H77ZM81 92H83V93H81ZM87 92H88L89 94H88V95H85V93H87ZM97 92L100 93V95H99ZM106 92H107V93H106ZM119 92H120L121 94H120ZM133 92H134V93H133ZM141 92H142L143 94H147V95H146V96H145V95H144V96H143V95H140V94H142ZM149 92H150V93H153V94L156 93V94L153 95V94H150ZM189 92L192 93V94H190ZM195 92H196V93H195ZM74 93H76L77 95L74 94ZM79 93H81L82 95H80ZM137 93H138V94H137ZM175 93H176V95H175ZM180 93H181V94H180ZM188 93H189L190 95H189ZM193 93H194V94H193ZM72 94H73V95H72ZM96 94H97V95H96ZM111 94H112V95H111ZM135 94H137V95L135 96ZM178 94H179V95H178ZM182 94H183V95H182ZM185 94H186V95H185ZM187 94H188V95H187ZM84 95H85V96H84ZM104 95L108 98V101H109V102L106 100L107 98L103 97ZM108 95H109V97H108ZM110 95H111V98H112V99L110 98ZM119 95H120V96H119ZM121 95H122L123 97L126 95V96H125L126 98H123ZM127 95H128V96H127ZM129 95H130V96H129ZM131 95H133V97H135V99H137L136 97H138V96L140 95V97H138V99L140 98L141 101H140V99H139V100H138V99H137V100L134 99L133 102H132L131 99H133V97H132ZM149 95H150V96L152 95V96L150 97ZM155 95H156V96H155ZM192 95H194L195 97L192 96ZM69 96H70V97H69ZM71 96H73V98H72ZM74 96H75V97H74ZM77 96H79V97H77ZM80 96L82 97V99H81ZM88 96H89V97H88ZM116 96H117V97H116ZM147 96H148L149 99L147 98ZM183 96H184V97H183ZM58 97H60V98H58ZM114 97H115V98H114ZM128 97H130V98H128ZM131 97H132V98H131ZM145 97H146V98H145ZM179 97H180V98H179ZM61 98H62V100H61ZM76 98H77V99H80V100H79L80 102L75 103V102L78 101ZM99 98L101 99L102 102L99 101V100H100ZM113 98H114L115 100H114ZM143 98H144V99H143ZM150 98H152V99H150ZM187 98H188V99H187ZM67 99H68V100H67ZM73 99H74V100H73ZM83 99H84V100H83ZM85 99H86L87 101H86ZM91 99H92L93 101H95V99H96V101L93 102ZM97 99H99L98 101L101 102V103H99V102L97 101ZM104 99H105V100H104ZM109 99H110V100H109ZM121 99H122V100H121ZM127 99H129V100H127ZM145 99H146V100H145ZM153 99L155 100V102L153 101ZM177 99H178V100H177ZM182 99H183V100H182ZM186 99H187V101H186ZM189 99H190V100H189ZM50 100H51V101H50ZM56 100H57V101H56ZM58 100H59L60 102H59ZM76 100H77V101H76ZM82 100L84 101L83 103L81 102ZM113 100H114L115 102H114ZM120 100H121V101H120ZM126 100L129 101L130 103H128ZM142 100H143V101H142ZM53 101H54V103H52ZM71 101H72V102H71ZM91 101H92L93 103H92ZM103 101H104V102H103ZM110 101H111V103H110ZM119 101H120V102H119ZM134 101H135V102H134ZM137 101H140V102H138V104H137ZM148 101L151 102V103H149ZM55 102H57V105H56ZM62 102H63V103H62ZM64 102H65V103H64ZM70 102L73 103L74 105L72 104V105L70 106V105H69V104H71ZM88 102L91 103V104H89ZM96 102H97V103H96ZM106 102H107V104H106ZM117 102H118V103H117ZM121 102H122V103H121ZM125 102L127 103V106L125 105V104H126ZM147 102H148V104H150V105H148V104L146 105ZM183 102H184V103H183ZM188 102H189V103H188ZM50 103H51V104H50ZM85 103L87 104V106H86ZM131 103H132V105H131ZM134 103H136V104H134ZM142 103H143L144 105H146V106H144ZM152 103H153V104H152ZM185 103H187V105H186ZM47 104H48L49 106H48ZM60 104H62V105H60ZM84 104H85L86 107L84 106ZM93 104H94V105H93ZM99 104H100V105H99ZM105 104H106L107 106H106ZM110 104H111V105H110ZM151 104H152V107H151ZM45 105H46V106H45ZM55 105H56V106H55ZM77 105H78V106H77ZM81 105H82V107H81ZM89 105H90V106H89ZM98 105H99V106L103 105L105 108H103V106H101V108H102V109H101ZM113 105H114V108H113V107L111 108V106H113ZM115 105H117V106H115ZM120 105H121V106H120ZM129 105H130V106H129ZM134 105H135V106H134ZM136 105H137V106H136ZM141 105L144 106V107H142ZM44 106H45V107H44ZM47 106H48V107H47ZM50 106H51L52 109L49 108ZM52 106H53V107H52ZM58 106H59L60 109L58 108ZM67 106H68V107H67ZM69 106L72 107L71 109L74 110L73 112H76L77 114L80 113L79 115H81V114H82V115L79 116V115H77V114L75 113V115H77V118H76V116L74 115V113L72 112V110L70 109ZM92 106H93V108H91ZM94 106H95V107H94ZM97 106L99 107V109H98ZM124 106L126 107V109H127V108H128V109H127V110H126L125 108L123 109L122 107H124ZM140 106H141L142 108H141ZM148 106H149L151 109H150ZM63 107H64V108H63ZM66 107H67V108H66ZM73 107H74V108H73ZM78 107H80V108L78 109ZM84 107H85V108H84ZM106 107H108V108H106ZM115 107H116V108H115ZM120 107H121V108H120ZM134 107H135L136 109H135ZM137 107H138V108H137ZM65 108H66V109H65ZM81 108H82V109H81ZM88 108H89V109H88ZM94 108H95V109H94ZM77 109H78L79 111H80V110H81V111L79 112ZM84 109H85L86 111H85ZM87 109H88V110H87ZM90 109H92V111H91ZM104 109H105V110H104ZM117 109H118L119 112L117 111ZM119 109H120V110H119ZM137 109H138V112H139V113H138V112L135 113V112H136L135 110H137ZM139 109H140V111H139ZM149 109H150V110H149ZM61 110H62V111H61ZM93 110H95V112H93ZM96 110H97V111H96ZM101 110H102V111H101ZM103 110H104V111H103ZM106 110H107V112H110V114H109V113H106ZM108 110H109V111H108ZM110 110H111V111L113 110L114 113H112L113 111L111 112ZM122 110H123V111H122ZM132 110H133V112H132ZM142 110H144V111H142ZM148 110H149V111H148ZM57 111L60 112V113L58 114ZM64 111H65V113H69V114H68V115H67V114L65 115V114H64ZM68 111H69V112H68ZM70 111H71V112H70ZM82 111H83V113H82ZM128 111H131V112H128ZM146 111H147V112H146ZM78 112H79V113H78ZM100 112H102V113H104V114H102V113H100ZM121 112H122V113H121ZM124 112H125V113L127 112V114H125ZM142 112L144 113V115H143ZM84 113H86V114H84ZM91 113H94L95 115L92 114V116H91ZM96 113H97V114H96ZM98 113H100V114H102V115L99 116L100 114H98ZM117 113H118L119 115H117L116 118L120 117V119H119V118H118V119L114 118V119L116 120V122H115L114 119H113V117H115V116H114L113 114L116 115ZM128 113H129V114H128ZM134 113H135V114H134ZM169 113H170V115H169ZM57 114H58V115H57ZM89 114H90V115H89ZM111 114H112V115H111ZM121 114H123V115H122L123 118L121 117ZM133 114H134V117H133L132 120L130 121L131 118H130L129 116L132 117ZM136 114H137V115H136ZM141 114H142V115H141ZM145 114H146V115H145ZM152 114H153L154 118H153ZM69 115H70V116H69ZM73 115H74L75 117H74ZM86 115H87V117H86ZM103 115H105V116H106V115H110V116H107L109 119H106L107 117H105V116L103 117ZM135 115H136V116H135ZM138 115H139V117L141 116V119L138 117ZM150 115H151L152 117H151ZM60 116H61V117L63 116V117L61 118ZM66 116H68V119H69V117H70L69 120H71V118L73 119V120H71V123H72L73 121L75 122V120H76V122H77L78 124H77L76 122H75V123L73 122V124H71V123L69 122V120L66 119ZM71 116H72V117H71ZM88 116H89V117H88ZM94 116H96L97 118L94 117ZM111 116H112V117H111ZM125 116H126V118L129 117L130 119H126ZM144 116H145V117H144ZM146 116H148V117L150 118V120H149V118H147ZM170 116H173V110H171V108H170V110H169V112H168V115H167V119H168V120H169V118H170V119L173 118V117H170ZM73 117H74V118H73ZM78 117H80V118L78 119ZM90 117L92 118V120H90V119H91ZM100 117H102V118H100ZM110 117H111V118H110ZM137 117L139 118L138 120L135 119V118H137ZM89 118H90V119H89ZM95 118H96V120H98V118H99V120L96 121ZM104 118H105V119H104ZM143 118H144V120H143ZM145 118H146V121H145ZM151 118H153V119H151ZM64 119H65V120H64ZM74 119H75V120H74ZM80 119H81V120H80ZM82 119H83V120H82ZM100 119H102V121H101ZM112 119H113V121H112ZM104 120H106V121L108 120V121L106 122V121H104ZM118 120H119V121H118ZM120 120H125V121L127 120V122L123 121V122H124V123H123V122L120 121ZM133 120H134V121H133ZM135 120H136V122H135ZM158 120H159V121H158ZM59 121H60V123H58ZM80 121H82V122L80 123ZM83 121L86 122V123H83ZM88 121H90V122L96 121V122H94V123L97 124V122H98V124L96 125V124H94V123H91L92 125L90 124V126H89V123H90V122H88ZM110 121H111V122H110ZM138 121H139V122H138ZM142 121H143L144 123H145V122H146V123H145V124H144V123H141ZM151 121H152V122H151ZM68 122H69L71 125H70ZM101 122H102V124H101ZM109 122H110V123H109ZM120 122H122L125 126H123V124L120 123ZM128 122H129V123H132V126H131V127H130V125L128 126V124H127ZM137 122H138V124H137ZM147 122H148V123H147ZM156 122H157V124H156ZM82 123H83V124H82ZM87 123H88V124H87ZM99 123L102 125V126L100 125V128L102 127V130H103V128H104L103 131H101V129L98 127V126H99ZM113 123L115 124V126L113 125ZM135 123H136V124H135ZM149 123H151V124H149ZM152 123H154V124H152ZM236 123H238V122H236ZM68 124H69L70 127L68 126ZM93 124H94V125H93ZM105 124H106V126H105ZM110 124H111L112 126H110ZM116 124H120V125L122 126V127H121V130H122V131H123V130H126L127 128H128L127 130H129V131H123V132H122L123 134H121V132H119V127H120V125H118L119 127H116ZM126 124H127V125H126ZM133 124H134V125H133ZM139 124H140V125L143 124V125H142V126H139ZM155 124H156V126H155ZM66 125H67V126H66ZM72 125H74V126H72ZM75 125H77V126H75ZM79 125H80L81 127H83V125H85V126L88 125L89 127H86L87 129H84V127L81 128ZM95 125L98 127V129H97V127H94ZM107 125H108V126H107ZM144 125H145V128H143ZM147 125L150 126V127H148L149 130L146 129V128H147ZM153 125H154V126H153ZM62 126H63V127H62ZM78 126H79V127H78ZM113 126H114V127H113ZM127 126H128V127H127ZM134 126H136V127H134ZM138 126L141 127V128H139ZM151 126H153V127H151ZM180 126H181V127H180ZM68 127H69V128H68ZM72 127H74V128H72ZM108 127H109V128H108ZM112 127H113V128H112ZM125 127H126V128H125ZM129 127H130V129H129ZM132 127H134V128L132 129ZM154 127H155V128H154ZM156 127H160V128L158 129V128H156ZM88 128H89L90 131H91V128H92V131H95V130H96L95 134H96L97 132H99V133H97V134H96L97 136H95L94 133L91 132V133H92V135H91V133H90V131L88 130ZM105 128H106V129L108 128L107 131H108V130H109V132L112 131L113 134H111L112 132H111L110 134L107 132V133L104 135V133H105V131H106ZM135 128L137 129L138 132L136 131ZM161 128H162V130H161ZM181 128H182L183 130H182ZM184 128H185V129H184ZM188 128L191 129V130H189ZM68 129H71V130L68 131ZM75 129H77V130H76L77 132H75ZM93 129H95V130H93ZM99 129H100V131H98ZM112 129H113V130H112ZM117 129H118V130H117ZM140 129H141V134H140V131H139ZM142 129H143L144 131H143ZM179 129H180V130H179ZM186 129H187V130H186ZM110 130H111V131H110ZM114 130H115V131H114ZM121 130H120V131H121ZM131 130H132V131H131ZM134 130H135L136 132H135ZM150 130H151V132H150ZM152 130H153V132H152ZM155 130H156V131H155ZM157 130H158V131H157ZM178 130H179V131H178ZM185 130H186V131H185ZM192 130H193V132H192ZM194 130H195V133H194ZM201 130L204 131V132H202ZM67 131H68V132H67ZM71 131H72V132H71ZM83 131H84L85 133L88 132V131H89V132L85 134ZM116 131H117V133H114V132H116ZM130 131L132 132V135H130V134H131ZM148 131L150 132V134L148 133ZM160 131H161V135L164 134V135H163L164 137H163V136L161 137V135H159V134H160ZM187 131H190V132H189L190 134L193 133V134H192L193 136H194V135H197V137L194 136L195 138H193L194 141L196 140L195 142H196V146H197V147L194 146V145H195V142H194L193 140H192V141L194 142V144H192L193 142H189V144H187V143H180V142H179V140H178V137H179L178 134H180L181 132H184V133H185V132H187ZM69 132L71 133V135L69 134ZM102 132H103V133H102ZM118 132H119L120 134H119ZM124 132H126V134H128V135L124 134ZM134 132H135V134L133 135ZM144 132H145V133H144ZM158 132H159V133H158ZM164 132H165V133H164ZM173 132H177V133H175V135H174V134H172ZM179 132H180V133H179ZM197 132H198L199 134H197ZM200 132L203 133V134L201 135ZM238 132H239V131H237V133L230 134V137H232V136L234 135L232 138H235V139L239 138V136H240V132H239V133H238ZM67 133H68L70 136H72L73 138L70 137V136H66V135H68ZM89 133H90V134H89ZM101 133H102V134H101ZM129 133H130V134H129ZM151 133H153V134H151ZM184 133H181L180 135H182V134H184ZM189 133H188V134H189ZM78 134H80V135H78ZM81 134H82V135H81ZM87 134H88V135H87ZM100 134H101L102 136H101ZM114 134H116V135L114 136V137H115V140H114V137H113ZM118 134H119V135H118ZM142 134H143V135L146 134V135L143 136ZM147 134H148V135H147ZM155 134H156V135H159V136H156ZM167 134H168L169 136H168ZM190 134H189V135H190ZM85 135H86L87 137H86ZM93 135H94V136H93ZM103 135H104L105 137H104ZM106 135H107V136L109 135L110 137H111V136H112V137L110 138V137H107ZM120 135H121V136H120ZM129 135H130L131 137H130ZM135 135H136V136H135ZM137 135H138V136H137ZM140 135H141V136H140ZM149 135H150V137H151V135H152L151 139H150ZM166 135H167V136H166ZM170 135H171V136H170ZM176 135H177V138H176V139H177V143L179 142L178 144L175 143L176 141H174V140H176V139H175ZM198 135L201 137V138L199 137L200 140L203 138L202 136H205V137H204V138L206 139L205 141H207V140H208V141L205 142V144H204V138H203V140H201L203 143H202L200 140H199V142H200V143H199V142H198V139H199V138H198ZM80 136H81V137H80ZM90 136H91L92 138H93V137H95V138H93V140H92V138H91ZM99 136H101V137H99ZM117 136H118V138H116ZM133 136H134V137H133ZM139 136H140V137H139ZM142 136L145 137V138H143ZM237 136H238V137H237ZM67 137H68V138H71V140H70V139L68 140ZM85 137L88 138V139H86ZM96 137H98L99 139L96 138ZM103 137H104V138H103ZM106 137H107V139L109 138V139H108L109 141H108V140H107V141H104V140H106ZM119 137H122V138L124 139V142H125V143L127 142V143L125 144L124 142H121V141H123L122 138H120V139H122V140L119 141V140H120ZM129 137H130V140H131V141L128 140ZM135 137H136V139H135ZM154 137H155V138L157 137V138L155 139ZM159 137H160L161 139H159ZM166 137H167V138H166ZM169 137H170V138H169ZM173 137H174V139H173ZM65 138H66L67 140H66ZM79 138H80L81 140L83 139V141H81ZM101 138L104 139V140H102V142L100 141ZM132 138H134V139H132ZM137 138H138V139H137ZM147 138H148V139H147ZM197 138H198V139H197ZM74 139H77V140H74ZM96 139H97V140H96ZM116 139H117V140H116ZM126 139H127V140H126ZM139 139H140V140H139ZM141 139H142V140H141ZM171 139L173 140V142H172ZM209 139H210V138H209ZM72 140H73V142L75 141L73 145H75V143H77L74 147L71 146L72 143H73ZM90 140H91V142H90ZM95 140L98 141V143H97ZM155 140L158 141V142L160 143V144H159L158 142L156 143V145H157L158 147L155 145V142H156ZM161 140H162L163 143L161 142ZM164 140H165V141H164ZM168 140H169V141H168ZM210 140H211V139H210ZM218 140H219V141H218ZM220 140H221V141L223 140L222 143H219V142H221ZM67 141H68V142H67ZM69 141H71V143H70ZM77 141H78V142H77ZM115 141H116V143H115ZM117 141H118V143H117ZM153 141H155V142H154V143H151V142H153ZM167 141H168V143H167V145H166L165 142H167ZM170 141H171V142H170ZM86 142L89 143V144L86 145ZM100 142H101V144H100ZM103 142H104V143H103ZM106 142H107L108 144H106ZM120 142H121V143H120ZM136 142H137V143H136ZM146 142H149L148 145H147ZM169 142L172 143V144L168 146V144H170ZM224 142H225V143H224ZM68 143H70L71 145L68 144ZM82 143H84V144H82ZM94 143H95V144H94ZM102 143H103L104 146L102 145ZM123 143H124V144H123ZM129 143H130V144L132 143V144H131L132 146H131ZM134 143H136V144H134ZM143 143H144V144H143ZM161 143H162V144H161ZM174 143H175L176 146L174 145V147H173V144H174ZM78 144H79L80 147H79V146L77 147ZM96 144H97V145H96ZM99 144H100V145H99ZM118 144H119V145L121 144V147H119ZM122 144H123V145H122ZM128 144H129V146H128ZM133 144H134V146H133ZM140 144H141V146L139 147ZM149 144H150L152 147H149ZM152 144H153V145H152ZM163 144H164L165 146H164ZM180 144H182V145L184 144V145L181 146ZM190 144H191L192 146H194V147H192V148H198V147H199L197 150L194 149L195 151H197L196 153L194 152L193 149H192L191 151H190V148L188 149V145H189V147H191ZM199 144H201V145L198 146ZM202 144H203V145H202ZM209 144H211V145H209ZM218 144L220 145L219 149H220V151H221V154H217V153L220 152V151L218 150ZM222 144H223V145H222ZM226 144H227V145H226ZM82 145H83V146H82ZM84 145H85V147H84ZM115 145H116V146H115ZM126 145H127L128 147L131 146L132 148H133V147H135V148L132 149V148L130 147V148L132 149V150H131V149L128 148ZM146 145H147V146H146ZM179 145H180V147H178ZM186 145H187V146H186ZM221 145H222V146H221ZM224 145H225V146H224ZM111 146H112L114 149L116 148V150L113 149V150H114V151H113ZM117 146H118V147H117ZM124 146H125V147H124ZM171 146H172L174 149H173ZM185 146H186V147H185ZM205 146H207V149H206ZM209 146H210V147H209ZM76 147H77V148H76ZM81 147H82V148H81ZM83 147H84V148H83ZM86 147H87V148L90 147V148L87 150ZM91 147H93V148H91ZM103 147H104V152H105V150L107 151V152H105V153H106V156H105V154H103V149H102ZM123 147H124V148H123ZM126 147L128 148V150H127ZM146 147H147V149H146ZM153 147H155V148H153ZM156 147H157L158 150L156 149ZM160 147H161V148H160ZM163 147H164V148H163ZM167 147H169V148H167ZM208 147H209V148H212L213 150H214L215 148H217V150H218L219 152H217L216 149H215L214 151H213V150L211 151V152H214V153L212 154L211 152H208V150H209V151L211 150V149H209ZM221 147H222V148H221ZM80 148H81V149H80ZM99 148L101 149V151H99V150H100ZM110 148H111V149H110ZM120 148H122V149H120ZM165 148H167V149H169V150L172 149L171 151L173 152V154L170 153L169 151H167ZM176 148H177V149H180V150H177ZM183 148H187V149H183ZM204 148H205V149H204ZM83 149H84V151H83ZM91 149H92V151H93L92 154H91V151H90ZM97 149H99L98 152H97ZM107 149H109V150H107ZM118 149H119L121 152H117V151H119ZM123 149L127 150V152L124 151ZM151 149H153V150L151 151ZM159 149H160V150H159ZM181 149H182V151L184 150L185 153H183V152L181 151ZM200 149H201V150H200ZM221 149H222V150H221ZM223 149H225V150H223ZM226 149H227V150H226ZM110 150H111L112 152H111ZM122 150H123V151H122ZM130 150H131L132 153L130 152ZM142 150H144L145 153H144V151L141 152ZM165 150H166V151H165ZM173 150H174V151H173ZM82 151H83V152H82ZM85 151H86V153H87L88 151H89V152H88L87 154H85ZM128 151H129V152H128ZM153 151H154V152H153ZM162 151H163V152L165 151V152L163 153ZM179 151H181L182 154H181ZM192 151H193L194 153H192ZM198 151H199V152H198ZM200 151H201V152H200ZM202 151H203V152H204V151L207 152V154H206L205 152H204V154H203ZM222 151H223V153H222ZM108 152H109V153H108ZM114 152L116 153V156L118 157V159L121 157L119 160L117 159V157L110 155L111 153L113 154ZM123 152H124L125 154H124ZM133 152H134V154H133ZM135 152H136V153H135ZM137 152H138V153H137ZM139 152H140V153H139ZM177 152H178V153H177ZM224 152H225V153H224ZM241 152H242L243 154H241ZM80 153H81V155H80V156H77V155H79ZM83 153H84V154H83ZM89 153L91 154V155H90L91 157L89 156ZM95 153H97L98 156H99V158H100V159H103V161H104L105 159L108 160V158H111L112 161L109 160V163L107 162V164H108L109 166L105 164L106 161H104V162H105V163H104L102 160L97 159L98 156H97V154L95 155ZM115 153H114V155H115ZM129 153H130L131 155H130ZM141 153H142V154L144 153L143 155H144L145 157H141V156H143ZM162 153H163V155H162V157H161V154H162ZM165 153H166V154H165ZM168 153L170 154V157H169V158H168L169 155H167ZM174 153H175V155H174ZM179 153L182 155V156L180 155L182 159H180V156H179V155L176 156V154H179ZM188 153H189V154H188ZM190 153H192V155H193L192 157H193V158H192V157L190 158V156H191ZM198 153H199V154H198ZM209 153L212 154L213 156L210 155ZM101 154H103V155H101ZM119 154H120L121 156H120ZM123 154H124V155H123ZM126 154L129 155V160H130L131 162H129V160H127V158H128L127 156H128V155H126ZM132 154H133V156H132ZM135 154H136V156H134ZM139 154H141V156H140ZM146 154H147V155H146ZM148 154H150V155L148 156ZM151 154H152L153 156H152ZM156 154H158V155H156ZM159 154H160V157H159ZM183 154H184V155H185V154H186V155L188 154L187 156H189V155H190V156H189V158H188L186 155L184 156ZM196 154H197V155H196ZM201 154H202V155H201ZM208 154H209V155H208ZM93 155H95V157L97 156L95 159L101 161V164H100V163H98V164H96V165L93 164V163H94V160H95ZM109 155H110V156H109ZM122 155H123V156H122ZM171 155H173V156H171ZM198 155H199V156H198ZM200 155H201V157H200ZM203 155H204L205 157H204ZM206 155H207V156H206ZM217 155H218V156H220V155L223 156V157L221 156L223 159H222V161L220 160V161H221V162H219L220 165L218 164L219 166H221V165H222V166H221V167L217 166V167H219L218 170L221 168V169H220L221 172H222V171H226V172H227L226 174H227L230 178H229L226 174H225V176L223 175L225 172H222V173H221V172L219 171V173H220L222 176H221L220 174H219V175H220L222 178L219 176V177L215 178L216 180H214V177H211V176L209 175L211 178H210V180H208V179H209V176H208V173H207L206 171L204 172V175H203L202 173L199 174L200 171H198V173L195 172V173H197V175H196L195 173H191V172L189 173V172L186 171V172H187L186 174H187L188 176H190V177H191V176L194 177V178L191 177V178L193 179V180H192V179H191L190 177H188L185 173H183V171H181V168H182L183 166H184V167L189 166L190 164L193 163V161H194L193 164H201L200 167L202 166L203 168H205V167L208 168L210 162H212L213 159H216V158L218 157ZM238 155H239V156H238ZM244 155H245L246 157H247V156H248V157L246 158ZM87 156H89V159H90V158H91V159L89 160ZM102 156H104L105 158H104V157L102 158ZM111 156H112V157H111ZM119 156H120V157H119ZM125 156H126L127 158H126ZM131 156H132V157H131ZM146 156H147V158H146ZM154 156H155V157H158L159 159H158V158H154ZM165 156H167V157H165ZM175 156H176V158H175ZM210 156H211V157H210ZM224 156H225V157H224ZM242 156H243L244 158H246V159H243ZM122 157H123V158H122ZM124 157H125V158H124ZM133 157H135V158H137V159L140 158V159H139V160H137V159H133ZM138 157H139V158H138ZM148 157H150V158L148 159ZM183 157H184V158H183ZM186 157L188 158V160H187L188 163H187V161L184 162V161L187 159ZM202 157H203V158H202ZM212 157H213V158H212ZM92 158H93V159H92ZM144 158H145V159H144ZM153 158H154V159H153ZM174 158H175V159H174ZM177 158H179V159L181 160V161H180V160L178 161V165H177V163H176V161L178 160ZM185 158H186V159H185ZM195 158H196V159H195ZM205 158H206V159H205ZM211 158H212V159H211ZM248 158H249V159H248ZM121 159H122V160H125V161H122ZM147 159H148L149 161H148ZM150 159L154 161V162H152L154 165H153L152 163L148 164V162H151ZM157 159H158V160H161V161L158 163ZM162 159H163V160H162ZM165 159H166V162H165L166 164L164 163ZM193 159H195V160H193ZM203 159H205V160H203ZM241 159H242L244 162H243ZM88 160H89V161H88ZM91 160H92V161H91ZM97 160H96V161H97ZM126 160H127V162H126ZM134 160H135L136 164H135V162H133ZM140 160H141V161H140ZM143 160H144V161H143ZM182 160H183V161H182ZM189 160H190V161L193 160L192 163H191ZM199 160H200V161H199ZM201 160H202V161H201ZM210 160H211V161H210ZM227 160H228V159H227ZM96 161H95V162H96ZM121 161L123 162V165H121V164H122ZM156 161H157V162H156ZM162 161H163V162H162ZM169 161H171L172 163H176V164H172V163L169 162ZM196 161H197V162H196ZM208 161H209V162H208ZM224 161H225V162H224ZM86 162L84 161V163H85L84 165H86ZM91 162H92V163H91ZM119 162H120V163H119ZM125 162H126L127 164H126ZM139 162H140V163H139ZM161 162H162L163 164L160 165ZM180 162H181V164H183V163L186 164V163H187V165L185 166V165L183 164L182 167H181V164H180V166H179V163H180ZM182 162H183V163H182ZM202 162H203V163H202ZM239 162H240V163H239ZM242 162H243L244 164H243ZM102 163L104 164L103 166H102ZM114 163H116V164H114ZM128 163H129V164H128ZM130 163H131V164H130ZM137 163H138V164H137ZM141 163H143V165H142ZM168 163H171L170 166H171V165H174V166L177 165L176 167H178V168H173L174 166H172V167H169V169H166V168H168V165H169ZM205 163H206L207 166H205ZM221 163H222V164H221ZM245 163H246V164H245ZM92 164H93V165H92ZM132 164H133V166H132ZM144 164H145V166H146V165H147V166L145 167ZM188 164H189V165H188ZM203 164H204V165H203ZM224 164H225V165H224ZM112 165H111V166H112ZM125 165L127 166V169H126V166H125ZM129 165H130V166H129ZM134 165H135V166H134ZM148 165H149L150 167H149ZM155 165H156V166H155ZM159 165H160V166H159ZM166 165H167V167H166ZM223 165H224V166H223ZM241 165H243V166H241ZM106 166H107V167H106ZM113 166H112V167H113ZM128 166H129V167H128ZM131 166H132L133 168H131ZM152 166H153L154 168L156 167V168H155V171H153L154 168H153ZM157 166H158V167H157ZM135 167H136V168H135ZM137 167H139L138 170H137ZM140 167H142V168H140ZM144 167H145V169H147V170H145ZM147 167L149 168L150 173H149V170H148ZM159 167H160V168H159ZM180 167H181V168H180ZM184 167H183V168H184ZM242 167H243L244 169H243ZM95 168H96V167H95ZM110 168H111V169H110ZM130 168H131V169H134V170L131 171ZM150 168H151V169L153 168V170L151 171ZM157 168H158V169H157ZM161 168H163V169L165 168L166 170H170V168H173V170L171 169L172 172H173L174 170L177 169L178 172H181V174H179V175L183 177V178H182V177L179 176L178 179L175 178V179H177L176 181H179V182H176V181L174 180V184H172L173 182H172V183L170 182L169 185H170V186L172 185L174 188L172 189V186H171V187H170L171 189L169 188L170 190H169L168 192H167V190H168L167 186H169V185H168L167 181H169L168 179H171L172 176H175V175H173V174H176V175H177L178 172H177V171H175V172H177V173H175V172L172 173V172H171L170 174H171L172 176L170 177L169 172L167 171V172L165 173L166 170H165V171H163V169L160 170ZM183 168H182V169H183ZM222 168H224V170H222ZM225 168H226L227 170H226ZM135 169H136V170H135ZM156 169H157L158 172L156 171ZM178 169H179V170H178ZM129 170H130V171H129ZM142 170H144V171H142ZM159 170H160V171H159ZM242 170H243L245 173H244ZM140 171H142V172H140ZM184 171H185V170H184ZM131 172H132V174H130ZM133 172H135V173L137 172L136 175H134L135 173H133ZM145 172H146L147 174H148V173L151 174V172H153V173H152V175H148V176H146ZM159 172H160V173H159ZM162 172H164V173H162ZM21 173H22L24 176H23ZM50 173H51V172H50ZM50 173H49V172H48V173H45V174L43 175V177H44L45 179L42 177V178L40 179L41 181L39 180L38 183L40 182L39 184H41V183L43 182V180H44V182L42 183L43 185L41 184L40 186H45L47 183H48L47 185L49 186L51 183H53V184H51V186H50L49 188H47L48 190H51V189H52V190H55L53 193H51V194H53L51 198H53L54 195H55L56 197H54V199L57 200L58 196H61V197H62V198H61L62 202H65V203H68V204H75V202H73V201H76V200L78 201L79 198H82V197H83V196H82V193H80L81 196L79 197V192H78V190H76V188H74V186H72V182H71V181L66 180V181L64 182V180H63V181L61 182L62 178H58L57 175H55L56 178H54V174H55V173H54V174H52V173L50 174ZM138 173H139V174L143 173V174H145L144 176H146V177L144 178V176H140ZM156 173H158V175L154 177L153 174L156 175ZM205 173H207V174H205ZM228 173H229V174H228ZM238 173H239V175H238ZM19 174H21V175H19ZM46 174H47V176H46ZM143 174H141V175H143ZM160 174H165V175H167V177H169V178L166 177V178H167V179H166V178H164L165 176L162 175V178L164 179V180H162V182L166 181V183L164 182L165 184L162 183V185H164L165 187L162 186L161 183H160V182H161L160 179H162V178H160V177H161ZM184 174H185V176H184ZM189 174H191V175H189ZM192 174H193V175H192ZM26 175H27V176H26ZM49 175L51 176V178H50ZM133 175H134V176H133ZM159 175H160V177H158ZM194 175H196V176H194ZM199 175H200V177H203V176H204V178H206V180L203 179V178H201L202 180L199 179ZM201 175H202V176H201ZM205 175H206V177H205ZM230 175H231V176H230ZM242 175H244L245 177H244V176H243V177H240V176H242ZM18 176H20V177H18V181H17V182H18L19 186H21V187L29 188V187L33 186V185L36 183L35 181L31 180V179H33V178L31 177L30 174L28 175V173H25V172H20V173H19V172H18ZM22 176H23V177H22ZM152 176H153V177H152ZM163 176H164V177H163ZM25 177H26V178H25ZM142 177H143V178H142ZM151 177H152L154 180L157 179V181L155 182L154 180H152ZM156 177H157V178H156ZM186 177H187V178H186ZM197 177H198V178H197ZM207 177H208V178H207ZM232 177H234V178H232ZM236 177H238V178H240V179H238V178L236 179ZM22 178H23V179H22ZM24 178H25V179H24ZM28 178H29V180H28ZM30 178H31V179H30ZM180 178H181V179H180ZM188 178H189V180H188ZM195 178H196V180H195ZM212 178H213L214 181L212 180ZM227 178H228V179H227ZM241 178H242V179L249 180L251 183H250L249 181H246V180H245V183H244V180H241ZM249 178H250V179H249ZM20 179H22V180L20 181ZM42 179H43V180H42ZM48 179H49V181H48ZM50 179H51V180H54V182H55V181H56V182L54 183V182L51 181ZM140 179H141V180H140ZM148 179H149V180H148ZM158 179H159V181H158ZM185 179H186V180H185ZM197 179H198V180H197ZM218 179H219V180H218ZM220 179H221V180H220ZM226 179H227L228 181H227ZM0 180H1V182H0L1 185L5 186V181H6V179H5L2 175L0 176ZM23 180H24V181H23ZM26 180H27V183L25 182ZM30 180L32 181V183H33V182H35V183L32 185L31 182H30ZM45 180H46L47 183L45 182ZM58 180H59V181H58ZM145 180H146V181H145ZM150 180H151V181H150ZM181 180H182V181L184 180L185 183H184V181H183V183H182ZM187 180H188V182H186ZM191 180H192V181H191ZM200 180H201V181L205 180V181H203V183L201 184V181H200ZM222 180H223V181H222ZM224 180H225V181H224ZM233 180H234V182H233ZM236 180H237V181H236ZM254 180H255V182H254ZM261 180H262L263 182H262ZM67 181H68L69 184L67 183ZM144 181H145L146 183L148 182V184L146 185V183H144ZM149 181H150V183H149ZM152 181H154L155 184H154V182H152ZM189 181H191L192 183H190ZM195 181H197V182H195ZM211 181H212V183H211ZM217 181H218V182H217ZM220 181H221V183H220ZM229 181H230V182H229ZM242 181H243V182H242ZM257 181H258V183H256ZM20 182H21V184H22V183H23V184L21 185ZM49 182H50V183H49ZM199 182H200V183H199ZM204 182H205V183H204ZM209 182H210V183H209ZM238 182H240V183L242 182L241 185H239L240 183H238ZM247 182L250 183V185H251L252 187L249 186V187H247V190H246V188H245L244 186L248 184ZM25 183H26V184H25ZM45 183H46V184H45ZM58 183H59V184H58ZM60 183H62V184H61L62 186H60ZM65 183H67L68 185L65 184ZM157 183H158V184H157ZM159 183H160V184H159ZM176 183H180V184L182 183V185H181V186H182V189H180L181 186H180L179 184L176 185ZM193 183H195L194 186H193ZM216 183H217V185H220V186H224L225 184H227V185H225L226 187H224V188H225V192L222 191L224 188L217 186ZM219 183H220V184H219ZM230 183H232V184H230ZM233 183H235L234 185H236L238 188L235 187V186H233ZM236 183H237V184H236ZM9 184H11V183L6 181V185H9ZM29 184H30V185H29ZM185 184H186V185H185ZM196 184H199V186L196 185ZM200 184H201L202 186H200ZM207 184L210 185V186H208ZM221 184H223V185H221ZM242 184H243V185H242ZM253 184H254V185H253ZM255 184H256V185H255ZM261 184H262V185H261ZM24 185H26V186H24ZM47 185H46V186H47ZM55 185H57V186H55ZM58 185H59L60 187H58ZM166 185H167V186H166ZM174 185H176L177 187L174 186ZM178 185H179V186H178ZM183 185H185V187H184ZM190 185H191V186H190ZM206 185H207V187H205ZM230 185H231V186H230ZM238 185H239V186H238ZM260 185H261V186H260ZM46 186H45V187H46ZM48 186H47V187H48ZM67 186H68L69 188H68ZM70 186H71V187H70ZM145 186H144V187H145ZM215 186H216V187H215ZM229 186H230V187H229ZM253 186H254V187H253ZM255 186H256V187H255ZM257 186H258V187H257ZM262 186H263V187H262ZM53 187H54V188H53ZM62 187H63V188H62ZM157 187H158V188H157ZM161 187H162V188H161ZM187 187H188V188H187ZM193 187H194L195 189H193ZM201 187H202V188H201ZM204 187H205V188H204ZM211 187H212V188H211ZM214 187H215V188H214ZM217 187H218V188H217ZM232 187H233V188H232ZM234 187H235L236 189H235ZM260 187H261V189H260ZM59 188H60V189H59ZM61 188H62L63 191L65 190V191H64L65 193L62 192ZM155 188L160 189V190H159V191H158L157 189L154 190ZM163 188H164V189H163ZM189 188H190V190H189ZM197 188H198V189H197ZM199 188H200V189H199ZM203 188H204V189H203ZM216 188L218 189V191H219V189H220L219 192H222L221 196H222V195H225V196H222V197L220 196V198H218V199H214V198H211V197L209 196L208 193H206V192L203 191V190H207V189H212V190L215 189V191H217ZM241 188H242V189H241ZM67 189H68V191L71 189V191H69L70 193L67 191ZM73 189H75V191L78 192V193L74 192ZM161 189H162V190H161ZM165 189H166V192H165ZM176 189H178V190L180 189L182 192L186 190L185 193H186L187 195H189V197H188L187 195H185L184 192H183V194H182V192L179 193L178 190L175 191ZM192 189H193V190H192ZM231 189H232V190L235 189V190L232 191ZM240 189H241V191H242V193H239V194H242V201H240L242 204H241L240 202L237 203L239 197H241V195L238 196V192L240 191ZM251 189H252V190H251ZM253 189H254V190H253ZM262 189H263V190H262ZM58 190H59V191H58ZM188 190L191 191V192H189ZM199 190H200V191H199ZM227 190H228V191H227ZM229 190H230L231 192H233V195H230L231 192H229ZM236 190H237V191H236ZM238 190H239V191H238ZM243 190H244V191H243ZM245 190H246L247 192H246ZM256 190L258 191V193H257ZM57 191H58V192H57ZM72 191L74 192L73 194L71 193ZM171 191H172V192L174 191L175 193H174V192H173V193H174L175 195L172 194ZM192 191H193V192H192ZM196 191H197V192L199 191L198 193H199V194H200V193L203 194V196H202L201 194L199 195ZM234 191H236V192H234ZM252 191H253V193H252ZM259 191H260V192H259ZM55 192H56V193H55ZM59 192H60V194H59ZM61 192H62V194H61ZM67 192H68V193H67ZM153 192H154V193H155V192H156V193L158 192V193H157V194H156V193L153 194ZM159 192H160V194H159ZM176 192H177V193H176ZM227 192L230 193V194H228ZM245 192H246V193H245ZM254 192H255V193H254ZM262 192H263V193H262ZM57 193H58V194H57ZM75 193L77 194V197H76V194H75ZM140 193H137L139 198H138L137 196H136V197L138 198V200H139V199L141 200V198H143V200H144V202H145L144 197H142V194H140ZM143 193H144V191H143ZM162 193H163L164 195H163ZM190 193H191V194H190ZM193 193H194V194H193ZM204 193H205L207 196H205ZM224 193H225V194H224ZM234 193H236L237 195H236V194H235V195L238 196V197H236V196L234 195ZM244 193H245V194H244ZM261 193H262V194H261ZM66 194H69V196H66ZM70 194H71V196H70ZM168 194H169V195H168ZM180 194H182V195H180ZM192 194H193L194 196H193ZM227 194H228V196H231V197H228ZM247 194H249V195H247ZM255 194H256V195H255ZM63 195H64L65 197H67V198H65ZM74 195H75V197H74ZM139 195H140V196H139ZM166 195H167V197H165ZM172 195H173V196H172ZM177 195H178V196L180 195V196L176 198ZM183 195H185V196H187V197L184 198L185 196H183ZM196 195H197V196L199 195V196L197 197ZM244 195H245L246 197H245ZM259 195H260L262 198H261ZM163 196H164V197H163ZM181 196H182V198H181ZM201 196H202V198H204V201H203V199L201 198ZM249 196H250V197H249ZM252 196H253V197H252ZM258 196L260 197V199H262V200L259 201V202L257 201V200H259ZM68 197H70V198H68ZM160 197L163 198V199L161 200ZM172 197H173V198H172ZM174 197H175L176 199H175ZM190 197L193 198V199H190ZM194 197H195V198L197 197V198H198V199H197L198 201H197ZM199 197H200L201 199H200ZM226 197H227V198H226ZM232 197H233V198L236 197V198L233 199ZM243 197H244V198H243ZM247 197H248V198H247ZM254 197H255V199H253ZM256 197H257V199H256ZM76 198H77V199H76ZM167 198H168L167 201H168L169 203H172V202L174 201L173 204H174L175 206L171 204L172 206H174V208H172V206H171L169 203L166 204V203H167V201H166ZM169 198H171V199L169 200ZM188 198H189V201H188ZM231 198L233 199L234 202L232 201ZM70 199H71V200H70ZM73 199H74V200H73ZM153 199H154V200H153ZM174 199H175V200H174ZM180 199H181V200H180ZM210 199H211V200H210ZM212 199L215 200V202L212 201ZM223 199H226L227 201H226V200L224 201ZM228 199H229V200L231 199V200L229 201ZM245 199H246L248 202H246ZM248 199H249V200H248ZM251 199H252V200H251ZM157 200H159V201H157ZM171 200H172V202H171ZM186 200H187V201H186ZM190 200H191V202H190ZM193 200H194V201H193ZM206 200H207V202H206ZM209 200H210V201H209ZM236 200H237V201H236ZM239 200H241V198H240ZM243 200H244V201H243ZM253 200H254V201H253ZM255 200H256L257 202H256ZM68 201H70V203H69ZM71 201H72V203H71ZM77 201H76V202H77ZM141 201H142V200H141ZM154 201H156L157 203L154 202ZM161 201H162V203H158V202H161ZM163 201H164V202H163ZM165 201H166V202H165ZM180 201H181L182 203L184 202L183 204H185V205H187V206L182 205V203H181ZM192 201H193V202H192ZM195 201H197V202H195ZM199 201H201V202H199ZM211 201L214 202V203H212ZM217 201H218V202L222 201V203L224 202L223 204H224L225 207H223V204H222L221 202L218 203ZM249 201L252 202V203H250ZM152 202H153V205L156 204V205H158V206H156V205L153 206V205L151 204ZM178 202H179V203H178ZM194 202H195L196 204H193ZM198 202H199V204H198ZM204 202H206V203H204ZM208 202H210V203H208ZM231 202H232V204H231ZM235 202H236L237 204H235ZM255 202H256V203H255ZM261 202H262V203H261ZM164 203H165V205H163ZM175 203H176V204H175ZM180 203H181L182 206H184V207H182L183 209L180 207V205H179ZM188 203H191V205L195 208V210H197V209H198L197 206L200 205L199 208H200V207H201V208L198 209V210H200V211H199L200 213H199V212L196 213V211L194 210V208H193L192 206L190 207V204H188ZM200 203H202V204H200ZM207 203H208V206H205V204L207 205ZM211 203H212V205H211ZM228 203H229V204H228ZM239 203H240V204H239ZM245 203H247V204H245ZM248 203H249L251 206L248 205ZM260 203H261V204H260ZM159 204H160V205H159ZM197 204H198V205H197ZM213 204H214V205H213ZM218 204H219V205H218ZM221 204H222V205H221ZM225 204H227L228 206L225 205ZM233 204H234V206H233ZM244 204L247 205V207H246L247 209H245V205H244ZM168 205L171 206V211H172V212L170 211V213H169L170 207H169ZM176 205H177V206H176ZM188 205H189V207H190L191 209L193 208V209H192V212L190 211L191 209L188 208ZM201 205H203L204 207L201 206ZM209 205H210V206H213V207H215V208L217 207V209H216L217 211L214 210L215 208L213 209V207L208 208ZM236 205H237V208H238V209L235 207ZM242 205H244V209L246 210L245 212H244V209H243V206H242ZM258 205H259L260 208H259V207H258L259 209H258V208H255V207H257ZM52 206H53V205H52ZM54 206H55V205H54ZM54 206H53V209H52L53 211H56V213H58V214H60V215H61V214H62V215L65 214L66 216H67V215L70 216V217H68V218H73V217H74L73 220H75V219L77 220V221H74V222H76V224H77V223L79 224L80 221H82L81 218H80L79 216H77V215H74V214H73V215H69V214H72V213L68 212V210L66 209L67 207L65 208V212H66V213H65V212L62 213V212L64 211V208L62 209L60 206H57V205H56L58 208L55 206V210H54ZM161 206H162V207H161ZM163 206H166V207H163ZM219 206L222 207L223 209H222V208H219ZM229 206H230L231 208H230ZM232 206H233V207H232ZM239 206H241L242 208L239 207ZM261 206H262V207H261ZM59 207H60V208H59ZM155 207H157V208L155 209ZM167 207H168V208H167ZM175 207H176L177 210L175 209ZM185 207H186V209L188 208L187 211L184 210ZM205 207H206L207 209H211V210H207ZM248 207H249V208H248ZM2 208H3V209H2ZM30 208H32V209H27L26 211H27V212H33V213H35V212H39V211H40L38 208H36V207H34V206H33V207H30ZM160 208H161V209H160ZM166 208H167V210L165 211ZM224 208H225V209H224ZM226 208H228V210H227ZM229 208H230L231 210L235 208V209H234L235 211L233 210V211L231 212V210H230ZM251 208H252V209L255 208V209H257L258 211H253ZM261 208H262V209H261ZM60 209H61L62 211H60ZM111 209H112V208H111ZM111 209H109V210L107 209V210H106L105 208H103V209L101 210L100 213H104V212H103V210H104L106 214H100V215H98V219H100V220H102V221H103L104 219H106V222H108V220H110L109 218H111V217H118L119 214H120V212H119L117 209H114V208H113L112 210H111ZM163 209H164L165 212L168 211V212H167L168 216L172 217L173 219H171L170 217H168V216L166 215V217L168 218V219H167V218L165 217V214H166V213H165V212H161V211H163ZM178 209H182L184 212H182L181 210H178ZM201 209H202V211H204V212H201ZM203 209H204V210H203ZM212 209H213V210H212ZM236 209H237V210H236ZM239 209H241V211L243 210V213H244V214H243L241 211H240V213H241V215L243 214L245 217H244L243 215H242V216L239 215L240 213L237 214V213L239 212ZM248 209H249V210L251 209V212H252V213L257 212V214H253V216H252V213L249 212ZM255 209H254V210H255ZM37 210H38V211H37ZM160 210H161V211H160ZM174 210H175V211H174ZM206 210H207V211H206ZM218 210H220V212H219ZM222 210H223V212H222ZM225 210H227V211H225ZM261 210H262V211H261ZM58 211H60V212H58ZM110 211H113V212H110ZM114 211H115L116 214H117V213H118V214H117V215H114V214H115ZM116 211H117V212H116ZM176 211H177V212H176ZM180 211H181V212H180ZM188 211H189V212H188ZM193 211L196 213V216H197V217H195V214H193ZM209 211H210V212H209ZM214 211H215V212H214ZM228 211H229V212H228ZM236 211H238V212H236ZM260 211H261V212H260ZM67 212H68V214H67ZM108 212H109L110 214H109ZM173 212H174V214H172ZM205 212L208 213V214H205ZM217 212H218L219 214L216 215ZM226 212H227V213H226ZM230 212H231V214H230ZM247 212H249V214H250V213H251V214L247 216V214H248ZM259 212H260V213H259ZM111 213H112V214H111ZM113 213H114V214H113ZM175 213H176V214H175ZM177 213H178V214H177ZM179 213H181V214H180V216L177 217V215H179ZM182 213H183V214H182ZM198 213H199V214H198ZM211 213H213V214H211ZM224 213H225L226 215H224ZM233 213L236 214V215L234 216ZM163 214H164V215H163ZM186 214H187V215H186ZM188 214H190V215H188ZM192 214L194 215V216H193L194 218L192 217ZM201 214H202V215H201ZM203 214H204V215H207V217H208V215H209L208 219H206V220H207V222L209 221L210 223H209V222L207 223V222L204 220V219L207 218V217H204ZM261 214H263V215H261ZM3 215H4V216H3ZM102 215H105V217L102 216ZM107 215H109V217H108ZM112 215H114V216H112ZM161 215H162V216H161ZM173 215H174V216H173ZM184 215H185V216H184ZM200 215H201L202 217L199 219L198 217H200ZM210 215H213V216L215 215L214 217L217 216V218H218L219 220H216L217 218H214V217L210 218V217H211ZM219 215H220V217L222 216L221 218H222L223 220L219 217ZM223 215H224V216H223ZM229 215H230V216H229ZM232 215H233V216H232ZM257 215H259L260 217L257 216ZM182 216H183V217H182ZM236 216L238 217V219H237ZM240 216H241V217H244V218H241V220H240V218H239ZM249 216H250V217H251V216L254 217V218L251 217L253 220H254L255 218L257 219V221L254 220V221L252 222V225H253V224L256 225V223H257V224H258L257 226L253 225V227H252L251 223H249V222H250V219H251V218L248 219ZM19 217H20L19 215L15 214V213H13V212H10L9 209H8V207L6 208L5 206H2V205H1V207H0V223L3 224V222H4V223L14 222V221H17V220L19 219ZM103 217H104V218H103ZM106 217H108V218H106ZM174 217H175V218H174ZM186 217L189 218V219H191L192 222H191V220L187 219ZM227 217H228V218L231 217V219L229 218V220H232V219H234V218L236 217V220L234 219L235 221L232 220V221H234V222H233L234 224L231 223L232 221H230V223H229V220H228ZM233 217H234V218H233ZM246 217H247V219H248L249 221H248L247 219L245 220ZM257 217H258L259 219L262 217V219H260V220H262V221H260ZM177 218H179V219H180V222H183V223H182V224L179 223V222H178L179 219H177ZM192 218H193V219H192ZM195 218H196L197 220H196ZM203 218H204V219H203ZM225 218H226V220H225ZM79 219H80V220H79ZM107 219H108V220H107ZM111 219H112V218H111ZM166 219H167V220H166ZM174 219H176L177 222H178L179 224H181V225H180V226H179V225H178V226H175V225H177L178 223L175 224L176 220H174ZM252 219H251V221H252ZM6 220H7V221H6ZM171 220H172V221L174 220L175 222H174V221L172 222ZM182 220H183V221H182ZM184 220H186V221H184ZM200 220H201V221H200ZM202 220H203V222H202ZM221 220H222V223H221ZM224 220H225V221H224ZM227 220H228V221H227ZM237 220H238V221H237ZM242 220H243V221H242ZM258 220H259L260 222H258ZM2 221H3V222H2ZM63 221H64V220H63ZM189 221L191 222V224H189V223H190ZM197 221H198L199 223H198ZM204 221H205V222H204ZM216 221H219V222H216ZM226 221H227V222H226ZM241 221H242V223H241ZM247 221H248V223H247ZM74 222H73V223H74ZM104 222H105V220H104ZM110 222H111V220H110L108 223H110ZM194 222H195V223H194ZM200 222H201L202 225L200 224ZM214 222H215V223H214ZM225 222H226L227 224H226ZM236 222H237V223H240L241 226H239V224L237 225ZM245 222H246V224H247L246 226L249 227V225H250V227H249L248 229H246V227H244ZM61 223H62V222H61ZM111 223H112V222H111ZM171 223H173V224H171ZM184 223H185V224L187 223V224L184 225ZM192 223H193V224H192ZM197 223H198V224H197ZM205 223H206V225L203 226V224H205ZM213 223H214V224H213ZM216 223H217V224H216ZM220 223H221L222 225H221ZM235 223H236V224H235ZM259 223H261V224H259ZM207 224H208V226H207ZM215 224H216L217 226H216ZM218 224H220L219 227H218ZM223 224H224V225H223ZM231 224L233 225V228L235 227V225H237V226L235 227L236 229L234 228L235 230L232 228ZM101 225H102V224H100V226H101ZM170 225H171V227H170ZM172 225H173V226H172ZM182 225H183V226H182ZM187 225H189V226H187ZM190 225L193 226V227H194V225H197V227L195 226L194 229H193L194 231H193V230H190V229L193 228V227L189 228ZM209 225H210V226L212 225V227H210ZM226 225H227V226H226ZM229 225H230V226H229ZM262 225H263V224H262ZM86 226H87V227H86ZM86 226L83 227V229L81 230V232H80V234H79V235H81V238H82L83 236H86V239L83 238L84 240H82V241H83V242H82V241L80 240V236H79V235L77 236V237H78L77 239H79L78 242H80V243L82 242V243L84 244V243H85V240H86V244L89 242L88 244H92V243H93L92 245H94V244H95L94 242L98 241V239L101 240V236H102V235L106 234L107 231L105 232V230H104L105 233L102 234L103 229L109 228V227L104 228V227H102V226H103V225H102L101 228H100V230L102 229V231L100 232V230L97 229V227L95 228V226H98V225H96V224H95V225H94V224H91V225L87 224ZM104 226H105V225H104ZM107 226H109V225H107ZM174 226H175V227H174ZM186 226H187L188 228H187ZM214 226H215V227H214ZM225 226L230 228V229L228 228V229L230 230L229 232H228V229H227V231H226V227H225ZM238 226H239V227H244V230H243V228L241 229V228H239ZM263 226H264V225H263ZM168 227H169L170 229H169ZM172 227H173V228H172ZM176 227H177L178 229H177ZM180 227H181V228L183 227V228H182L183 232H182V230H181ZM184 227H186V228H184ZM222 227H224V228L222 229ZM255 227H256V228H255ZM258 227H259V228H258ZM61 228H62V230L65 229V227H61ZM84 228H86V229H84ZM88 228H89V229H88ZM90 228H91V229H90ZM171 228H172V229H171ZM195 228H196V230H195ZM200 228H202V229L200 230ZM205 228H208V229L204 230ZM211 228H212V230H209V229H211ZM213 228H214L215 230H214ZM216 228H217V229H216ZM250 228H252V229H250ZM257 228H258V230H257ZM262 228H263V229H262ZM93 229H94V231H96V232H94ZM186 229H187V230H186ZM220 229H221V230H220ZM232 229H233L236 233H237V232L240 233V232L242 231V234L237 233V235H239V236H237V235L234 236V231H232ZM237 229H241V230H237ZM245 229H246V230H245ZM249 229H250V230H249ZM85 230H86V231H85ZM88 230H89V231H88ZM98 230H99V231H98ZM107 230H108V229H107ZM172 230H173V231H172ZM180 230H181V231H180ZM203 230H204V231H203ZM213 230H214V231H213ZM224 230H225V231H224ZM261 230H262V231H261ZM82 231H83V232H82ZM90 231H91V233H92L93 235L88 233V232H90ZM97 231L99 232L98 234L101 235V236H98ZM170 231H172V233H170ZM178 231L180 232V235H179V232H178ZM189 231H191V233H194V234L198 233V234L195 235V237H194L195 239L193 238L194 234L191 235V233H190ZM201 231H202L203 233H201ZM205 231H206L207 233H206ZM208 231L210 232L209 234H208ZM212 231H213L215 234H214ZM215 231H217L218 233L215 232ZM223 231L226 232V233H225V234H226V237H228V238L230 237V238H229L230 240L224 236L225 234H224ZM231 231H232V232H231ZM243 231H244L245 233H244ZM247 231H248V234L246 233ZM85 232L88 233L89 235H91V237H92V236H93V237L90 238V236H89L88 234H86ZM176 232H177V234H176ZM185 232H187V233H185ZM249 232H250V233H249ZM260 232H261V233H260ZM84 233H85L86 235H83ZM100 233H101V234H100ZM188 233H189V234H188ZM216 233H217V234H216ZM220 233H221V234H220ZM229 233H230V234H229ZM231 233H232V235H231ZM236 233H235V234H236ZM253 233H254V234L258 233V234L254 235ZM259 233H260V234H259ZM183 234H185V235H183ZM187 234H188V235H187ZM199 234H201V235L203 234V235H204V236L202 235V236H203L202 241H201V237H202V236L199 235ZM205 234H207V237H206ZM212 234H214V235L212 236ZM218 234H219V236H218ZM223 234H224V235H223ZM227 234H228L229 236H228ZM245 234L248 235V236H245ZM249 234H251V236H250ZM262 234H263V235H262ZM87 235H88V236H87ZM94 235L96 236V238H98L97 240H94V239H96ZM172 235H173V236H172ZM178 235H179V236H178ZM190 235H191V237H190ZM197 235H198V236H197ZM209 235H210V237H208ZM221 235H223V236H221ZM240 235H242L243 237L240 236ZM261 235H262V236H261ZM97 236H98V237H97ZM177 236H178V237H181V236H182L181 238H182L183 240L181 239V240H182L181 242H184V240H185V242H186V241L188 242L187 238H188V239L190 238V239H189L190 243H193V242L195 243V242L198 240V242H200V243H203V242H204V243H206V244H207V243L209 244V243L212 241V242L209 244V246L211 245V247H212V248H211V251H210V255H208L209 253H206L207 255L204 256L205 253H203L202 251L195 250V249H193V248H192L193 250H185L184 248H182L181 246H178V245L176 244V243H178V242L174 243V242H171V241H170V238H171V237H172V238H171V240H172L174 237L176 238ZM199 236H200V237H199ZM220 236H221L222 239L220 238ZM232 236H233V238H232ZM236 236H237V237H236ZM256 236H257V237H256ZM258 236H260V237H258ZM87 237H88V238H87ZM183 237H184V238L187 237V238L184 239ZM198 237H199V238H198ZM204 237H206V238H204ZM213 237H215L216 240H215ZM223 237H224V238H223ZM238 237H239V238H238ZM240 237H242L244 240H242V238L240 239ZM247 237H248V238H247ZM250 237H251L252 239H254V241H253ZM254 237H255V238H254ZM208 238H209V239H208ZM212 238H213V239H212ZM231 238H232V240H231ZM246 238H247V239H246ZM256 238H257L258 240H257ZM259 238H261V239H259ZM92 239L94 240V242H93ZM150 239H153V240H154V243H152L153 240H150ZM193 239H194V240H193ZM206 239H207V240H206ZM210 239H211V240H210ZM219 239H220V240H219ZM233 239L237 240V242H236L235 240H233ZM239 239L242 240V241H238ZM250 239L253 241V243L251 242ZM255 239H256V240H255ZM90 240H91V241H90ZM140 240H141V241H140ZM149 240L151 241L150 243H151L152 246L149 244ZM156 240H157V242H156ZM195 240H196V241H195ZM213 240H214V243H213ZM221 240H222L223 242H221ZM245 240H246V241L248 240L249 243H247ZM143 241H145V242H143ZM167 241H169V242L166 243ZM172 241H173V240H172ZM205 241H208V242H205ZM215 241H216V242H215ZM217 241H218V243H220V242H221V243L218 244ZM224 241L226 242V244H225ZM230 241H231V242H230ZM243 241H244V242H243ZM256 241H257V242H256ZM146 242H147V244H144V243H146ZM159 242L161 243V245L158 246L157 244H160ZM162 242L165 243L164 246H163V243H162ZM228 242H230L231 246L233 245L232 242H234V245L231 247L230 244H229ZM235 242H236V243H235ZM239 242H241L244 246H247V245H248L247 247H248V249H249V251H250L249 254L247 253L248 256L246 255V252H247L248 249H247L246 247L243 249L244 246H243L241 243H239ZM254 242H255V245H254ZM260 242H261V243H260ZM262 242H263V243H262ZM12 243H13V240H12V239H9V242H8V240H6V241L4 242L5 245H4L3 243L0 244V254H1V255H0V261L2 260L0 264H2V263H6V264H8V263H10V264H14V263L12 262V261H14V259L11 258L12 256L10 257V255H12V252H13V251H12V250H9V249H10V245H11ZM137 243H138V244H137ZM140 243H142L143 245L141 244L142 246H140ZM155 243H156V244H155ZM172 243H173V244H172ZM204 243H203V244H204ZM244 243H245V244H244ZM16 244L18 245L19 243L16 242ZM133 244H134V246H133ZM136 244H137V246H139V248H138V247H135ZM206 244H205V245H206ZM208 244H207V245H208ZM212 244H213V245H212ZM214 244H215V245H214ZM222 244H223L224 246H225V245H226V246L224 247ZM227 244H229V247H228ZM236 244H237V246H235ZM239 244H240V245H239ZM249 244H250V245L253 244V246L251 245L252 248H251V246H249ZM257 244H259V245H257ZM261 244H262V246H261ZM3 245H4V246H3ZM13 245H14V244H13ZM13 245H12V246H13ZM131 245H132L133 248L135 247V248H134L135 250L131 247ZM144 245H145V246H144ZM153 245H155V247H153ZM166 245H167L168 247H167ZM172 245H173L174 248H173V247H170V246H172ZM217 245H218V246H217ZM256 245H257V246H256ZM18 246H20V244H19ZM103 246H104L105 248H104ZM176 246H177V247H176ZM209 246H208L209 249L207 248L208 250H210V247H209ZM215 246H216V248H215ZM221 246H222V247H221ZM239 246H240V247L242 246V248H239ZM258 246H259V248H261V250L258 248ZM102 247H103L104 249H103ZM127 247H128V248H127ZM129 247H130V249H129ZM142 247H143L144 249H143ZM148 247H149V248H148ZM156 247L158 248L157 251H156V249H155V250H152V248H156ZM160 247H167L166 250L168 249V250H167L168 253H165V252H166V251H164L165 248H160ZM169 247H170V249H169ZM178 247H180V248H178ZM213 247H214V248H213ZM217 247H218V248H221V249H218ZM227 247H228L229 250H231L233 253L230 252L229 250H227V249H228ZM233 247H234V248H233ZM235 247H236V248H235ZM237 247H238L240 250H239ZM254 247H255L256 249H255ZM8 248H9V249H8ZM106 248H107V249H106ZM120 248H121V252L116 253V251H118ZM122 248L125 249V251L127 250L128 252L125 253L124 251H122V250H123ZM137 248H138V249H141L140 252H139V250H137ZM159 248H160L161 250H160ZM177 248H178V249H177ZM223 248L226 249L227 254L225 253L226 251H225ZM250 248H251V249H250ZM94 249L96 250V255H95V253H94V252H95ZM100 249H101V250H100ZM112 249L114 250V252H113ZM131 249H132V250H131ZM148 249H149V250H148ZM182 249H183V251H182ZM212 249H214L217 253H219V252L222 253L223 255H222V254H221V255H218L217 253H216L217 255L212 254L213 251H214V250H212ZM217 249H218V251H217ZM236 249H237V250H236ZM241 249H242V250H241ZM257 249H258V250H257ZM97 250H100L102 253H101V252H98ZM102 250H103V251L105 250V251L103 252ZM108 250H109V251H108ZM110 250H112L111 253H109ZM129 250H130V253H132V254H129ZM147 250H148L149 252H148ZM150 250H152V251H150ZM158 250H159V251H158ZM162 250H163L164 253L162 252ZM170 250H171V252H170ZM173 250H174V251H173ZM176 250H180V251H176ZM220 250H221V251H220ZM222 250H224L225 252H222ZM235 250H236V252L238 251V252H237L238 254L235 252ZM245 250H246V252H245ZM252 250H253V252H252ZM119 251H120V250H119ZM136 251H137V253H136ZM153 251L156 252V253H153ZM175 251H176L177 253H179V255H178ZM184 251H185V252L188 251V252H186V255H187V256H185V254H184L185 252H184ZM192 251H193V252H192ZM215 251H214V253H215ZM242 251L245 252V253L243 252L245 255H244L243 253L241 254ZM249 251H248V252H249ZM255 251H261V252H256V254H254ZM91 252H92V256H91ZM105 252H106V253H105ZM112 252H113V253H112ZM134 252H135V253H134ZM141 252H144V253L141 254ZM151 252H152V253H151ZM158 252H159V254H158ZM160 252H161V254H160ZM174 252H175V253H174ZM182 252H183V254H182ZM195 252H196V253L198 252L197 254H199V255H200V253L202 252V253H203V257L200 258V256H202V253H201L200 256H198ZM229 252H230L231 254H229ZM234 252H235L236 254H235ZM262 252H263V253H262ZM36 253H37V252H33V253L30 254V255H33V254H36ZM40 253H41V254H40ZM89 253H90V254H89ZM93 253H94V254H93ZM97 253H99V254L101 253V254L99 255V254H97ZM108 253H109L110 255H108ZM124 253H125V254H129V256H128V255H125ZM162 253H163V254H166L167 258H165V259L162 258V256H161ZM188 253H189V254H188ZM190 253L193 254L194 257H193L192 255L190 256ZM194 253H195V254H194ZM220 253H219V254H220ZM251 253H253V254H252L253 256L251 255ZM105 254H106V255H105ZM114 254L117 255L118 259H113V258L116 257ZM119 254L121 255V258H123V260H124L123 262H122V259H121L120 256H119ZM136 254H138L137 256H138L139 260H137L138 258H136ZM139 254H140V255H139ZM144 254H145V255H144ZM150 254H151V255H150ZM154 254L157 256V258H160V259H159L160 261H159L157 258H154V256H155ZM169 254H170V255H169ZM171 254H172V256H171ZM173 254H174V255H173ZM175 254H176V255H175ZM181 254L184 255V256H182L181 258H179V257L181 256ZM211 254H212V257H211ZM225 254H226V255L229 254L230 257H228L229 255H228V256H225ZM232 254H233V255H232ZM240 254H241V255H240ZM36 255H37L36 260H37V262H38L37 264H42V263L44 264L45 262H46V264H61V263H59V262L51 263L50 260H49V256H48V254L46 253V251H44V252H43V251H40V252H38ZM39 255H40V256H39ZM88 255H89V256H88ZM93 255L96 256V257H94ZM98 255L100 256V258H103V260H102L103 262L101 261V259L99 258ZM111 255H113L114 257L111 256ZM143 255L146 256V257H144ZM152 255H153V256H152ZM188 255H189V257H188ZM196 255H197V256H196ZM234 255H238V256H234ZM2 256H3V257H7V259L4 260V259L2 258ZM46 256H47V257H46ZM108 256H109V258H108ZM123 256H125V257H123ZM127 256H128L129 258H128ZM150 256H151V257H150ZM156 256H155V257H156ZM159 256H160V257H159ZM164 256H165V255H163V257H164ZM166 256H165V257H166ZM168 256H169V257H168ZM174 256H176V257H174ZM209 256H210L213 260H212L211 258L209 259V258H208ZM213 256H215V257L217 256L218 259L214 257L215 260H216V261H214ZM220 256H223V257H220ZM239 256H240V257H239ZM242 256H243V258H241ZM246 256H247L248 258H247ZM41 257H42V258H41ZM88 257H89V258L92 257L91 260H90ZM97 257H98V258H97ZM105 257H107V258H105ZM111 257H113V258H112V261H111V259H110ZM117 257H116V258H117ZM130 257H132V258H130ZM140 257H143L144 259H142V258H140ZM152 257H153L154 259H153ZM198 257H199V258H198ZM204 257H207V259H209V260H207V259L204 258ZM225 257H226V260H225ZM234 257L237 258V261H235L236 258H234ZM244 257H245V258H244ZM43 258H44V259H43ZM96 258H97V260H96ZM124 258H125V259H124ZM134 258H136V259H134ZM146 258H147L148 260H147ZM149 258H151V259L149 260ZM161 258H162V259H161ZM168 258H169V259H168ZM172 258H173L174 260H173ZM219 258H220V259L222 258V260H220ZM228 258H229L230 260H232V262H231V261L229 262V259H228ZM232 258L234 259V261H235L236 263H234V261H233ZM9 259H10V260H9ZM41 259H42V260H41ZM98 259H99V260H98ZM104 259H107V260L104 261ZM130 259H131V260H130ZM133 259H134V260H133ZM140 259H141V261H140ZM145 259H146V260H145ZM155 259H156V260H155ZM171 259H172V260H171ZM193 259H194L196 262H195ZM205 259H206V260H205ZM227 259H228V261H227ZM239 259H240V260H241V259H242V260L245 259V260H244V261L241 260V261H242V262H241ZM263 259H264V258H263ZM6 260H7V261H6ZM109 260H110V261H109ZM120 260H121V262H120ZM126 260H127V261H126ZM129 260H130L131 262H130ZM136 260H137V262H134V263H133V261H136ZM154 260H155V261H154ZM199 260H200V261H199ZM203 260H204V261H203ZM5 261H6V262H5ZM98 261H99L100 263H99ZM117 261H119V262H117ZM146 261H147V263H146ZM149 261H150V262H149ZM193 261H194V262H193ZM210 261H211V262H210ZM226 261H227V262H226ZM239 261H240V262H239ZM7 262H8V263H7ZM16 262H18V263H16V264H23V263H21L22 260H21V262H20L19 259L16 260ZM19 262H20V263H19ZM108 262H109V263H108ZM124 262H126V263H124ZM141 262H142V263H141ZM154 262H155V263H154ZM170 262H172V263H170ZM213 262H214V263H213ZM238 262H239V263H238ZM25 264H29V263L27 262V263H25ZM67 264H70V263H67ZM71 264H72V263H71ZM110 264H111V263H110ZM165 264H166V263H165ZM248 264H249V263H248Z\"/></svg>",
	"mask_w": 264,
	"mask_h": 264
}]
</instances>
